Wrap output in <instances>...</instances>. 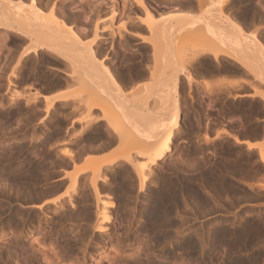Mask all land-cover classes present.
I'll return each mask as SVG.
<instances>
[{
	"label": "bare ground",
	"instance_id": "bare-ground-1",
	"mask_svg": "<svg viewBox=\"0 0 264 264\" xmlns=\"http://www.w3.org/2000/svg\"><path fill=\"white\" fill-rule=\"evenodd\" d=\"M25 1V2H24ZM70 1V0H69ZM84 1V0H83ZM90 1V0H89ZM92 1V0H91ZM91 1H90V4H91ZM96 1V0H95ZM95 1H92V2H95ZM109 1V0H108ZM114 2H115V0H113ZM124 1V0H123ZM126 1V0H125ZM129 1V0H128ZM146 2H147V0H145ZM145 1L144 0H136L135 1V3H136V9L137 8H140V10H142L141 12H144L145 13V15L144 14H141L140 13V11L138 12V14L140 13L141 14V17H139V19L137 18V20H138V22L141 24V25H143L146 29H148L149 30V36H148V34H146V36H144V35H141V34H137V32H138V30L136 31V36H140V38L142 39V41L143 42H147V44L149 43L150 45H152V48H153V68H151L152 69V71H151V76L149 75V74H147V75H149L152 79H150V77H148L150 80H152L153 81V85L151 84V86L149 87L148 85H146V86H148L147 87V89H146V86L145 87H138V85H136L138 88H137V90H136V88L135 87H133V91L132 92H134L135 93V91H138V89H140L142 92H144L145 90H143L144 88L146 89V91L147 90H149V91H147V96H149V95H151V100H152V103H153V105L152 106H149L150 104H147V103H151V101H149V102H147L148 100H146V99H142V100H139L136 96H135V94H137V93H139V91L138 92H136L135 94H129L130 96H131V99L130 98H128L129 97V95H128V97H126L125 96V94L127 93V91H126V93L124 94L123 93V90H121V88L119 87L120 85H117L116 83H118V82H116L115 83V79H113L112 78V76L113 75H111L110 74V72H112V71H110L107 67V65L106 64H104V65H106V66H104L103 65V62H101V58L98 60L97 59V57L95 56V46H94V44H95V42H96V39H98V33H99V35L102 33L103 34V32L101 31V33L100 32H98L97 33V28H96V30H95V27H97V26H94L95 25V22L93 21V19H96L95 17H92V20L91 21H93V23H94V25H92V26H94L93 28H94V30L95 31H92L91 30V28H89L88 30V32H94L92 35H94V37H93V39L91 40V41H89L88 39V37H87V39H85L84 41H87L88 40V43H86L85 44V42H81L82 40L81 39H79V36H77V34L74 32V31H76L73 27H70L71 26V24H70V26H68L69 24L67 23V21H65L67 24H65V22H64V18H62V17H60V16H62V14L58 17L56 14V12H61V11H59V10H55V12H54V8L55 7H57L58 5H56V2H55V5H53V0H52V5L53 6H55V7H53L52 5H51V7H50V9L48 10V12L47 13H45V8H46V6L45 5H47V4H49L50 5V3H49V0L47 1V3H46V1H42L41 3H42V5H44V3H46L44 6H42V5H38V2H40V0L38 1V0H30V2H28V3H26V0H0V28H2V29H5V30H7V31H9V39H10V36H12V38H13V35L11 34L10 35V32H14V33H17V34H19V39L18 40H14L15 38H18V35H17V37H15L13 40L16 42H18L19 43V45H22V43H24V46H23V48L21 49V48H19V47H21V46H19L18 48L19 49H21V51H19V49H18V52H15V53H13V54H11V55H13V57H18L17 59H15L18 63L20 62V60L28 53V52H35L36 53V51L39 49H41V48H47V49H49V50H51V51H53L54 53L53 54H57L58 56H60L61 58H63V60H61L62 62L64 61V59H65V61H68L69 62V64H67L68 66H66V67H69V68H67V70H65L66 69V67L64 66L63 68H65L64 69V71L66 72V71H68V72H64L66 75H68L69 77H71V78H73L72 79V83H69L70 85H68V87H71V85L74 83V81H77V79H78V83L77 82H75L74 84L76 85H78V86H75V85H72L73 86V88L72 89H64V90H66V92H63L64 90L62 89L61 91H60V93L58 92H56V94H54V95H51L50 94V92H49V96L48 95H46V93H42L41 92V90H40V93L38 92L39 91V89H38V91L36 92V91H34V92H31L33 95L31 96V94H27V93H25L24 91H21V92H19L20 90H22V89H20L19 91H15V90H13V88H12V90L13 91H15V92H13L12 91V93L11 94H9L10 95V99L12 100V101H15V100H18V98H21V97H24V94H27L26 95V97L27 98H25L24 97V99H26V101H27V103H30L31 104V102H32V104H33V106H35L36 104H34V103H36V102H34L37 98L36 97H38L39 96V94H45V95H43V99L45 100L44 102H42L41 101V98H38V99H40V101H39V103H37V104H42L41 105V107H43V106H45V110H44V115L45 114H47L48 113V111L53 107V104H54V101L56 100V99H69V100H72V101H76V100H80L81 102H82V106H84V108L86 109V111H85V109H83V107L81 108L82 110H79L78 108H75L76 107V105L79 103V104H81V102L79 101H77L76 103V105H74L73 104V106L74 107H72V109L73 110H76V111H78V113H80V115L79 114H76V116H75V114H74V116H72V118H71V113H70V118H69V120H71V123H72V121L73 120H77V121H86L87 123H89V122H92V121H97V120H101V121H104L105 123H106V126H107V128H109V129H111V132L115 135V136H113V137H115V140L113 139V137H110L112 140H114V141H116L118 144H120V145H122V144H125V145H127V147L126 148H124L123 146V149L121 148L120 149V145L119 146H116V145H118L116 142V145H114V146H116V147H118L119 149H117L115 152H112V150H110L111 152L108 154V152H107V154L108 155H106V156H104V157H101V156H103L104 155V153H103V155H100L99 156V154H98V156H97V154L95 155V153H94V157L96 158H94V157H92V155L91 154H89L90 156H91V158L92 159H94V161H90L89 159H90V156L88 155V154H86L89 158L87 159V156L85 155V157H84V159L83 160H86L87 159V162L89 163V161H90V163H89V165L88 166H84L83 164L85 163V162H83V161H81V162H77L78 164H80V167H77V163H76V159H78V157L76 158L75 156H79V161H80V158H82L80 155H78L79 153H78V149H79V151L80 150H83V149H80L79 147H78V149H77V147H75L76 148V150H77V155L75 154V152H76V150H75V152H74V150H70L69 148L71 147H69V148H67V147H63V149L61 150V153H58V152H55V153H57V154H59L57 157L58 158H60L59 156H61V154L63 155V156H65V157H67L69 160L67 161V160H61L60 159V161L59 160H57L56 161V163L54 164L53 163V161H52V165L54 166V170H56V169H58L57 167L58 166H60L58 163H62L61 161H63V163L61 164V166L63 167V168H61L60 167V169H62L64 172L62 173V171L60 170L59 172L60 173H62V176H61V174L60 173H58L59 175L58 176H61V178H64V177H66V178H69V181L70 182H68V180H66L68 183H70L69 185H68V183L67 182H64V180H65V178H64V180H60L57 184H56V186L53 184V192L57 189V191H59L60 189H59V187L61 186H63L64 184V188L62 187V191L60 192V193H58L57 192V194H56V191H55V194L54 193H52V194H54L55 196H50V197H48V194L50 193L51 194V192L52 191H49V193H47V191H46V189L45 188H48V187H44L43 186V191L45 190V194L47 193V197H48V199H44V201H42L43 200V198H42V200H41V202H39L40 204L38 205V202H37V205L36 204H34V206L33 207H38V208H40V207H46L47 208V206L49 205V204H52L53 205V211H52V214L54 213H60V212H62V215H63V211H65V210H62V211H60L61 209H62V206H63V199L64 198H70V205L71 206H74V204L77 202L76 201V199H75V203L72 201V197H74L73 195V192H75V190H76V188H77V186H78V183H79V179H80V175L83 173V172H85V171H87L88 169L89 170H91L89 173V175H91L90 177L88 176V174H87V178L89 179V186H90V190L89 191H92V195H93V197H92V195L90 194V193H88V194H90L91 195V197L92 198H95V201L91 198V200H93V202H94V204H95V202H96V204H97V206L99 205V209L97 210V206H96V204H95V206L94 207H96V212H97V215H95L94 214V212H92V214H94L95 216L94 217H96L95 219H96V224L94 225V229H93V226H91V227H89V228H91V229H93L94 231L92 232V233H98V235H100V234H102V233H105V232H107L108 230H109V228H108V225L106 224L108 221H109V219H110V213H112V212H110V213H108V210H107V208H106V206H104V204H109V205H112L113 204V200L115 199L114 198V196H113V200L110 198V200H107L106 198V196L107 195H109L112 191L110 190V192H109V194H108V192H107V194L106 193H103L104 192V190H102L101 191V188L103 187V186H101L100 187V185H99V183H98V181H102L104 184L106 183V185H107V183H108V181H107V177H106V175H105V171H103V172H100V169H101V167L102 166H104V165H108V166H112V165H114V164H118V162L119 161H124L131 169H132V171L134 172V174H135V181H136V183H137V187L136 188H138V190L141 192V193H143L144 194V196H142V203L144 204V206L145 205H150L151 204V211H149L148 209V212H150V214H149V216H148V218L150 219V220H152L153 222H151V223H153L154 224V222H156V226H157V223L158 224H161V225H163V224H165V223H168L167 225L168 226H170L171 224H170V219H174V218H170V214H169V212H171V214H173V212H174V214L175 213H177L178 212V210L180 211V208H181V206L183 205H181L180 203H184V202H182V199L184 200V198H183V191L181 190L180 191V189H179V187L181 186V184H180V186L179 187H177L174 183H170V181L169 182H167V181H161V182H159L158 180H155V182L154 181H152L151 180V178H150V168H151V165H155V164H157V162H158V160H161V159H163L166 155H167V153L168 152H170V151H172V149H173V145H171V143L172 142H174V140H173V138H174V136H176V134H177V132H178V129L180 128L179 127V122H180V118H181V114H180V108H179V102L182 100V98H181V96H180V98H181V100L179 99V96H178V94H182V92H177V90L179 89L178 88V86L180 85H178V78H179V75H184L185 77H187L188 78V80H191L192 81V79H190V74L192 75V73H190L189 71V69L187 68V69H185V62H186V65H187V60L188 61H190L189 63H191L193 60L192 59H197L200 55H204V54H208L211 58H213V60H214V62L215 63H220L221 65H223L222 63H227V62H230L231 64H233L234 65V67H239L240 69L242 68V74L244 73V72H246V75H241V73H239L240 74V76H239V78H238V76L236 77L235 75V77L233 76H231V74H233V72L232 73H230L231 71H234V69L236 70V69H238V68H232L233 70H231V71H229L228 70V68L230 67H232V65L231 66H228V68H225V66H227L228 64H226L225 66H223L224 68H225V70H223L224 72H226V69H227V72H228V75H229V77H228V75L227 74H225V75H227L226 77H221L222 75H220V73L219 72H217L216 71V73L218 74V75H220V79H218L219 78V76L216 74H213V76H214V78L215 77H218V78H215L216 79V81H218V82H216L217 84H215V82H214V86L212 85V84H208V82L207 81H203L202 83H200L203 87H205V89H209V87L211 88V86L212 87H215V86H217L218 87V89H216V87H215V89H213V90H208V92L207 93H209V94H211L212 93V95H216V94H213L214 92H212V91H214V90H216L215 91V93L216 92H218V91H220L221 93H222V91H226V92H228V94L229 95H231L232 97H233V100H234V98L235 97H244V96H248V97H257L260 101H262L263 103H264V88H261L262 87V85L260 84V83H262L263 85H264V0H212L211 1V3L209 2H206V3H204L206 0H185L184 1V3L183 4H181V2H179V0H178V2L180 3V5H182V6H180V7H183L182 9L179 7V9H181V10H178L177 8H176V12H173L174 11V8L176 7V5H175V7L174 8H171V6H173V4L171 5V2H173V1H171L169 4L171 5H169V7L171 8V11H172V9H173V11L171 12V11H169L170 10V8H168V6H166L167 8V14H164V13H159V14H164V15H160V17H156L154 14H157V13H153V6H151V5H149V7L146 5V3H145ZM161 1H163V0H161ZM177 1V0H176ZM182 1V0H181ZM59 2V1H58ZM63 2V1H62ZM73 2H75V1H73ZM104 2V0L103 1H100V0H97V2H96V4H94V3H92V6L91 7H93V5H95L96 6V10H97V7H98V9H100V8H102L103 7V9L104 10H106L104 7V4H105V2ZM109 2H111V1H109ZM127 2V1H126ZM133 2V1H132ZM183 2V1H182ZM224 2H226V3H231L229 6H230V8H226L228 11H230V12H228V11H222V9H224L225 8V6H224V8H222V4L224 3ZM61 3V2H60ZM70 3V2H69ZM69 3H66V4H68L69 5ZM77 3V2H76ZM80 3V2H79ZM88 4H89V2H87ZM112 3V2H111ZM107 3L106 2V4L107 5H111V8H112V10H110V14L106 17L105 16V18H111L112 19V17L114 16V14L116 13V11H115V8L113 9V4L114 3ZM116 3H117V0H116ZM115 3V4H116ZM128 3V2H127ZM131 3V2H130ZM134 3V2H133ZM148 3H150L149 1H148ZM158 3V2H157ZM167 3V2H166ZM179 3H177V4H179ZM208 3V4H207ZM40 4V3H39ZM59 4V3H58ZM63 4V3H62ZM89 4V5H90ZM125 4V3H124ZM132 4V3H131ZM131 4H130V6H131ZM207 4V6L206 7H204L205 5ZM61 5V4H60ZM64 6H63V9L65 8V4H63ZM68 5H66L68 8H69V6ZM70 5H72L71 3H70ZM73 5H75V4H73ZM72 5V6H73ZM80 5V4H79ZM78 5V6H79ZM82 5V4H81ZM81 5H80V7H81ZM85 5V4H84ZM123 5V4H122ZM160 5V3L157 5V7ZM168 5V4H167ZM202 5H204L203 7H202ZM228 5H226V6H228ZM86 6H87V4H86ZM94 6V7H95ZM101 6V7H100ZM117 6V5H116ZM120 6H121V4H120ZM126 5H124V7H125ZM138 6V7H137ZM177 6H179V5H177ZM228 6V7H229ZM41 7H42V9H41ZM44 7V8H43ZM49 7H47V8H49ZM79 8V11H78V9L77 10H75L76 8ZM80 7H77V6H74V7H70V9H72L71 10V13H72V11H73V9L75 10V12L76 11H78L79 12V14H80V12L81 13H83V11H84V14H86V15H90L89 14V12H87V13H85V10L86 9H88V8H90V6L88 7V8H86V9H84V7H83V10H81L80 9ZM107 7V6H106ZM110 7V6H109ZM108 7V8H109ZM128 6H126L125 8H127ZM150 7H153L152 9L150 8ZM157 7H156V10H157ZM161 7L162 6H160V10H161ZM199 8V10L197 9V11H200V8H201V11L200 12H197L196 10H195V8ZM82 8V7H81ZM130 8V7H129ZM131 8H132V6H131ZM134 8V7H133ZM164 8V7H163ZM60 9H61V7H60ZM103 9H102V11H103ZM119 9V8H118ZM117 9V10H118ZM121 9V8H120ZM119 9V10H120ZM122 9H124V8H122ZM121 9V10H122ZM128 9V8H127ZM230 9V10H229ZM44 10V11H43ZM81 10V11H80ZM95 10V11H96ZM126 9H124V11H125ZM129 10H131V9H129ZM139 10V9H138ZM152 10V11H151ZM164 10V9H163ZM62 11H64V10H62ZM66 11H70V10H67V8H66ZM86 11H88V10H86ZM89 11H90V9H89ZM94 11V9H92V12ZM99 11V10H98ZM97 11V12H98ZM134 11V10H133ZM136 11V10H135ZM158 11V10H157ZM156 11V12H157ZM164 11H166V10H164ZM196 12V14H194L193 12ZM74 11H73V15H71L70 17H74L75 15V17H78V12H76L75 13ZM122 12V11H121ZM131 12V11H130ZM163 12V11H162ZM169 12H171V13H169ZM223 12H226V13H229V14H225V13H223ZM62 13V12H61ZM64 13H67V12H63V17H66L65 15H64ZM68 13H70V12H68ZM67 13V15H70V14H68ZM90 13H91V11H90ZM99 13V12H98ZM100 13H101V11H100ZM104 13V12H103ZM125 13H126V11H125ZM127 13H128V11H127ZM133 13V12H132ZM131 13V14H132ZM135 13V12H134ZM198 13V14H197ZM93 15H94V12L92 13ZM92 14L90 15V16H92ZM130 13H128V15H129ZM137 14V13H136ZM158 14V15H159ZM59 15V14H58ZM96 16H97V14H95ZM94 15V16H95ZM102 15V14H101ZM101 15H99L98 14V16H101ZM104 15H106V14H104ZM104 15H102V16H104ZM116 16H117V14H115ZM157 15V16H158ZM82 16H84L83 14H82ZM89 16V17H90ZM98 16H97V19H98ZM120 16V15H119ZM131 16H133V14L131 15ZM140 16V15H139ZM81 17V16H80ZM85 17V16H84ZM136 17H137V15H136ZM67 18H69V16L67 17ZM86 18H88L87 16H86ZM85 18V19H86ZM100 18V17H99ZM104 18V19H105ZM82 19V18H81ZM81 19H78L77 18V20H79V22H80V20ZM85 19H84V21H85ZM89 19V18H88ZM87 19V20H88ZM91 19V18H90ZM101 19H102V17H101ZM100 19V20H101ZM63 20V21H62ZM65 20H68V19H66L65 18ZM71 20V19H70ZM75 20V19H74ZM83 20V19H82ZM103 20V19H102ZM107 20V19H106ZM132 20V19H131ZM70 22V21H69ZM88 23H90V20H88L87 21ZM97 22H98V20H97ZM137 22V23H138ZM86 23V22H85ZM107 23V22H106ZM136 23V24H137ZM138 23V24H139ZM80 25H81V23H80ZM79 25V26H80ZM100 25V24H99ZM120 27L125 31H127V24L125 23V21H122V22H120ZM78 26V27H79ZM91 26V27H92ZM109 24L107 25H103V27H102V25H101V27L99 26V28H102V30H105V29H107L108 31H111L112 33H114L113 32V30L111 29L112 27L111 26H109ZM130 26V25H129ZM263 26V27H262ZM88 27H90V25L88 24ZM132 27V26H131ZM72 28H73V30H72ZM80 28V27H79ZM78 28V29H79ZM81 28H82V26H81ZM92 28V29H93ZM109 28L111 29V30H109ZM142 28V27H141ZM83 29H84V27H83ZM83 29H81V30H83ZM86 29V31H87V28H85ZM84 29V30H85ZM134 29H136V28H134ZM4 30V31H5ZM80 30V31H81ZM101 30V29H100ZM144 30V29H143ZM107 31V32H108ZM116 31V30H115ZM128 31H129V29H128ZM131 31V30H130ZM147 31V30H146ZM76 32H78V31H76ZM82 32V31H81ZM81 32H79V33H81ZM88 32L86 33V34H88ZM111 32H108L109 33V35H110V33ZM132 32H134V31H132ZM2 33H3V31H2ZM6 33H8V32H6ZM13 33V34H14ZM84 33V32H83ZM84 33V34H85ZM138 33H140V30H139V32ZM141 33H142V31H141ZM1 34V33H0ZM83 34V35H84ZM85 34V35H86ZM131 34V33H130ZM144 34V33H143ZM3 35H5V36H7L8 34H1V36L3 37ZM90 35H91V33H90ZM114 35V34H113ZM119 35H121L120 33H119ZM4 36V37H5ZM89 36V35H88ZM101 36V35H100ZM89 37H91V36H89ZM123 37V36H122ZM11 38V39H12ZM86 38V37H85ZM4 39V38H3ZM5 39H6V37H5ZM4 39V40H5ZM99 39H100V37H99ZM98 39V40H99ZM136 39V38H135ZM2 40V38H0V41ZM13 40H11L12 41V43L14 44V42H13ZM125 40V39H124ZM134 40V39H133ZM6 41V40H5ZM11 41H9V43H11ZM135 41V40H134ZM8 42V41H7ZM16 42V43H17ZM98 42V41H97ZM126 42V41H125ZM139 42V41H138ZM14 44V46H12V47H16V45L18 44ZM103 43V42H102ZM1 44L3 45V44H6L4 41L3 42H1ZM1 44H0V46H1ZM8 44V43H7ZM6 44V45H7ZM97 44V43H96ZM143 44V43H142ZM12 45V44H11ZM11 45H7V47H10ZM4 46V45H3ZM6 47V48H7ZM11 47V51L10 52H12L13 50V48ZM97 47V46H96ZM111 47V46H110ZM6 48H4V49H6ZM143 48V47H142ZM4 49H3V51H4ZM15 49V51H16V49L17 48H14ZM144 49V48H143ZM8 50H10V49H8ZM7 50V51H8ZM6 51V52H7ZM43 51V50H42ZM100 51V50H99ZM98 51V52H99ZM138 51V50H137ZM145 52V51H144ZM4 53V52H3ZM2 53V54H3ZM16 53H20L19 55L17 54V56H15V54ZM38 53V52H37ZM1 54V53H0ZM29 54V53H28ZM38 54H40V53H38ZM38 54H36V55H38ZM48 54H50V53H48ZM9 55H10V53H9ZM31 55V54H30ZM34 55V53L31 55V56H33ZM101 55V54H100ZM31 56L29 57V55L27 56L28 58H30V61H31ZM40 55H38V57H39ZM105 57H106V54L104 55ZM143 56V55H142ZM10 57H12V56H10ZM9 57V58H10ZM26 57V58H27ZM103 57V56H102ZM210 57L208 58V59H210ZM26 58H24V59H26ZM35 58H36V56H35ZM41 58V57H40ZM3 59V58H2ZM11 59V58H10ZM13 59V58H12ZM23 59V60H24ZM45 59H49L48 57L47 58H45ZM52 58H50V60H51ZM58 59H60V58H58ZM205 59V58H204ZM6 60H7V58H6ZM14 60V59H13ZM12 60V62H15V60L13 61ZM27 60H29V59H27ZM26 60V61H27ZM39 60V59H38ZM37 60V61H38ZM42 60H44V58H42L41 59V61H39V63L40 62H42ZM49 60V61H50ZM56 60V59H55ZM199 60V59H198ZM201 60V62H202V59H200ZM199 60V61H200ZM0 61H1V59H0ZM8 61H9V59H8ZM8 61H6L7 63H8ZM25 61V60H24ZM23 61V62H24ZM29 61V62H30ZM46 62H47V60H45ZM48 61V62H49ZM53 60H51V62H52ZM57 61V60H56ZM59 61V60H58ZM57 61V62H58ZM11 62V61H10ZM9 62V63H10ZM16 62V63H17ZM23 62H22V64H23ZM29 62L27 63H25V64H27L26 66H28L29 68H28V70L30 69V64H29ZM34 62V61H33ZM54 62V61H53ZM57 62H55L56 64H57ZM67 62V63H68ZM198 61L196 60V63H197ZM205 62V61H204ZM204 62H202V63H204ZM214 62H213V64H214ZM4 63V62H3ZM6 63V64H7ZM15 63V64H16ZM45 63V62H44ZM43 63V64H44ZM59 63V62H58ZM61 63V62H60ZM64 63V62H63ZM188 63V64H189ZM195 63V61L194 62H192V64L194 65V64H196ZM201 63V64H202ZM206 63V62H205ZM204 63V64H205ZM5 64V65H6ZM12 64V63H11ZM14 64V63H13ZM20 64V63H19ZM24 64V65H25ZM62 64V63H61ZM64 64H66V63H64ZM198 64H200V62H198ZM203 64V65H204ZM208 64V63H207ZM219 64V65H220ZM8 65V64H7ZM10 65V64H9ZM46 65H48V64H46ZM46 65H43L44 66V69L47 67ZM202 65V66H203ZM209 65V64H208ZM212 65V64H211ZM217 67L219 66V65H217V64H215ZM230 65V64H229ZM3 66V65H2ZM1 66V67H2ZM14 66V65H13ZM18 66V65H17ZM31 66H32V62H31ZM34 66V65H33ZM38 66V65H37ZM46 66V67H45ZM58 66H60L59 64L57 65V68H60V67H58ZM111 66V65H110ZM200 67V65H197V67ZM213 66V65H212ZM15 67V66H14ZM39 67H42V64L39 66ZM151 66H149V68H150ZM187 67V66H186ZM196 66H194V68L196 69L197 68ZM207 67V66H206ZM214 67V66H213ZM221 68H222V66H220ZM6 69H8V67H5ZM19 68V67H18ZM17 68V70L19 71L20 70V68L18 69ZM33 68H35V66L33 67ZM33 68H32V70H33ZM48 68V67H47ZM62 68V67H61ZM101 68H103V70H101ZM190 68V67H189ZM220 68V69H221ZM229 68V69H230ZM2 69H4V67L2 68ZM1 69V70H2ZM14 69V68H13ZM23 69V68H22ZM22 69H21V71H19V72H21V74H19L20 76L24 73V72H22ZM27 69V68H26ZM25 69V66H24V71L26 70ZM39 69H41V68H39ZM69 69V70H68ZM150 69V70H151ZM215 69V68H214ZM223 69V68H222ZM16 70V69H15ZM12 71V75L13 76H16V71ZM27 70V71H28ZM31 70V71H32ZM50 70V69H49ZM149 70V69H148ZM149 70V71H150ZM188 70V73H190L189 75L188 74H186L185 73V71H187ZM216 70V69H215ZM7 71V70H6ZM39 71V70H38ZM42 71V70H41ZM51 71H53V70H51ZM62 71V70H61ZM211 71V70H210ZM209 71V72H210ZM212 71H214V70H212ZM238 71V70H237ZM5 72V71H4ZM8 72V71H7ZM30 72V70L28 71V73ZM32 72H34V71H32ZM31 72V73H32ZM37 72V71H36ZM44 72V71H43ZM43 72H40V74L41 73H43ZM239 72V71H238ZM1 73H2V71H1ZM18 73V72H17ZM48 73V72H47ZM53 73H55V72H53ZM146 73V72H145ZM211 73V72H210ZM209 73V74H210ZM213 73V72H212ZM221 73H222V71H221ZM235 73V72H234ZM237 73V72H236ZM235 73V74H236ZM4 74V73H3ZM7 73H5V75H6ZM25 74H27V72L25 73ZM51 74H52V72H51ZM223 74V73H222ZM238 74V73H237ZM1 75V74H0ZM10 75V74H9ZM19 75H18V77H19ZM39 75V74H38ZM37 75V76H38ZM43 74H41V76H42ZM44 75H45V73H44ZM43 75V76H44ZM47 75V74H46ZM45 75V76H46ZM49 75V74H48ZM47 75V76H48ZM61 75H64V74H61ZM61 75L60 76H58V74H57V76H58V79H59V77L61 78ZM66 75H64L65 76V78L67 79V77L68 76H66ZM146 75V76H147ZM247 75H249V77H250V75L251 76H253L254 78H250L251 80L253 79H257L258 81H260V85H258V84H256V83H251V81H250V79H248L246 76ZM2 76V75H1ZM7 76V75H6ZM24 76V75H23ZM27 76V75H26ZM32 76H33V73H32ZM42 76V77H43ZM50 76V75H49ZM53 76H55V75H53ZM184 76H182L183 77V79L185 78ZM202 76V75H201ZM204 76H206V75H204ZM210 77H213L212 76V74L211 75H209ZM223 76H224V74H223ZM230 76L233 78V79H230ZM3 77H5V76H3ZM10 77V79L8 80L7 79V77H5L7 80H8V84H9V86L11 85V84H13L14 83V79H11V77L12 76H9ZM8 77V78H9ZM29 77H31L30 76V74H29ZM40 77V76H39ZM51 77H52V75H51ZM56 77V76H55ZM55 77H53V78H55ZM114 77V76H113ZM192 77H193V75H192ZM203 77V76H202ZM246 77V78H245ZM22 78V77H21ZM32 78V77H31ZM45 78V77H44ZM47 78V77H46ZM64 78V79H65ZM74 78H75V80H74ZM115 78V77H114ZM181 78V77H180ZM225 78V79H224ZM226 78H229L228 80H226ZM236 78V79H235ZM242 78V79H241ZM3 79V78H2ZM1 79V80H2ZM18 79V78H17ZM27 79V78H26ZM34 79V78H33ZM42 79V78H41ZM48 79V78H47ZM52 79V78H51ZM51 79H48V80H51ZM61 79H63V78H61ZM156 79H160V81L159 82H155L156 81ZM243 79H245V80H247L248 82L250 81V83H248V82H246L245 80H243ZM6 80V81H7ZM14 80V81H13ZM20 80V79H19ZM25 80V79H24ZM44 81H42L41 83H42V86H40L41 88L43 87V84H45L46 83V85H47V82H45L46 80L45 79H43ZM70 80L71 79H68V80H64L65 82H67L68 83V81L70 82ZM185 80V79H184ZM239 80H241L240 82H239ZM4 81H5V79H4ZM21 81H23V79H21ZM21 81H15V82H20L21 83ZM34 81V83H35V80H33ZM36 81H37V78H36ZM39 81V80H38ZM54 81H56L57 82V79H54ZM54 81H52V82H54ZM59 81H60V79H59ZM152 81H150L149 82V84L150 83H152ZM224 81H226L225 83V88H226V90L224 89V87L222 88L221 86H223V83H224ZM243 81V82H242ZM29 83L31 82V81H28ZM40 82V81H39ZM50 82V81H49ZM63 82V81H62ZM120 82V81H119ZM244 82H246V83H248V84H243ZM255 82H257V81H255ZM24 83V82H23ZM58 83V82H57ZM57 83H54L55 85H56V87H57ZM67 83H64V84H66V87H67ZM145 83V82H144ZM212 83V82H211ZM242 83V84H241ZM3 84V83H2ZM5 84V83H4ZM24 84H27V83H24ZM31 84V83H30ZM61 83H59V85H60ZM119 84V83H118ZM143 84V83H142ZM141 84V85H142ZM147 84H148V82H147ZM181 84H182V81H181ZM184 84V83H183ZM1 85V84H0ZM17 86V89H19L18 88V84H16ZM41 85V84H40ZM123 85V84H122ZM145 85V84H144ZM186 86H187V83L185 84ZM189 85H190V81H189ZM188 85V86H189ZM6 86V85H5ZM8 86V85H7ZM7 86L4 88V86H2L3 87V89H6L7 88ZM15 86V85H14ZM32 86V85H31ZM34 86V85H33ZM50 86H53L52 87V89L53 88H55L54 87V85H52V84H50ZM75 86V87H74ZM140 86V85H139ZM162 86V88H161V90L160 89H155L154 90V88H157V87H161ZM182 86V85H181ZM185 86V87H186ZM187 86V87H188ZM219 86H220V88L221 89H224V90H221L220 88H219ZM230 87V89L228 88V87ZM241 86V87H240ZM246 86L248 87V86H250V88H251V93H250V88L248 89V88H246ZM13 87V86H12ZM24 87H27L26 85H24ZM28 87H30L29 86V84H28ZM27 87V88H28ZM49 86H47L46 88L48 89V90H50L51 91V88L49 89L48 88ZM60 87H62L61 85H60ZM66 87H64V88H66ZM123 87V86H122ZM183 87H184V85H183ZM237 87L239 88H241V90H239V91H243L242 89L245 87L246 88V90L247 91H249V94H246V93H240V92H237V93H235L236 92V89H237ZM21 88V87H20ZM26 88V89H27ZM33 88V87H32ZM39 88V87H38ZM58 88V87H57ZM135 88V89H134ZM190 88V87H189ZM228 88V89H227ZM236 88V89H235ZM9 89V88H8ZM26 89H24V90H26ZM56 89V88H55ZM54 89V90H55ZM123 89H126L125 87L123 88ZM129 89H130V87H129ZM231 89H235V92L234 91H232V92H234V93H232L230 90ZM29 90V89H28ZM27 90V91H28ZM36 90V89H35ZM43 90H44V88H43ZM59 90H60V88H59ZM131 90V89H130ZM130 90H129V92H130ZM135 90V91H134ZM246 90H245V92H246ZM253 90V91H252ZM1 91H3L4 92V90H2L1 89ZM47 91V90H46ZM68 91V92H67ZM140 91V92H141ZM187 91V90H186ZM185 91V92H186ZM23 92H24V94H23ZM29 91H28V93H30ZM132 92H130V93H132ZM141 92V94H143ZM2 93V92H1ZM9 93V92H8ZM48 93V92H47ZM188 93V92H187ZM219 93V92H218ZM217 93V94H218ZM224 93V92H223ZM86 95L85 97L83 96V95ZM144 94H145V92H144ZM143 94V98L144 97H146V95H144ZM183 94H184V92H183ZM183 94H182V96H183ZM220 94V93H219ZM2 95V94H1ZM8 95V94H7ZM140 95V94H139ZM185 95V94H184ZM207 95V94H206ZM42 96V95H41ZM82 96H83V98H82ZM133 96V97H132ZM209 96V95H208ZM211 96V95H210ZM222 96V95H221ZM225 96V98H227L226 96H228L227 94H225L224 95ZM139 97V96H138ZM85 98V99H84ZM212 98V97H211ZM229 98V97H228ZM231 98V97H230ZM23 99V98H22ZM37 99V100H38ZM147 99H149V98H147ZM213 100L212 101H214V100H216V99H214V98H212ZM250 99V98H249ZM21 100V99H20ZM180 100V101H179ZM219 100V99H218ZM239 100V99H238ZM237 100V101H238ZM242 99H240V101H241ZM244 100V99H243ZM242 100V102H240V103H242V106H240L241 108H242V110H243V113H241V115L242 114H246V113H244V112H249L250 110L252 111V110H254L255 112H256V109H261V106L259 105V107L257 106V105H255V107H254V104H253V107L251 106V104H249V105H247L244 101ZM256 100V99H255ZM254 100V101H255ZM26 101H25V103H26ZM211 101V100H210ZM231 101V100H230ZM245 101H248V99L246 100L245 99ZM249 101H251V100H249ZM258 101V100H257ZM15 102H17V101H15ZM18 102H19V100H18ZM21 102V101H20ZM40 102H42V103H40ZM147 102V103H146ZM239 102V101H238ZM243 102L245 103L244 105H243ZM252 102H253V100H252ZM256 102V101H255ZM26 103V104H27ZM46 103V104H45ZM60 103V102H59ZM129 103H132V105L130 106L129 105ZM227 103H229V101L227 102ZM231 103H233V101L231 102ZM230 103V104H231ZM237 103V102H236ZM250 103V102H249ZM4 103H1L0 102V108H2L4 105H3ZM25 104V105H26ZM29 104V106H31ZM45 104V105H44ZM181 104V103H180ZM215 104V103H214ZM235 104V103H234ZM255 104H259V103H255ZM15 105V104H14ZM39 105V106H40ZM72 105V104H71ZM144 105H148V107H147V109H149V110H147V111H143V107H144ZM217 105V104H216ZM232 105V104H231ZM237 105H240V104H237ZM23 106V104L21 105V107ZM28 106V105H27ZM33 106H32V108H33ZM38 106V105H37ZM36 106V107H37ZM38 106V107H39ZM64 106V105H63ZM63 106H61V107H63ZM78 106V105H77ZM212 106V105H211ZM223 106H225V105H223ZM226 106H228V105H226ZM258 108H257V107ZM35 107V108H36ZM38 107H37V109H38ZM40 107V108H41ZM71 107V106H70ZM182 107V106H181ZM220 107H221V105H220ZM229 107H233V106H229ZM262 107H264V106H262ZM17 108V107H16ZM27 108H29V107H27ZM92 108H97V109H99L101 112H100V114L101 115H91V113H90V111H92ZM215 108V107H214ZM224 108V107H223ZM222 108V109H223ZM228 108V107H227ZM235 108H236V106H235ZM247 108V109H246ZM21 109H24V108H21ZM42 110H43V108H41ZM64 109H65V106H64ZM63 109V110H64ZM221 109V110H222ZM225 109L226 108H224V111H225ZM228 109H230V108H228ZM227 109V110H228ZM237 109H240V108H238L237 107ZM246 111H245V110ZM42 110H41V112H42ZM62 110V109H61ZM65 110H69V112L71 111H73V110H70L69 109V107H68V109H67V107H66V109ZM84 110V111H83ZM200 110V109H199ZM232 110V109H231ZM229 111V113L230 112H232V111ZM247 110H249V111H247ZM262 110H263V108H262ZM262 110H260L261 111V113L263 112ZM24 111V110H23ZM36 111V110H35ZM52 111H53V109H52ZM76 111H73V112H75V113H77ZM83 111V113H81ZM220 111V110H219ZM218 111V112H219ZM223 111V110H222ZM223 111V112H224ZM240 111V110H239ZM238 110H237V112H239ZM16 112V111H15ZM14 112V113H15ZM26 112V111H25ZM24 112V113H25ZM37 112L38 111H36L35 113L37 114ZM46 112V113H45ZM50 112H51V110H50ZM49 112V113H50ZM57 112V111H56ZM55 112V113H56ZM66 112V111H65ZM68 112V111H67ZM96 112V111H95ZM223 112H222V114H223ZM225 112H227V111H225ZM234 112V111H233ZM241 112V111H240ZM253 112V111H252ZM17 114H18V112H16ZM39 114H37L38 116H41L40 114V111L38 112ZM43 113V112H42ZM48 113V114H49ZM53 113V112H52ZM52 113H50V114H52ZM58 113V112H57ZM182 113V112H181ZM220 113H221V111H220ZM227 114V115H229L230 116V114ZM257 113V112H256ZM259 113V112H258ZM257 113V114H258ZM260 113V114H261ZM36 114H35V116H36ZM69 114V113H68ZM93 114V113H92ZM234 114H236L235 112H234ZM239 114V113H238ZM263 114H264V112H263ZM3 115H4V113H3ZM2 115V116H3ZM12 115H14V114H12ZM16 115V114H15ZM34 115V114H33ZM43 115V114H42ZM43 115V116H44ZM62 115V114H61ZM63 115H66V114H64V111H63ZM190 115V114H189ZM193 115H195V113H193ZM193 115H191V116H193ZM216 115L218 116L219 114L218 113H216ZM226 114H224V116H225ZM247 115V114H246ZM250 115H252V114H250ZM255 115V114H254ZM19 116V115H18ZM17 116V117H18ZM29 117L30 116H32V115H28ZM28 116H26L27 118H28ZM53 116V115H52ZM56 116V115H55ZM208 116V115H207ZM216 116V117H217ZM220 116V115H219ZM237 116H239V115H237ZM249 116V115H248ZM248 116H245L244 117V115H243V117H241V120L240 121H242L243 119L242 118H245L246 119V121L247 122H244V123H248V120L250 119V118H255L256 116H254V117H250V118H248ZM261 116H262V114H261ZM5 117V116H4ZM3 117V118H4ZM24 117V116H23ZM54 117V116H53ZM59 118H57L56 117V119H60L61 118V116H58ZM63 117V116H62ZM65 117V116H64ZM74 117H75V119H74ZM194 117V116H193ZM228 117V116H227ZM233 117H235V115L233 116H230L229 117V119L231 118V120H232V118ZM240 117V116H239ZM239 117L238 118H236V121L239 119ZM36 118V117H35ZM39 118V117H38ZM42 118V117H41ZM40 118V119H41ZM197 119H198V116L196 117ZM203 118V117H202ZM222 118V117H221ZM257 118V117H256ZM0 119L3 121V119L0 117ZM15 119H17L16 117H15ZM29 119V118H28ZM32 119V118H31ZM34 119V118H33ZM50 119V118H49ZM66 119H67V117H66ZM196 119V120H197ZM206 119H207V117H206ZM210 119H211V117H210ZM213 119H214V117H213ZM216 119V118H215ZM220 119V118H219ZM233 119H235V118H233ZM245 119H244V121H245ZM248 119V120H247ZM22 120V119H21ZM20 120V121H21ZM61 120V119H60ZM59 120V121H60ZM65 120V119H64ZM90 120H92V121H90ZM199 120V119H198ZM202 120V119H201ZM257 120H258V118H257ZM261 120H263L262 118H261ZM50 121H55L54 119L53 120H50ZM223 121V120H222ZM233 121V120H232ZM240 121H238V122H240ZM24 122V121H23ZM27 122V121H26ZM31 122V121H30ZM38 122V121H37ZM45 122V121H44ZM57 122V124L59 123L58 122V120L57 121H55V123ZM65 122H66V120L64 121V126L66 125L65 124ZM67 122H68V120H67ZM66 122V123H67ZM98 122V121H97ZM103 122V124H105ZM218 122V121H217ZM216 122V123H217ZM251 122H253V120L251 121ZM250 121H249V123H251ZM46 123H47V120H46ZM49 123H51V124H53L52 122H49ZM86 123V124H87ZM93 123V122H92ZM232 123V122H231ZM17 124V123H16ZM19 124V123H18ZM36 124V123H35ZM60 124V123H59ZM83 124V123H82ZM234 124V123H233ZM240 124V126H242L241 124L242 123H239ZM254 124V123H253ZM0 125H2L1 124V122H0ZM11 125V124H10ZM13 125H15V124H13ZM33 125V124H32ZM40 125H42V124H40ZM49 125V124H48ZM60 125H62V123L60 124ZM59 125V126H60ZM77 125H78V123H77ZM81 125V124H80ZM79 125V126H80ZM90 124H88V126H89ZM214 126H216V124H213ZM219 125V124H218ZM224 125H226L225 124V121H224ZM230 125V124H229ZM264 125V124H263ZM263 125H261V124H257V122H255V124H254V127H252V126H249V124L247 125L248 127V131L246 130V126H244V128H245V131L246 132H250V135L249 136H247L246 134H243V135H246L247 136V138L245 137V138H242V137H244V136H242L241 137V133H244V132H240V134L238 133L239 131H238V129H237V134H239V135H237V134H235V132L233 133V129H232V131L231 130H227L228 128H225V129H222L221 127H222V125H221V131L220 130H218L219 132H215V137L217 138V137H221L220 135H222V134H219L218 135V133H225V135H227V136H229L230 138H232V140L234 141V143H237V144H243V146L245 147L246 146V148L249 150V149H254V148H256L257 149V153H255L254 154V156L255 155H257V157L259 158V161L257 160V159H255V160H252L253 159V155H252V159L249 161L251 164H253V163H256L257 161V163H259V162H262V164L264 163V126ZM17 126V125H16ZM21 126V125H20ZM26 126V125H25ZM43 126V125H42ZM50 126V125H49ZM58 126V127H59ZM64 126L62 125V128H60V129H62V131H63V129H64ZM68 125H66L65 127H67ZM84 126H86V125H84ZM92 126V125H91ZM90 126V128H93V126L91 127ZM210 126V125H209ZM212 126V125H211ZM213 126V127H214ZM238 126V125H237ZM237 126H236V128H237ZM2 127L3 126H1V128H0V132L1 133H3V131L4 130H6L5 129V127H3V131H2ZM15 127V126H14ZM46 127V126H45ZM52 127H53V125H52ZM56 128H57V125L55 126ZM81 127V126H80ZM103 127H105V126H103ZM217 127V126H216ZM216 127H214V128H216ZM223 127H226V126H223ZM6 128H8V127H6ZM13 128V127H12ZM23 128V127H22ZM35 128V127H34ZM75 128V127H74ZM78 128V127H77ZM82 128H83V126H82ZM81 128V129H82ZM84 128H86V127H84ZM83 128V129H84ZM95 128V127H94ZM242 128V127H241ZM240 128V129H241ZM15 129V128H14ZM38 129V128H37ZM59 128H57V129H55V131H60V130H58ZM73 129V128H72ZM102 129H104V128H102ZM206 129H207V126H206ZM235 129V128H234ZM239 129V130H240ZM40 130H42V129H40ZM52 130H54V128L52 129ZM65 131L67 130V128H65L64 129ZM78 130V129H77ZM236 130V129H235ZM9 131V130H8ZM8 131H4V132H6L5 133V135L6 134H8L7 132ZM33 131V133L35 132V131H37L36 129L35 130H33V128H32V130H31V132ZM43 131H44V129H43ZM68 131H69V129H68ZM73 131V130H72ZM72 131H70V133H69V137H70V134H71V136L73 137L74 135H72V134H74ZM83 131V130H82ZM82 131H79V132H82ZM96 130H94L93 131V134L96 136V134L94 133ZM106 131V130H105ZM109 131V130H108ZM108 131H106L105 133H107ZM204 131H206V130H204ZM207 131H209V133H210V129H207ZM206 131V132H207ZM212 131V130H211ZM213 131H215V130H213ZM231 131V132H230ZM242 131H243V129H242ZM17 132V131H16ZM49 132V131H48ZM79 132H78V134H79ZM86 132V131H85ZM179 132H181V131H179ZM21 133V132H20ZM32 133V134H33ZM56 133V132H55ZM58 133V132H57ZM62 133V132H61ZM76 133V132H75ZM83 133V132H82ZM81 133V134H82ZM98 133V132H97ZM103 133V132H102ZM101 133V134H102ZM188 133V132H187ZM192 133V132H191ZM12 134V133H11ZM31 134V133H30ZM29 134V135H30ZM31 134V135H32ZM64 134H66V132H64ZM77 134V133H76ZM77 134V135H78ZM88 134V133H87ZM208 134V133H207ZM214 134V133H213ZM4 135V134H3ZM4 135V136H5ZM13 135V134H12ZM28 135V136H29ZM47 135V134H46ZM51 135V134H50ZM58 135H59V133H58ZM104 135V134H103ZM205 135V137H206V134H204ZM25 136V135H24ZM33 136V135H32ZM40 136V135H39ZM61 136V135H60ZM59 136V137H60ZM62 136H63V133H62ZM85 136V135H84ZM183 136V135H182ZM224 136V135H223ZM1 137V136H0ZM31 137V136H30ZM46 138H41V141H42V139H43V142H41L42 144L44 143V141H45V143H47L48 141H47V136H45ZM48 137H50V136H48ZM65 137H67V138H69L68 137V135H66ZM72 137H71V139H72ZM74 137H76V136H74ZM78 137H80V135L78 136ZM78 137H76L77 139H78ZM82 137V136H81ZM97 137V136H96ZM96 137H94V138H96ZM101 137H103L104 138V136H102L101 135ZM107 137V136H106ZM204 137V138H205ZM208 137V136H207ZM210 137V136H209ZM4 138H6V137H4ZM33 138V137H32ZM31 138V139H32ZM62 139H61V141H63V138H64V136L63 137H61ZM66 138V139H67ZM94 138H92V139H94ZM109 138V139H110ZM214 138V137H213ZM1 139V138H0ZM3 139V138H2ZM49 139V138H48ZM96 139H98V138H96ZM102 139V138H101ZM181 139H183V138H181ZM200 139V138H199ZM226 139H227V137H226ZM257 139H259V140H257ZM49 140H51V139H49ZM56 140V139H55ZM58 140V139H57ZM75 140V139H74ZM84 140V139H83ZM99 140V139H98ZM97 140V141H98ZM178 140V139H177ZM177 140H175V141H177ZM180 140V139H179ZM231 140V139H230ZM260 140H262L261 142H259ZM33 141V140H32ZM61 141H60V138H59V140L58 141H55L56 143L57 142H59V143H61ZM71 140L69 139V141L68 142H70ZM73 141V140H72ZM70 142V143H73V142ZM89 141V140H88ZM95 141V140H94ZM114 141H111L112 143L114 142ZM232 141V142H233ZM16 142H18V141H16ZM29 142V141H28ZM40 142H37V143H40ZM64 142V141H63ZM76 142L80 145L81 143H79V141H77L76 140ZM75 142V143H76ZM107 142V141H106ZM226 142V141H225ZM26 143V142H25ZM56 143H54L53 142V139H52V143L49 141V144H48V146L49 147H47V145L46 146H44V148L45 147H47L48 149L49 148H51L52 147V145H57ZM70 143H68V144H70ZM74 143V144H75ZM87 143H89V142H87ZM91 143V142H90ZM94 143V142H93ZM15 144V143H14ZM21 144V143H20ZM77 144V145H78ZM104 144H106V145H109L108 143H105V141L103 142V144L101 143L100 145H102V149L104 148L103 146H104ZM229 144H230V142H229ZM17 145V144H16ZM35 145V144H34ZM50 145H51V147H50ZM65 145V144H64ZM63 145V146H64ZM76 145V144H75ZM74 145V146H75ZM76 145V146H77ZM78 145V146H79ZM94 145V144H93ZM96 145V144H95ZM100 145L98 146V147H100ZM175 145V144H174ZM218 145V144H217ZM5 146V145H4ZM8 146V145H7ZM18 146V145H17ZM17 146H15L14 148L16 149L17 148ZM20 146V145H19ZM24 145H22V147H23ZM36 146V145H35ZM66 146V145H65ZM82 146H83V144H82ZM114 146H113V148H114ZM224 146V145H223ZM229 146V145H228ZM234 146V145H233ZM242 146V147H243ZM2 147V146H1ZM0 147V148H1ZM21 147V146H20ZM25 147V149L27 148L26 146H24ZM23 147V148H24ZM30 147V146H29ZM28 147V148H29ZM36 147H38L39 148V146H36ZM55 148L54 149H56L57 148V146H54ZM59 147V146H58ZM109 147V146H108ZM226 146H224V148H225ZM231 147V146H230ZM242 147H240V148H242ZM19 148V147H18ZM32 148V147H31ZM53 148V147H52ZM82 148V147H81ZM83 148H84V146H83ZM86 148L87 149H89V147H85L84 148V151L86 150ZM105 148H107V146H105ZM111 148H112V146H111ZM194 148V147H193ZM196 148V147H195ZM233 148V147H232ZM236 148H238L237 146H236ZM9 149V148H8ZM12 149V148H11ZM48 149H46L45 148V150H48ZM72 149V148H71ZM99 149V148H98ZM102 149H100V150H102ZM175 149V148H174ZM235 148H233V150H234ZM19 150V151H18ZM18 150H16V151H18L17 153H19L20 152V149H18ZM22 150V149H21ZM42 150V149H41ZM44 150V149H43ZM44 150V152H45V154H46V151ZM50 150V149H49ZM53 150V149H52ZM90 151H92L91 149H89ZM89 150H87V151H89ZM109 149H107V151H108ZM215 150V149H214ZM228 150V149H227ZM232 150V151H233ZM236 150V149H235ZM235 150H234V152H235ZM237 150H239V149H237ZM244 150V149H243ZM14 152H15V150H13ZM27 151V150H26ZM33 151V150H32ZM39 151V153H40V149L38 150ZM38 151H36V152H38ZM57 151V150H56ZM83 151V152H84ZM179 151V150H178ZM218 151V150H217ZM217 151H216V153H217ZM219 151H220V149H219ZM229 152H231L230 151V148H229V150H228ZM246 151V150H245ZM1 152V151H0ZM5 152H8L7 150L5 151ZM12 152V151H11ZM11 152H8L9 153V155L8 156H11L10 155V153ZM14 152H12V155H13V153ZM30 152L31 151H29V154H30ZM35 152V150H34V153H36ZM50 152H51V150H50ZM49 152V153H50ZM53 152H54V150H53ZM82 151H80V154L82 155L83 154V152L81 153ZM99 152V151H98ZM131 152H135V153H131ZM183 152V151H182ZM186 152V151H185ZM194 152V151H193ZM221 152V151H220ZM223 153H224V151H222ZM225 152H226V150H225ZM241 152V151H240ZM16 153V152H15ZM27 153H28V151H27ZM26 153V154H27ZM38 153V154H39ZM47 153H48V151H47ZM48 153V154H49ZM88 153V152H87ZM172 153V152H171ZM190 153V152H189ZM198 153V152H197ZM204 153V152H203ZM206 153V152H205ZM227 153V152H226ZM226 153H224L225 155H226ZM231 153H233V152H231ZM254 153V151L252 152V151H247V153L245 152V154L247 155H245V157H247L246 158V160H248L249 158H248V156L250 155V154H253ZM1 154H4V151H3V153H0V155ZM20 154V153H19ZM21 154H22V152H21ZM24 154V153H23ZM25 154V155H26ZM74 154H75V156H74ZM85 154V153H84ZM101 154H102V152H101ZM133 154V155H132ZM176 154V153H175ZM188 154V153H187ZM186 154V155H187ZM218 154V153H217ZM224 154H223V156H224ZM228 154H230V153H228ZM238 154V153H237ZM7 155H4V156H7ZM14 155H16V154H14ZM30 155H32V154H30ZM47 155V154H46ZM141 156L142 158L141 159H139L138 157H136V156ZM178 155V154H177ZM232 155V154H231ZM234 155H235V153H234ZM234 155H232L231 156V158L233 157V158H236V157H234ZM242 156H243V154H241ZM4 156L2 157V158H4ZM17 157H18V155H16ZM29 156V155H28ZM28 156H27V158H28ZM38 156V155H37ZM40 157L41 156H44V154L43 155H39ZM49 156V155H48ZM53 156V155H52ZM134 156V158H132ZM173 156V155H172ZM222 156V157H223ZM229 156V155H228ZM227 155H226V157L227 158H229ZM242 156H241V159L240 158H238L239 159V161H243V159H245L244 158V156H243V158H242ZM251 156V155H250ZM1 157H0V159H1ZM11 157H13V156H11ZM10 157V158H11ZM25 156H22V158H24ZM62 157V156H61ZM74 157L76 158V159H74ZM135 157L136 158H138V159H135ZM175 157V156H174ZM182 157V156H181ZM180 157V158H181ZM194 157V156H193ZM211 157V156H210ZM213 157V156H212ZM221 157V158H222ZM240 157V156H239ZM8 158V157H7ZM26 158V157H25ZM31 158H32V156H31ZM30 158V159H31ZM33 158H36V157H33ZM33 158L29 161V160H26V161H28V162H31V163H28V164H26V161H25V165H23V166H26L27 165V167H28V165H32V166H34L33 164L35 163H32L33 162ZM37 158H39V157H37ZM42 158V157H41ZM55 158V157H54ZM173 158V157H172ZM175 158H177V157H175ZM179 158V157H178ZM224 158V157H223ZM19 160V158H16V161H18ZM46 159H47V156H46ZM45 159V160H46ZM52 159V158H51ZM63 159H66V158H63ZM91 159V160H92ZM168 159V158H167ZM182 159V158H181ZM184 159V158H183ZM206 159H208V158H206ZM219 159H220V155H219ZM219 159H217V161L219 160ZM224 159H226V158H224ZM223 159V160H224ZM237 159V158H236ZM236 159H233V160H235V163L233 164L230 160H228V161H225V163H227V162H229L228 164H229V166H231L232 164L235 166V164H236ZM237 159V160H238ZM3 159H1L0 161H2ZM4 160H5V158H4ZM3 160V161H4ZM49 160V159H48ZM47 160V161H48ZM54 160H56V158L54 159ZM175 160V159H174ZM222 160V159H221ZM7 162H8V160H6ZM51 161V160H50ZM49 161V162H50ZM59 161V162H58ZM71 162V165H72V168H71V166L69 165V163ZM78 161V160H77ZM176 161V160H175ZM184 161V160H183ZM194 161V160H193ZM209 161V160H208ZM208 161H201V162H204V164H205V162H207L206 164H208ZM220 161V160H219ZM241 161V163H243ZM245 161V160H244ZM7 162H5V164L7 163ZM15 161H13V162H10V163H14ZM19 162V161H18ZM37 162V161H36ZM58 162V163H57ZM83 162V163H82ZM86 162V164H88ZM161 162V161H160ZM178 162H179V160H178ZM177 162V163H178ZM200 162V161H199ZM213 162V161H212ZM215 162V163H214ZM213 163L214 164H216L217 162L216 161H214ZM222 162H224V161H222ZM247 162V161H246ZM253 162V163H252ZM1 163V162H0ZM40 163H42V164H44V162H42L41 160H40V162L38 163V167H40L41 165H40ZM82 163V164H81ZM173 163V162H172ZM177 163H175L176 164V166L178 165ZM186 163V162H185ZM193 163H195V162H193ZM212 163V164H213ZM221 162H219L217 165H219ZM232 163V164H231ZM238 163V162H237ZM256 163V164H257ZM1 164H4V162L3 163H1ZM8 164V163H7ZM6 164V165H7ZM24 164V163H23ZM47 164H49V163H47ZM46 164V161H45V164H44V166H45V168H47V169H49L48 167H50L49 165H47ZM58 166H57V165ZM159 164V163H158ZM181 164V163H180ZM188 164V163H187ZM191 164V166H192V163H190L189 162V164L188 165H190ZM199 165L201 164V163H198ZM203 164V163H202ZM213 164V165H214ZM228 164H223V165H228ZM239 164H240V162H239ZM239 164H238V166H239ZM247 164V163H246ZM246 164H244V166L246 165ZM261 164V165H262ZM22 165V164H21ZM20 165V166H21ZM36 165V164H35ZM57 167H56V166ZM70 167H69V166ZM163 165V164H162ZM182 165H185V164H183L182 163ZM187 165V166H188ZM199 165H197V166H199ZM210 165V164H209ZM216 165V166H217ZM241 165V164H240ZM248 165H250V164H248ZM247 165V166H248ZM254 165V164H253ZM7 166H9V165H7ZM11 166V165H10ZM16 166V165H15ZM23 166H22V169H23ZM52 166V167H53ZM76 166V167H75ZM82 166V167H81ZM119 167H120V165H118ZM127 166V167H128ZM170 166H172L171 164H170ZM169 166V167H170ZM186 166V167H187ZM191 166H189V167H191ZM194 166V165H193ZM196 166V164H195V166L193 167V168H195V167H197ZM201 166V165H200ZM198 167L199 168V170L198 171H202V170H200V168L202 167ZM204 166V168L205 169H203V170H207V175H206V180H205V177L204 176H202V175H204V174H206L205 173V171H203L204 172V174H202V173H199V177H200V174H202L201 175V177H203L204 178V181H201L199 184H200V186H198L197 184H196V186L197 187H194V188H196L195 190L193 189V191H194V197L192 196V198L193 199H196V198H199V197H203V195L205 194V192L206 191H204V193H202L203 195H201L200 196V193H201V190L203 191V190H206V186H207V181L208 182H211V180H212V182H213V180L214 179H212V177L213 176H215V175H212V173H213V171H209L210 170V168L209 167H211V166H209L208 168H209V170H208V168L206 169V167L205 166H207V165H203ZM215 166V165H214ZM233 166V167H234ZM238 166H235V167H237L238 168ZM250 166H252V165H250ZM257 166H258V164H257ZM3 167H5L4 165H3ZM2 167V168H3ZM13 167V166H12ZM16 167H18V169H20V167L19 166H16ZM16 167H14L13 169H17ZM26 167V168H27ZM31 167V166H30ZM36 168L35 169H37L38 167L37 166H35ZM42 167H43V165H42ZM66 167H67V169H66ZM70 169H69V168ZM73 167H75L74 169H73ZM168 167V168H169ZM185 167V166H184ZM188 167V168H189ZM213 167V166H212ZM227 167V169H230V168H228V166H226ZM234 167V168H235ZM242 167H243V165H242ZM253 167V166H252ZM252 167H249L251 170L253 169ZM261 167V166H260ZM259 166H258V168H260ZM2 168H1V170H2ZM7 168V167H6ZM6 168H4V169H6ZM25 168V172L23 171V170H21L23 173H26L25 174V177L26 178H28L27 180H29V179H32V180H30V181H33L34 179H33V176L32 175H36L37 173H35V174H33L34 172H28L27 170L29 169V167H28V169H26ZM32 169V171H34L33 169V167H31ZM41 168V167H40ZM149 169V172H146V169ZM178 168H180L181 169V167H178ZM188 168H186V170L188 169ZM215 168V167H214ZM231 168H232V166H231ZM233 168V169H234ZM245 168H248V167H246L245 166ZM254 168H255V166H254ZM258 168L256 167L255 168V170L257 169L258 170ZM42 170L41 171H43V168H41ZM46 169V170H47ZM69 169V170H68ZM72 169V170H71ZM122 169V168H121ZM166 169V168H165ZM171 169V168H170ZM185 169V168H184ZM192 169V168H191ZM197 169V168H196ZM195 169V171L197 172V170ZM218 169V168H217ZM226 169V168H225ZM240 169V166H239V168L237 169V171H236V169H235V171L234 170H231V172L232 173H235V172H237L238 173V170ZM242 169V168H241ZM244 169V168H243ZM9 170V169H8ZM12 170V169H11ZM8 171V172H10V173H7V175L6 176H2V174L3 173H0V175H1V177L2 178H5V177H10V175H12V172H13V170L12 171ZM31 170H29V171H31ZM88 170V171H89ZM119 170V169H118ZM189 171H190V168L188 169ZM250 170V171H251ZM257 170L255 171L256 173H258L257 172ZM262 170H264V169H262ZM261 169L259 170V171H262ZM3 171V170H2ZM16 170H14V172H15ZM18 171V170H17ZM16 171V173H19L20 172V170L17 172ZM28 173H27V172ZM39 171V170H38ZM41 171H40V174H41ZM93 171V172H92ZM102 171V170H101ZM125 171V170H124ZM154 171V170H153ZM165 171V170H164ZM171 171V170H170ZM182 171V170H181ZM217 170H215V172H216ZM254 171V170H253ZM13 172V174L15 175L16 173H14ZM22 172H20V174L22 173ZM49 172V171H48ZM47 172V173H48ZM53 172V171H52ZM54 172H56V171H54ZM123 172V171H122ZM166 172V171H165ZM185 172V171H184ZM187 172V171H186ZM214 172V173H215ZM228 172V171H227ZM229 172H230V170H229ZM228 172V173H229ZM240 172V171H239ZM245 173V175H248L246 178H248V177H250V175L253 173L252 171H251V174L247 171V169H246V172L245 171H243V170H241V174H242V178L241 179H243V174ZM264 172V171H263ZM22 173V175H24ZM31 175H30V174ZM88 173V172H87ZM101 173H102V175H101ZM126 173V172H125ZM125 173H123V174H125ZM148 173H149V175H148ZM178 173V172H177ZM180 173V172H179ZM190 173H191V171H190ZM193 173H194V171H193ZM198 173H195V174H197L198 175ZM255 173V174H256ZM8 174H10V175H8ZM20 174H16V175H20ZM27 174H29L30 175V178L29 177H27L28 175ZM40 174L38 173L37 174V176H34V178L35 177H39L38 178V181H37V183L39 182V181H41V180H39V179H42L41 177H44V174H45V172H43V175L42 176H40ZM51 174H53V173H51ZM51 174H47L46 176H47V178H50V176L48 177V175H51ZM104 174V175H103ZM122 174V176H124ZM151 174H153V173H151ZM170 174H171V172H170ZM216 174V173H215ZM222 174V173H221ZM241 174L240 175H238V176H236V177H241ZM250 174V175H249ZM255 174H254V176H255ZM259 174H260V172H259ZM262 174V178H263V174L264 173H261ZM260 174V175H261ZM4 175H5V173H4ZM14 175L11 177L12 178V180L14 179ZM27 175V176H26ZM39 175V176H38ZM117 175V174H116ZM169 175V174H168ZM181 175H183V174H181ZM191 175V174H190ZM222 175H224L225 176V174H222ZM229 175H231V173L230 174H228V177H229ZM244 175V176H245ZM256 175H258V174H256ZM32 176V177H31ZM55 176V178H56V176H57V174L56 175H54ZM113 176V175H112ZM184 176V175H183ZM192 176V175H191ZM217 176V175H216ZM20 177H21V175H20ZM24 176L22 177V178H25ZM51 177H53L52 175H51ZM82 177V176H81ZM120 177V176H119ZM157 177V176H156ZM161 177V176H160ZM182 177V176H181ZM197 177V181H198V176H196ZM218 177V176H217ZM217 177H215V179H217ZM232 177H234V175L232 176ZM239 177V178H240ZM256 178H258L257 176H255ZM255 177H254V179H255ZM59 178V177H58ZM85 178H86V175H85ZM111 178V177H110ZM115 180H112V178L111 179H109L108 178V180H111V182L110 183H112V181H116V176L115 177H113ZM132 178V177H131ZM130 178V180L128 181V180H123L124 181V184L126 185V187H124L125 189L127 188V186H129V188L131 189V187H133L135 184H134V182H133V178L131 179ZM153 178V177H152ZM154 178H155V176H154ZM159 178V177H158ZM163 178V177H162ZM162 178H160V179H162ZM169 178V177H168ZM189 178H191V177H189ZM223 178V177H222ZM245 178V177H244ZM251 178V177H250ZM260 178V177H259ZM258 178V180H254V181H258L257 183H259V181H260V179ZM261 178V180L263 181L264 180V178L262 179ZM8 179V178H7ZM36 180H37V178H35ZM44 179V178H43ZM81 179H83V178H81ZM121 179V178H120ZM211 179V180H210ZM225 178H223V180H224ZM238 179V178H237ZM252 179H253V174H252V178L250 179L251 181H247L248 179H246L245 181L246 182H251L252 184L251 185H253V183H254V181L252 182ZM1 180V179H0ZM9 180V179H8ZM26 180V179H25ZM36 180L33 182V183H35L36 182ZM44 180H46V178L44 179ZM165 180H166V178H165ZM167 180H171V178H169V179H167ZM173 180L174 179H172V182H173ZM187 180L188 181H190L188 178H187ZM199 180H203V179H199ZM210 180V181H209ZM218 180V179H217ZM233 180H236L235 179V177H234V179ZM244 180V179H243ZM10 181V180H9ZM9 181H7V183L10 185V183H9ZM15 181H17L16 183L18 184V179H16ZM23 181V180H22ZM55 181V180H54ZM82 181V180H81ZM80 181V182H81ZM118 181V180H117ZM127 181V182H126ZM157 181H158V183H157ZM191 181H192V179H191ZM190 181V182H191ZM194 181V180H193ZM196 181V182H197ZM206 181V182H205ZM215 182H216V180H214ZM226 181H227V178H226ZM237 181V180H236ZM240 182H243L242 180H239ZM2 182H4L3 180H2ZM26 182V181H25ZM24 182V183H25ZM42 182H43V180H42ZM57 182V181H56ZM83 182V181H82ZM85 182V181H84ZM101 182V183H102ZM114 182H113V185H114ZM120 182H121V180H120ZM175 182V181H174ZM218 182V181H217ZM240 182H234V183H236V185H237V183L239 184ZM256 182L254 183V184H256ZM36 183V184H37ZM50 183V182H49ZM123 183V182H122ZM155 184L154 186L156 187H158V190L154 187V189H156L157 191H153L152 193H151V190H150V188H151V186L153 187V185L152 184ZM227 183V182H226ZM2 184V183H1ZM1 184H0V186H1ZM7 184V185H8ZM17 184H15V185H17ZM22 184H23V182H22ZM21 184V185H22ZM29 184H31V183H29ZM40 184H41V182H40ZM86 184V183H85ZM116 184V183H115ZM190 184V183H189ZM192 184V183H191ZM213 184H214V182H213ZM216 184V183H215ZM218 184V183H217ZM228 184V183H227ZM246 184V183H245ZM261 185L260 186H263L262 184H264L263 182L262 183H260ZM4 185V184H3ZM2 185V186H3ZM12 185V184H11ZM14 185V186H15ZM20 185V186H21ZM25 185H27V183H25ZM43 185V184H42ZM41 185V186H42ZM84 185V184H83ZM113 185H112V189H113ZM121 185V184H120ZM120 185H118V186H120ZM210 186H212V184L210 183L209 184ZM240 185V184H239ZM238 185V186H239ZM249 185V184H248ZM5 186H6V184H5ZM5 186H4V188L2 187L1 189H5ZM13 186V187H14ZM17 186H19V185H17ZM16 186V187H17ZM31 186V185H30ZM33 186H34V184H33ZM32 186V187H33ZM41 186H40V188L39 189H42L41 188ZM88 186V185H87ZM117 186V185H116ZM121 186H123V185H121ZM193 186V185H192ZM195 186V185H194ZM209 186V187H210ZM255 186V185H254ZM260 186H258V188L260 187ZM15 187V188H16ZM23 187V186H22ZM22 187H20L21 189H22ZM24 187H26V186H24ZM29 187V186H28ZM29 187V188H27V189H29V190H32L31 192H33L34 190V188L35 187ZM55 187V188H54ZM86 187V186H85ZM104 187H106V189H107V186H104ZM115 187V186H114ZM166 187V188H165ZM208 187V188H209ZM241 187H242V185H241ZM246 187H247V185H246ZM245 187V188H246ZM9 188V187H8ZM11 188H12V186H11ZM11 188H9V189H11ZM18 188L19 187H17L16 189L18 190ZM19 188V189H20ZM32 188V189H31ZM49 188H50V186H49ZM51 188H52V185H51ZM118 188H121V187H118ZM124 188H122V190L124 189ZM211 188V187H210ZM209 188V189H210ZM214 188V186H212V188L210 189V191H212V189ZM215 188H217V187H215ZM244 188V189H245ZM262 188V187H261ZM27 189H25L24 188V190H25V192L27 191L28 193L27 194H29V198H31L32 197V195H30V191H28ZM59 189V190H58ZM84 189V188H83ZM82 189V190H83ZM103 189V188H102ZM106 189H105V191H106ZM237 189H238V187H237ZM239 189L241 190V188L239 187ZM251 189V188H250ZM254 189V188H253ZM2 190V193L4 192V194L2 195V196H4L6 193V191H3ZM24 190H22V192H21V190H19V191H14V188H13V190H11V191H9L8 189H7V197H8V195L10 194V196L9 197H11L12 198V202H14L13 201V197L12 196H16L17 197V195L21 192V193H23V191ZM35 190H37V188H35ZM50 190V189H49ZM80 190V189H79ZM78 190V191H79ZM115 190V189H114ZM122 190H120V191H122ZM133 190V192H135L136 190H135V188L134 189H132ZM132 190H129V191H132ZM135 190V191H134ZM148 190H150V192L149 193H151L152 195L150 196V194H149V198H146V194L148 193ZM246 190V189H245ZM15 192L14 193V195H11V194H13V192ZM38 191V190H37ZM37 191H34V194L37 196ZM40 191V190H39ZM38 191V192H39ZM42 191V193L44 194V192ZM77 191V192H78ZM85 191V190H84ZM124 191H126V190H124ZM124 191H122L123 192V194H125V192ZM127 191H128V189H127ZM127 191H126V193H127ZM128 191V192H129ZM186 191V190H185ZM207 191H209V190H207ZM215 191H217V189L215 190ZM214 191V192H215ZM254 191H255V189H254ZM0 192H1V190H0ZM9 192H11V193H9ZM16 192H18V194L16 195ZM36 192V193H35ZM41 192V191H40ZM39 192V193H40ZM115 192V191H114ZM113 192V193H114ZM122 192H118V199L120 200L121 198H120V196H119V194L120 193H122ZM137 192V191H136ZM192 192V191H191ZM190 192V193H191ZM213 192V193H214ZM247 192H249V189H247ZM258 192V191H257ZM260 192V191H259ZM1 193V194H2ZM21 193H20V195H21ZM42 193H40V196H37L38 198L40 197H43V196H41V195H43ZM80 193V192H79ZM79 193H77V194H79ZM83 193V192H82ZM82 193H81V195H82ZM86 193V192H85ZM117 193V192H116ZM131 193V192H130ZM186 193V192H185ZM212 193V194H213ZM215 193H218V192H215ZM221 192H219V194H220ZM225 193V192H224ZM243 195H245L244 193L245 192H241ZM25 194V195H24ZM24 194H22V195H24L25 196V198L22 196V198H24V200L25 199H27L26 198V193H24ZM76 194V195H77ZM123 194L121 195L123 198L125 197V195L123 196ZM142 194V195H143ZM207 194V193H206ZM208 194H209V192H208ZM211 194V193H210ZM239 194V193H238ZM238 194H236V195H238ZM242 194H240V201H242V199L241 198H244V197H246V196H244V197H242ZM247 194V193H246ZM257 194V193H256ZM256 194H255V196H256ZM20 195L18 196V198L20 197ZM39 195V194H38ZM104 195H105V197H104ZM111 195H114V194H110L108 197H110ZM127 195V194H126ZM131 195V194H130ZM137 195V194H136ZM134 196V193H133V199L135 198V197H137V196ZM148 195V194H147ZM217 195V197H216V200H217V198L219 197L220 199H221V195H219L218 196V194H216ZM233 195H235V194H233ZM248 195H252V196H254L253 194H249L248 193ZM2 196H1V198H2ZM78 196V195H77ZM77 196H75L76 198H77ZM80 196V195H79ZM103 196V197H102ZM116 196V195H115ZM128 196V195H127ZM139 196H141V195H139ZM138 196V197H139ZM186 196V195H185ZM211 196L213 197L214 195H210V198H211ZM254 196V197H255ZM260 196V195H259ZM258 196V197H259ZM7 197H4V200H5V198H7ZM16 197H15V199H16ZM27 197H28V195H27ZM46 196H44V198H45ZM129 197V196H128ZM181 197H182V199H181ZM201 197V198H202ZM207 197V195L205 196V198ZM224 197L225 198H227L225 195H224ZM235 197V196H234ZM21 198V197H20ZM20 198L18 199V200H20ZM21 198V199H22ZM35 197H34V195H33V197L30 199L31 201H33V199H34ZM72 198V199H71ZM81 198H82V196H81ZM89 198H90V196H89ZM126 199H127V197H125ZM141 198V197H140ZM200 198V199H201ZM205 198L203 197V199H204V201H205ZM229 198V197H228ZM236 199H238L239 198V195H238V197L236 196L235 197ZM247 198H248V196H247ZM251 198H253V197H251ZM260 198V197H259ZM80 199V198H79ZM88 199V198H87ZM117 199V200H118ZM128 199H131V198H128ZM137 199V198H136ZM136 199H134V200H136ZM185 199H186V197H185ZM208 199H209V196H208ZM207 199V200H208ZM213 199H214V197H213ZM213 199H211V200H213ZM231 199V198H230ZM233 199V198H232ZM235 199V200H236ZM246 198H244L243 200H244V202L246 201L245 200ZM249 199H250V196H249ZM255 200L257 199V196H256V198H254ZM9 200H11L10 198H9ZM28 201H29V199H27ZM81 200V199H80ZM83 200H85V201H88V200H86V197H85V199H83ZM91 200H89V201H91ZM125 200V199H124ZM187 200H189V199H187ZM197 200H199V199H196L195 201H197ZM211 200H209V203H210V201ZM215 200V199H214ZM214 200L212 201L213 202V204H214ZM239 200V199H238ZM237 200V201H238ZM248 200V199H247ZM258 200V199H257ZM8 201V200H7ZM26 201V200H25ZM24 201V202H25ZM28 201H26V202H28ZM35 201V200H34ZM38 201V200H37ZM39 201H40V199H39ZM79 201V200H78ZM129 201V200H128ZM128 201H123V203L125 204L126 202H128ZM137 201V203L139 204V202L140 201H138V199L136 200ZM190 202H191V198H190V200H189ZM194 201V200H193ZM193 201H192V203H193ZM218 201V200H217ZM226 201H227V199H226ZM23 201H21L20 203H22ZM81 202V201H80ZM115 202V201H114ZM133 202V201H132ZM131 201H130V206H131V203H132ZM170 202H171V204H172V208L170 207ZM190 202H188L187 204H185L186 206H189L188 204H190L191 205V203ZM199 202V201H198ZM201 202V201H200ZM203 202V201H202ZM202 202H201V204H202ZM205 202H207L208 203V201H205ZM204 202V203H205ZM228 202V201H227ZM229 202H230V200H229ZM228 202V203H229ZM254 202V201H253ZM3 203H4V205H5V208H7L6 207V203L3 201ZM3 203L1 204V205H3ZM15 203H17V202H15ZM34 203V202H33ZM32 203V204H33ZM66 203L68 204V201H67V199H66ZM92 203V202H91ZM121 203V202H120ZM119 203V204H120ZM134 203V202H133ZM132 203V204H133ZM185 203H186V201H185ZM197 203V202H196ZM207 203H205L206 204V207H207ZM209 203H208V206H209V208L208 209H211L212 210V207H210V206H212L211 204L209 205ZM215 203H217V204H219V202H215ZM233 203V202H232ZM236 202L234 201V203L233 204H235ZM238 203V202H237ZM240 203V202H239ZM256 203V202H255ZM22 204H24V203H22ZM22 204H20V205H22ZM31 204V203H30ZM123 204V205H124ZM129 204H127V207H128V205ZM142 204V205H143ZM199 204V203H198ZM201 204H199L198 206H200ZM205 204H204V206H205ZM221 204V203H220ZM219 204V205H220ZM227 204V203H226ZM231 204V203H230ZM232 204V205H233ZM257 204V203H256ZM255 204V205H256ZM9 205V204H8ZM17 205H19V204H17ZM28 205V204H27ZM83 205H84V201H83ZM87 205V204H86ZM86 205H84V207L86 206ZM108 205V206H109ZM122 205V204H121ZM120 205V206H121ZM135 205V204H134ZM180 205V206H179ZM193 205H194V203H193ZM197 205V204H196ZM215 205V204H214ZM218 205V207H220ZM222 205H223V202H222ZM228 205V204H227ZM237 205V204H236ZM235 205V206H236ZM239 205V204H238ZM30 206H32V205H30ZM70 206V207H71ZM89 206V205H88ZM92 206V205H91ZM91 206H89V207H91ZM126 205H124L123 207H125ZM133 206V205H132ZM131 206V207H132ZM139 206V205H138ZM141 206V205H140ZM143 206V207H144ZM184 206V205H183ZM3 207V206H2ZM9 207V206H8ZM28 207H29V205H28ZM50 207V206H49ZM64 207V206H63ZM84 207H82V209L84 208ZM87 207V206H86ZM86 207H85V209H86ZM115 207H117V206H115ZM122 207V208H123ZM126 207V208H127ZM134 207H136V205L134 206ZM131 208L132 209V211H133V209H135V208ZM146 207V206H145ZM170 207V208H169ZM194 207V210H196V209H199V208H196L197 206H193ZM214 207V206H213ZM216 207V206H215ZM218 207L217 208H214V210L215 209H218ZM222 207V206H221ZM223 207H225V206H223ZM222 207V208H223ZM228 207V206H227ZM233 207V206H232ZM240 207V206H239ZM15 208V207H14ZM68 208V207H67ZM73 208H75V206L73 207ZM72 208V210H74L75 211V209H73ZM81 208V207H80ZM88 208V207H87ZM109 208V207H108ZM125 208V209H126ZM147 208V207H146ZM146 208H145V210H146ZM196 208V209H195ZM201 208H204V207H201ZM237 208V207H236ZM9 209V208H8ZM19 209V208H18ZM35 209V208H34ZM41 209V208H40ZM64 209V208H63ZM78 211H85V209L84 210H79L78 209V207L76 208ZM95 209V208H94ZM128 209V208H127ZM144 209V208H143ZM171 211H170V210ZM172 209L173 210H175V211H173L172 212ZM182 209V208H181ZM224 209V208H223ZM227 209V208H226ZM230 209V208H229ZM235 209V208H234ZM245 209V208H244ZM7 210V209H6ZM43 210V209H42ZM41 210V211H42ZM47 210V209H46ZM49 210V211H50ZM76 210V211H77ZM87 210V209H86ZM91 210H93L92 208H91ZM115 210V209H114ZM118 210V209H117ZM124 210V209H123ZM130 209H128V211L127 212H131V214H132V216H133V214H135V213H132V211H129ZM136 210H138V209H136ZM135 210V211H136ZM186 210V209H185ZM210 210V211H211ZM254 210V209H253ZM0 211H2V210H0ZM18 211H21L20 209L19 210H17V212ZM24 211H25V209H24ZM40 211V210H39ZM60 211V212H59ZM67 211V210H66ZM201 211H204V210H202L201 209ZM200 211V213H202ZM232 211H233V209H232ZM5 213H6V211H4ZM16 212V211H15ZM15 212H14V214H15ZM16 212V213H17ZM68 212V211H67ZM70 212H72V211H70ZM90 212V211H89ZM89 212H86V214L88 213L89 214ZM127 212L125 213V214H127ZM181 212L184 214V212L183 211H180V213H178V214H181ZM199 212V211H198ZM197 212V213H198ZM207 212V211H206ZM215 212V211H214ZM222 212H223V210H222ZM21 214V216H22V212H20ZM25 213V212H24ZM29 213H32L31 211L29 212ZM35 213V212H34ZM65 214H66V212H64ZM85 213V212H84ZM84 213L82 214V215H80L81 213L80 212H78L77 213V215H76V212H73V216H72V214H71V216L72 217H74V219H75V217L77 216H84ZM138 213V212H137ZM168 213V214H167ZM186 213V212H185ZM195 213H196V211H195ZM204 213H205V211H204ZM208 213V212H207ZM218 213V212H217ZM224 213V212H223ZM227 213V212H226ZM225 213V214H226ZM231 213V212H230ZM245 213V212H244ZM1 214H2V212H1ZM33 214V213H32ZM41 214H43V217L45 216V217H50L52 214L50 213V212H47V211H42V213ZM51 214V215H50ZM65 214L63 215V216H65ZM129 214V216L131 215L130 213H128ZM127 214V215H128ZM215 214V213H214ZM221 214V213H220ZM261 214V213H260ZM9 215H12V214H9ZM9 215H6V216H9ZM18 215V214H17ZM40 215V214H39ZM59 215V214H58ZM57 215V216H58ZM61 215V216H62ZM67 216H69L70 214L69 213H67L66 214ZM76 215V216H75ZM90 215H91V213H90ZM120 215V214H119ZM136 215H138V214H136ZM144 215V214H143ZM168 215H169V217H168ZM191 215V214H190ZM208 215V214H207ZM222 215V214H221ZM227 215V214H226ZM241 215H243L242 213H241ZM249 215V214H248ZM2 216V215H1ZM14 216V215H13ZM25 216H26V214H25ZM34 216V215H33ZM60 216V217H61ZM71 216H69L70 218H71ZM93 216V215H92ZM111 216H112V214H111ZM121 216V215H120ZM142 216V215H141ZM173 216V215H172ZM176 216V215H175ZM178 216V215H177ZM181 216V215H180ZM188 216V215H187ZM250 216V215H249ZM4 217V216H3ZM36 217V216H35ZM39 217V216H38ZM37 217V218H38ZM44 217V218H45ZM85 217L87 218V215H85ZM114 217V216H113ZM145 219H146V214H145ZM174 217V216H173ZM183 217V216H182ZM195 217V216H194ZM257 217V216H256ZM255 217V218H256ZM262 217V216H261ZM52 219L54 218V217H51ZM55 218H56V216H55ZM58 218V217H57ZM89 218V217H88ZM87 218V219H88ZM92 219H93V217H91ZM124 218H126L127 219V217H124ZM136 218V220H137V216L135 217ZM170 218V219H169ZM181 218V217H180ZM179 218V219H180ZM185 218V217H184ZM196 218L198 219V217L196 216ZM204 218V217H203ZM238 218H240V217H238ZM243 218V217H242ZM252 219V216H250V217H245V219ZM259 218V217H258ZM14 219V218H13ZM31 219V218H30ZM49 219V218H48ZM73 219V222L72 223H76V221ZM84 219V218H83ZM87 219H86V221H87ZM113 219V218H112ZM115 219V218H114ZM113 219V220H114ZM144 219V218H143ZM142 219V220H143ZM144 219V220H145ZM148 219V220H149ZM176 219V218H175ZM178 219V220H179ZM220 219V218H219ZM244 219V220H245ZM249 219L245 222L246 224H247V226H248V224L249 223H247V222H249ZM250 219V220H251ZM7 220H8V218H7ZM12 220V219H11ZM10 220V222H12ZM42 220V219H41ZM55 220V219H54ZM57 220V219H56ZM55 220V221H56ZM62 220H63V218L61 217V221L59 222V224H58V227H59V225H60V223L62 222ZM67 219H65V221H66ZM68 220H70V219H68ZM112 220V221H113ZM121 220V219H120ZM129 220V219H128ZM132 220V219H131ZM136 220H134V221H136ZM139 220V219H138ZM142 220H141V222H142ZM191 220V219H190ZM204 220V219H203ZM224 220H226V218L224 219ZM223 220V221H224ZM236 220H237V218H236ZM239 220V219H238ZM253 220H254V218H253ZM256 220H257V218H256ZM258 220H261L260 218L258 219ZM257 220V221H258ZM263 220V219H262ZM16 221V220H15ZM14 221V222H15ZM20 221V220H19ZM19 221H17V224L19 225ZM30 221V220H29ZM32 221V220H31ZM38 221V220H37ZM36 221V222H37ZM46 221H47V219H46ZM54 221V222H55ZM57 221H59V220H57ZM70 221H72V219L70 220ZM83 221H85V220H83ZM90 222H91V219L89 220ZM140 221V220H139ZM175 221V220H174ZM182 221H183V219H182ZM185 221H187V220H185ZM185 221H183V222H185ZM220 221V220H219ZM235 221V220H234ZM242 221V220H241ZM252 221V220H251ZM250 221V222H251ZM5 222H9V221H5ZM20 222H22V219H21V221ZM39 222V221H38ZM37 222V223H38ZM42 222V221H41ZM78 222V221H77ZM79 222H81V219L79 220ZM78 222V223H79ZM126 222V221H125ZM129 222H130V220H129ZM147 222V221H146ZM177 222H179V221H177ZM177 222H175V223H173V221H172V223L173 224H176ZM228 222V221H227ZM231 223H235V222H232V221H230ZM238 222V221H237ZM244 222H243V224H241L242 226L244 225ZM254 222V221H253ZM253 222H251V224H253ZM262 222V221H261ZM56 223V222H55ZM122 223V222H121ZM134 223V222H133ZM138 223V222H137ZM148 223V222H147ZM179 223H181V226H183L182 224H184V223H182L181 221L179 222ZM190 223V222H189ZM205 223V222H204ZM221 223V222H220ZM239 223H240V221H239ZM257 223H260V222H257ZM8 224V223H7ZM16 224V223H15ZM26 224V223H25ZM30 224V223H29ZM41 224V223H40ZM62 224V223H61ZM63 224H64V222H63ZM80 225H81V223H79ZM91 224V223H90ZM89 224V225H90ZM93 224V223H92ZM91 224V225H92ZM108 224H110V222L108 223ZM149 225H150V223H148ZM148 224H146V225H148ZM170 224V225H169ZM172 224V225H173ZM178 224V223H177ZM216 224V223H215ZM214 224V225H215ZM223 224V223H222ZM228 224V223H227ZM230 224V223H229ZM245 224V225H246ZM2 225V224H1ZM24 225V224H23ZM50 225V224H49ZM83 225V224H82ZM86 225V224H85ZM89 225H87V226H89ZM114 225V224H113ZM118 225V224H117ZM145 225V224H144ZM161 225H160V227H161ZM201 225H202V223H201ZM210 225H213V224H210ZM224 225V224H223ZM239 225V224H238ZM238 225H236V226H238ZM244 225V226H245ZM14 227H15V229H16V225H13ZM20 226H22V225H20ZM20 226H19V229H20ZM27 226V225H26ZM53 226V225H52ZM54 226H55V224H54ZM61 226V225H60ZM116 226V225H115ZM165 226V225H164ZM163 226V227H164ZM167 226V227H168ZM173 226H175V225H173ZM172 226V227H173ZM177 226V225H176ZM226 226H228V225H226L225 224V226L224 227H226ZM250 226H252V225H250ZM0 227H2V226H0ZM11 227H12V225H11ZM25 227V226H24ZM48 227V226H47ZM50 227V226H49ZM56 227H57V224H56ZM57 227V228H58ZM62 227V226H61ZM84 227V226H83ZM139 227V226H138ZM150 227V226H149ZM148 227V228H149ZM167 227H165V229L167 228ZM177 227H179L178 229H177ZM176 227V229L177 230H179L180 229V224H178V226ZM215 227V226H214ZM213 227V228H214ZM229 227H231V226H229ZM240 227V226H239ZM255 227V226H254ZM10 228V227H9ZM18 228V227H17ZM51 228V227H50ZM56 228V229H57ZM82 228V227H81ZM85 228V227H84ZM89 228L88 229H86V230H89ZM122 228V227H121ZM140 228V227H139ZM142 228V227H141ZM143 228H146V227H143ZM142 228V229H143ZM155 228V227H154ZM154 228H152V229H150V230H152V232H153V229ZM157 228V227H156ZM159 228V227H158ZM169 228H171V226L169 227ZM169 228H168V230H169ZM183 228V227H182ZM196 228V227H195ZM199 228V227H198ZM211 228V227H210ZM210 228L208 227V231H210ZM216 228V227H215ZM221 228H222V226H221ZM220 228V224H219V227H217V229H215L214 231H216V230H218V229H221ZM232 228V227H231ZM230 228V229H231ZM243 228H245V227H243ZM248 229H249V227H247ZM11 229V228H10ZM13 229V228H12ZM15 229H14V231H15ZM49 229V228H48ZM51 229H53V228H51ZM135 229V228H134ZM176 229H174L173 230V228H172V230L175 232L176 231ZM212 229V228H211ZM223 229V228H222ZM222 229H221V231H222ZM238 229V228H237ZM240 230L242 229V228H239ZM238 229V230H239ZM246 229V228H245ZM18 230V229H17ZM21 230H22V228H21ZM24 230V229H23ZM50 230V229H49ZM83 230V229H82ZM86 230H84L85 232H86ZM114 230V229H113ZM129 230V229H128ZM138 230V229H137ZM145 230V229H144ZM158 230V229H157ZM182 230V229H181ZM198 230V229H197ZM201 230H203V229H201ZM206 230V231H207ZM224 230V229H223ZM226 230H228L229 231V229L227 228ZM233 230V229H232ZM232 230H230V231H232ZM236 230V229H235ZM244 230V229H243ZM250 230V229H249ZM248 230V231H249ZM11 231H13V230H11ZM13 231V232H14ZM39 231V230H38ZM37 231V232H38ZM78 231V230H77ZM110 231V230H109ZM139 231H141L140 229H139ZM146 231V230H145ZM145 231H144V233H145ZM147 231H148V229H147ZM155 231H156V229H155ZM171 231V230H170ZM194 231H196V230H194ZM199 231V230H198ZM207 231V232H208ZM214 231H212L213 232V234H214ZM245 231V230H244ZM243 231V232H244ZM6 232V231H5ZM26 232V231H25ZM64 232H66V231H64ZM117 232V231H116ZM168 232V231H167ZM167 232H166V234H167ZM180 232V231H179ZM182 232V231H181ZM192 232H193V230H192ZM218 232V231H217ZM220 232V231H219ZM218 232V233H219ZM227 232V231H226ZM237 232V231H236ZM243 232H241L240 233V235H244V234H242ZM7 233H10V232H7ZM17 233H20V231L18 232L17 231ZM30 233V232H29ZM40 233V232H39ZM43 233V232H42ZM42 233H41V235H42ZM88 233H89V231H88ZM114 233V232H113ZM112 233V234H113ZM138 233V232H137ZM144 233H141L143 236H146V235H144ZM147 233H149V232H147ZM151 233V232H150ZM149 233V234H150ZM155 233V232H154ZM153 233V234H154ZM160 233V232H159ZM163 233V232H162ZM169 233V232H168ZM194 233V232H193ZM197 233V232H196ZM204 233H206V232H204ZM222 233V232H221ZM228 233V232H227ZM230 233V232H229ZM1 234V233H0ZM16 234V233H15ZM28 234V233H27ZM50 234V233H49ZM52 234V233H51ZM65 234V233H64ZM85 233H83V234H81L82 236L84 235ZM120 234V233H119ZM125 234V233H124ZM127 234H129V233H127ZM136 234V233H135ZM146 234V233H145ZM148 234V235H149ZM164 235H166L165 233H163ZM162 234V235H163ZM169 234H171V232L169 233ZM168 234V235H169ZM174 233L172 232V234L171 235H173ZM175 234H177V233H175ZM174 234V235H175ZM248 234V233H247ZM250 234V233H249ZM7 235V234H6ZM9 235H11V234H9ZM17 235V234H16ZM19 235V234H18ZM22 235V234H21ZM36 234H34V236H35ZM39 235V234H38ZM43 235H45L44 233H43ZM62 235H63V233H62ZM79 235H80V232H79ZM80 235V236H81ZM93 235V234H92ZM95 235V234H94ZM130 235V234H129ZM152 234H150V236H151ZM163 235V236H164ZM168 235H166V237L164 236H162L163 238H166L167 239V236ZM189 235V234H188ZM190 235L192 236V234L190 233ZM189 235V236H190ZM196 235V234H195ZM197 235H198V233H197ZM196 235V236H197ZM201 235H203V233H201ZM201 235H199V236H197V237H201ZM206 235V234H205ZM210 235H212V233L210 234ZM228 236H229V234H227ZM239 235V236H240ZM20 236V235H19ZM47 236V235H46ZM116 236V235H115ZM117 236H119V235H117ZM116 236V237H117ZM156 236H157V234L155 235V238H156ZM159 236V235H158ZM160 236H161V234H160ZM159 236V237H160ZM177 236V235H176ZM188 236V237H189ZM206 236H208V235H206ZM205 236V237H206ZM214 236V235H213ZM226 236V235H225ZM230 236H232V235H230ZM229 236V237H230ZM235 236V235H234ZM239 236L237 235V237L239 238ZM250 236V235H249ZM253 236V235H252ZM8 237V236H7ZM17 237V236H16ZM22 237V236H21ZM33 237V236H32ZM44 237V236H43ZM58 237V236H57ZM60 237H61V235H60ZM75 237V236H74ZM88 238H89V235L87 236ZM102 236H99L98 238H101ZM147 237H149V236H146L145 238H147ZM158 237V238H159ZM162 237H160V238H162ZM169 237V236H168ZM181 237H182V235L180 236V239H181ZM187 237V239H188V241L189 240H191V238L189 239ZM195 237V236H194ZM203 237V236H202ZM210 237V236H209ZM228 237V238H229ZM241 237V236H240ZM251 237V236H250ZM249 237V238H250ZM1 238V237H0ZM11 238H14V237H11ZM87 238V239H88ZM107 238V237H106ZM118 238V237H117ZM122 238V237H121ZM127 238V237H126ZM137 238V237H136ZM135 238V239H136ZM151 238H153V236L151 237ZM162 238V239H163ZM171 238H174L173 236L171 237ZM183 238V240L185 239L184 238V236L182 237ZM193 238V237H192ZM196 238V237H195ZM222 238V237H221ZM220 238V239H221ZM3 239V238H2ZM15 239V238H14ZM20 239V238H19ZM19 239H16L17 240V242H18V240ZM36 239H38V237L36 238ZM66 239H68V238H65L64 240H66ZM84 239V238H83ZM86 239V240H87ZM133 240H135L134 238H132ZM162 239H159V240H157V239H155V240H157V243H158V241H160V240H162ZM166 239H164V242H166ZM169 239V238H168ZM176 239V238H175ZM177 239H179V238H177ZM194 239V238H193ZM192 239V240H193ZM198 239V238H197ZM196 239V240H197ZM208 239V238H207ZM206 239V240H207ZM217 239V238H216ZM220 239H218V240H220ZM224 239V238H223ZM232 239V238H231ZM230 239V240H231ZM235 239V238H234ZM234 239H232L233 240V242H237L236 244H238V241L235 239V241H234ZM243 239V238H242ZM244 239H245V236H244ZM243 239V240H244ZM253 239H255V238H253ZM252 239V240H253ZM23 240V239H22ZM33 240V239H32ZM43 240V239H42ZM48 240V239H47ZM63 240V241H64ZM78 240V239H77ZM85 240V239H84ZM119 240V239H118ZM137 240V239H136ZM140 240H141V238H140ZM153 240H154V238H153ZM192 240L190 241V242H192ZM195 240V239H194ZM199 240V239H198ZM200 240H202V242L204 241V243H205V239L203 240V239H200ZM199 240V241H200ZM209 240V239H208ZM213 240H215L214 238H213ZM212 239H211V243L213 244L215 241H217V240H215V241H213ZM229 240V239H228ZM227 240V241H228ZM249 240V239H248ZM247 240V241H248ZM6 241V240H5ZM4 241V242H5ZM20 242H21V240H19ZM29 241V240H28ZM62 241V242H63ZM89 241V240H88ZM95 241V240H94ZM152 240H150V242H151ZM168 241V240H167ZM176 241V240H175ZM174 241V242H175ZM187 241V240H186ZM225 241V240H224ZM3 242V241H2ZM1 242V240H0V243H2ZM24 242V241H23ZM37 240L35 241V244L33 245L34 247L36 246L37 247V249H39V246H37L38 244H37ZM40 242V241H39ZM65 242V241H64ZM68 242V241H67ZM67 242H65V243H67ZM74 242V241H73ZM72 241H71V243H73ZM77 242V241H76ZM80 242H83V241H80ZM113 242L114 241H112V244H113ZM120 242V241H119ZM137 242H139V244H140V241H139V239H138V241H136V242H134V243H136L137 244V248L139 247V245H138V243ZM145 242H146V239H145ZM145 242H141V244H144L145 245ZM149 242V241H148ZM147 242V243H148ZM149 242V243H150ZM155 242V241H154ZM161 243L160 244H162L163 243V240L162 241H160ZM170 242V241H169ZM184 242H185V240H184ZM202 242H201V244H200V242H199V245H202ZM209 242H210V240H209ZM218 242V241H217ZM240 242V241H239ZM6 244H4V243H2L3 245H5V247H9L10 245H7V242H5ZM8 243H9V241H8ZM11 243H12V241H11ZM11 243H9V244H11ZM15 243V242H14ZM13 243V244H14ZM22 243V242H21ZM27 243V242H26ZM29 243H30V241H29ZM41 243H43V242H41ZM46 243V242H45ZM44 243V244H45ZM48 243V242H47ZM58 243H60L59 241H58ZM64 243V244H65ZM69 243H70V241L67 243V245L66 246H68L69 245ZM78 243V242H77ZM76 243V244H77ZM121 243V242H120ZM146 243V244H147ZM186 243H188V242H186ZM186 243H185V245H184V248H186V247H188L189 248V246H190V248L192 247V246H194L193 244L194 243H192L191 245H189V243L187 244V246H186ZM206 243H208V242H206ZM210 243V244H211ZM220 243V242H219ZM230 243H232V241L230 242ZM245 243H247L246 241H245ZM245 243H243L244 245H245ZM12 244V245H13ZM20 244V243H19ZM23 244V243H22ZM28 244V243H27ZM33 244V242L31 243V245ZM50 244H52L51 242H50ZM81 245H83V243H80ZM85 244V243H84ZM111 244V246L113 247V245ZM116 244V243H115ZM135 244V245H136ZM140 244V245H141ZM170 244V243H169ZM168 244V245H169ZM175 244H177V243H175ZM179 244V243H178ZM209 244V245H210ZM218 244V243H217ZM234 244V243H233ZM232 244V245H233ZM248 244H250V243H248ZM1 245V244H0ZM7 245V246H6ZM11 245V246H12ZM15 245V244H14ZM17 245V244H16ZM30 245V244H29ZM29 245H27V246H29ZM60 245H61V243H60ZM89 245V244H88ZM117 245V244H116ZM134 245V248L136 247ZM151 245V244H150ZM154 245V244H153ZM159 244H157V246H158ZM163 245V244H162ZM180 245H181V243H180ZM189 245V246H188ZM204 245V244H203ZM214 245V244H213ZM219 245V244H218ZM41 246V245H40ZM52 246H53V244H52ZM51 246V247H52ZM65 246V245H64ZM73 246V245H72ZM111 246H108V247H111ZM154 246H156V245H154ZM153 246V247H154ZM171 246V245H170ZM174 246V245H173ZM172 246V247H173ZM186 246V247H185ZM198 246V245H197ZM220 246V245H219ZM218 246V247H219ZM223 245L221 244V246L220 247H222ZM225 246V245H224ZM238 246H240V245H238ZM238 246H237V248H238ZM241 246H242V243H241ZM249 246V245H248ZM248 246H244V247H248ZM5 247H4V249H5ZM7 247V248H8ZM32 247V246H31ZM30 247V248H31ZM34 247H32L31 249H34ZM42 247V246H41ZM60 247V246H59ZM107 247V248H108ZM133 247V246H132ZM146 247V245L144 246V248ZM153 247L151 246V248L153 249ZM159 247H160V245H159ZM162 247V246H161ZM165 248H166V246H164ZM163 247V248H164ZM175 247H178V245L177 246H175ZM180 247V246H179ZM178 247V248H179ZM195 247H196V245H195ZM203 247V246H202ZM202 247H200L199 246V249L200 248H202ZM213 247V246H212ZM219 247V248H220ZM227 247V246H226ZM244 247H242L241 249H243ZM0 248H1V246H0ZM6 248V252L8 251V249ZM16 248H17V246H16ZM19 248V247H18ZM17 248V250H19L20 251V249H18ZM25 248V247H24ZM43 248V247H42ZM56 248V247H55ZM79 248V247H78ZM116 250L118 249V248H116V247H114ZM133 248V249H134ZM136 248V250H141L140 248H142V251H144L145 249H143V247H142V245H141V247H139V249H137ZM148 248H150V247H148L147 246V250H148ZM170 248L171 247H168L167 248V250L169 249L170 250ZM174 248V247H173ZM173 248H171V250L173 249ZM177 248V249H178ZM181 248V247H180ZM188 248H187V251H188ZM198 247H196V250H198L197 249ZM14 249V248H13ZM37 249H36V251H37ZM50 249V248H49ZM52 249V248H51ZM50 249V250H51ZM75 249V248H74ZM90 249V248H89ZM93 249V248H92ZM110 249V248H109ZM115 249H113L114 251V253H116V251H115ZM132 249V250H133ZM151 249V250H152ZM193 249L195 250V248L193 247ZM193 249H190V250H193ZM213 249H215V248H213ZM226 249V248H225ZM238 249H240V248H238ZM11 249H9V251H10ZM26 250V249H25ZM35 250V249H34ZM39 250H42L41 248L39 249ZM45 249H43V251H44ZM47 250V249H46ZM45 250V251H46ZM50 250H47L46 251V253L48 252V251H50ZM54 250H56V249H54ZM81 250V249H80ZM85 250V249H84ZM106 250V249H105ZM120 250V247H119V249L117 250V251H119ZM125 251H123L122 249H121V251L122 252H125V253H127L128 254V252H126V249H124ZM150 250V251H151ZM155 250V249H154ZM163 250V249H162ZM162 250H161V252H162ZM164 250H166V249H164ZM170 250V251H171ZM179 250H181V249H179ZM183 250H186V249H182V251ZM193 250V251H194ZM196 250H195V252H196ZM201 250V249H200ZM216 250V249H215ZM221 250H224V248H222V249H220L219 250V252L221 251ZM230 249H228L227 251H229ZM247 250H248V248H247ZM246 250V248H245V250H244V252L245 251H247ZM0 251H2V250H0ZM11 251H13V250H11ZM33 251V250H32ZM52 251V250H51ZM106 251H108V250H106ZM121 251H120V253H116L115 255H117V254H119V255H117V256H115L114 255V253H111V251H110V253L112 254V256H114L115 258H113L112 257V259H115L116 260V258H117V260H119V261H115L116 263L118 262H120L121 260H122V258L123 257H121L120 258V254H121ZM169 251V252H170ZM172 251H175V249L174 250H172ZM199 251V250H198ZM202 251V250H201ZM235 251V250H234ZM241 251V250H240ZM239 251V252H240ZM243 251V250H242ZM5 252V253H6ZM14 253L16 252V249H15V251H13ZM12 252V253H13ZM35 251H33V253H34ZM38 252V251H37ZM54 253H57V252H55V251H53ZM86 252V251H85ZM130 252V251H129ZM138 252V251H137ZM190 251H188V253H189ZM194 252V253H195ZM207 251H205V253H206ZM218 252V253H219ZM222 252H224V251H222ZM232 252V251H231ZM228 253V255H231L232 253ZM2 253H4V250L2 251ZM12 253H10V254H8V255H12ZM27 253V252H26ZM28 253H30V252H28ZM39 253H40V251H39ZM45 253V252H44ZM44 253L42 252V254H43V256L42 257H44ZM49 253V252H48ZM47 253V254H48ZM80 253H81V251H80ZM84 253V252H83ZM106 253V252H105ZM139 254H135V250H134V252L132 253V255L133 254H135L138 258H139V256H142V257H144L143 255H142V252L141 251H139L138 252ZM149 252L147 251V253H145V257H146V254H148ZM152 253H153V251H152ZM154 253H155V251H154ZM168 253V252H167ZM181 252L179 251V253L178 254H180ZM187 253V252H186ZM191 253V252H190ZM189 253V254H190ZM204 253V252H203ZM211 253V252H210ZM233 253H235V252H233ZM247 253V252H246ZM1 254V253H0ZM17 253H15V255H16ZM19 254H20V252H19ZM51 253H49V255H50ZM110 254V255H111ZM130 255H128L129 256V258H130V256H132L131 255V252L129 253ZM157 254V253H156ZM155 254V255H156ZM163 254H164V251H163ZM169 254V253H168ZM167 254V255H168ZM181 254H183V253H181ZM193 253H191V255H192ZM207 254V253H206ZM225 255H226V253H224ZM223 253H222V256L224 255ZM241 254H242V252H241ZM253 254V253H252ZM3 255V254H2ZM1 255V256H2ZM15 255H13L14 257H16ZM32 256V255H37L36 253H34V254H29L28 256ZM56 255L57 254H55V255H52V256H54V257H56ZM104 255V254H103ZM110 255L108 254V256L110 257ZM123 255V254H122ZM134 255V257L133 258H136V256ZM155 255H154V257H155ZM211 255V254H210ZM217 255V254H216ZM225 255H224V257H225ZM233 255V254H232ZM238 255V254H237ZM251 255V254H250ZM0 256V257H1ZM5 255H3L2 257H4ZM6 256H7V254H6ZM5 256V257H6ZM22 256V255H21ZM24 256H26V254L25 255H23V257L22 258H24ZM28 256H26L27 258H28ZM30 256V257H31ZM48 256V255H47ZM51 255L50 256H48L47 258H46V260L48 259V260H50V257H52ZM58 256V255H57ZM107 256V255H106ZM153 256V255H152ZM152 256H151V258H152ZM166 256V255H165ZM171 256H172V254H171ZM170 256V257H171ZM176 256H177V254H176ZM176 256H173V257H175V258H177ZM182 256V255H181ZM180 256V257H181ZM239 256V255H238ZM241 256V255H240ZM239 256V257H240ZM243 256V255H242ZM241 256V257H242ZM245 256V255H244ZM243 256V257H244ZM248 257H249V255H247ZM253 256V255H252ZM255 256V255H254ZM253 256V257H254ZM19 257V256H18ZM17 257V258H18ZM25 257V258H26ZM29 257V258H30ZM40 257V256H39ZM54 257H52L54 260L55 259H58V257L57 258H54ZM100 257H101V255H100ZM100 257H99V259H100ZM124 257H126L127 258V256H126V254L124 255ZM147 257H148V255H147ZM154 257H153V259H151V260H153V262H154V264L157 262H155V260L156 259H154ZM169 257V258H170ZM183 257V256H182ZM181 257V259H183ZM192 257V256H191ZM204 257H206V256H204ZM208 257H209V255H208ZM212 257V256H211ZM210 257V258H211ZM218 257V256H217ZM227 257V256H226ZM233 256H231V258H232ZM251 257V256H250ZM7 258V257H6ZM28 258V259H29ZM33 258H36V257H33ZM33 258L31 257L30 259H32L33 260ZM62 258V257H61ZM60 258V259H61ZM111 258V257H110ZM109 258V260L111 261L112 259H110ZM118 258H120V259H118ZM132 258V259H133ZM161 258H162V256H161ZM164 258H168L167 256L166 257H164ZM175 258H173V259H175ZM209 258V259H210ZM237 257L235 256V259H236ZM246 258V257H245ZM3 259V258H2ZM2 259H0L1 261H2ZM11 259V258H10ZM27 259V260H28ZM29 259V261L28 262H30L31 260ZM36 259H38V258H36ZM36 259H34V260H36ZM124 259V261H126V260H128V259H126L125 260V258H123ZM137 259V258H136ZM141 257H140V261H141ZM146 259H149V257L148 258H146ZM146 259H143V260H146ZM159 259V258H158ZM172 259V260H173ZM180 259V260H181ZM219 258H217V260H218ZM221 259V258H220ZM219 259V260H220ZM223 259V258H222ZM221 259V260H222ZM235 259H234V261H235ZM241 259V258H240ZM248 259V258H247ZM252 259H255V258H252ZM252 259H251V261H252ZM4 260V259H3ZM8 260H9V258H8ZM24 261L26 260V259H23ZM39 260V259H38ZM44 258H43V260H42V262H44ZM45 260V262H47V264H53V263H51L50 261V263H48V261H46ZM62 260V259H61ZM108 260V261H109ZM150 259L149 260H147L148 261V263L151 261ZM161 260H163V258L161 259ZM169 260V259H168ZM184 260V259H183ZM214 260H216V258L214 259ZM221 260L220 261H218L219 263H221V264H223L222 262H221ZM226 262V264H228L227 263V260H228V258H227V260L226 259H224ZM223 260V261H224ZM246 260V259H245ZM249 260V263H251L250 262V259H248ZM247 260V261H248ZM256 260V259H255ZM254 260V261H255ZM9 261H11V260H9ZM17 261V260H16ZM16 261H14V262H16ZM19 261H21V258L19 257ZM109 261V262H110ZM134 261V260H133ZM147 261H145L146 263H147ZM178 260H176V262H177ZM231 261V260H230ZM238 261V260H237ZM253 261V262H254ZM26 262V264H27V261H25ZM36 262H38V261H36ZM35 262V263H36ZM45 262L43 263V264H45ZM55 262H56V260H55ZM58 262V261H57ZM60 262V261H59ZM97 262V261H96ZM109 262H108V264H109ZM114 262V261H113ZM127 263H130V262H132V261H126ZM125 262V263H126ZM139 262V261H138ZM137 262V260L135 261V263H138ZM141 262H143V261H141ZM152 262V263H153ZM159 262V261H158ZM158 262H157V264H158ZM164 261H162V263H163ZM168 261H165V264L167 263ZM172 262V261H171ZM170 262V263H171ZM174 262V261H173ZM180 263H181V261H179ZM217 262V261H216ZM239 262H240V260H239ZM239 262H238V264H239ZM243 262V261H242ZM252 262V263H253ZM8 263V262H7ZM7 263H5L4 262V264H7ZM19 263V262H18ZM34 263V264H35ZM38 263H40V262H38ZM64 263V262H63ZM112 263V262H111ZM123 263V262H122ZM121 263V264H122ZM133 263V262H132ZM140 263V262H139ZM161 263V261L159 262V264H162ZM170 263H167V264H170ZM175 263V262H174ZM174 263H171V264H174ZM191 263V262H190ZM218 263V264H219ZM232 263V262H231ZM235 263H237V262H235ZM234 263V264H235ZM241 263V262H240ZM254 263H256L257 264V261H255ZM1 264V263H0ZM3 264V263H2ZM9 264H12V262L10 263L9 262ZM13 264H16V263H13ZM20 264H25V263H20ZM31 264H32V261H31ZM65 264V263H64ZM70 264V263H69ZM74 264V263H73ZM107 264V263H106ZM114 264V263H113ZM120 264V263H119ZM143 264H144V262H143ZM150 264H151V262H150ZM164 264V263H163ZM233 264V263H232ZM243 264H245V263H243ZM248 264V263H247Z\"/></svg>",
	"mask_w": 264,
	"mask_h": 264
},
{
	"label": "rangeland",
	"instance_id": "rangeland-1",
	"mask_svg": "<svg viewBox=\"0 0 264 264\" xmlns=\"http://www.w3.org/2000/svg\"><path fill=\"white\" fill-rule=\"evenodd\" d=\"M59 1V2H58ZM62 1L64 2V0H57V3H59L60 4V2L62 3ZM73 1H75V2H73ZM91 1V0H90ZM90 1L89 0H72L70 3L73 5V4H75V5H73V6H77V7H80V5H81V7L83 8L84 6H86V4H87V2H89V4H90ZM92 1H95V0H92ZM91 1V4L89 5L90 6V11H91V13H90V11H89V14L91 15L93 12H94V14H96L97 13V10H98V7H97V10H96V6L95 5H93V7H91L92 6V3H94V4H96V2H97V0L95 1V2H92ZM100 1H103V0H100ZM109 1H111L112 3H114L113 4V9L116 7L117 8V6H118V4H119V0H117V3H116V0H115V2L113 1V0H109ZM108 0H104V2H105V4L104 5H107L106 4V2L107 3H111V2H109ZM135 1L136 0H134V3H135ZM145 1V0H144ZM77 2V3H76ZM80 2V3H79ZM103 2V3H104ZM70 3H69V5H70ZM111 3V4H112ZM116 3V4H115ZM80 4V5H79ZM85 4V5H84ZM79 5V6H78ZM117 5V6H116ZM95 6V7H94ZM80 7V8H81ZM101 7V6H100ZM115 8V9H116ZM223 8V7H222ZM92 9H94V11L92 12ZM109 9L110 10H112V8H110L109 7ZM109 9H106V11H105V13H107V11H109ZM96 10V11H95ZM222 11H223V9H222ZM224 13V12H223ZM102 14V13H101ZM101 14H99V15H101ZM116 14V13H115ZM114 14V16L112 17V19L111 18H109V22H107V25L109 24V26H111L112 28V30L115 28L114 27V20H115V15ZM93 15V14H92ZM99 17H102V15L101 16H98V18ZM138 19H139V17H138ZM122 21H125L123 18H122V20H121V22ZM125 23L127 24V22L125 21ZM95 26H97V27H95V29L97 28L98 29V22L96 21V24H95ZM108 26V27H109ZM121 25L119 24L118 26H117V28L118 29H121V30H123L121 27H120ZM110 28H109V30H111ZM105 30H107V29H105ZM200 56H202V55H200ZM199 56V57H200ZM198 57V58H199ZM197 58V59H198ZM197 59H192L193 61L192 62H194V61H196ZM190 61H188L187 60V65H186V62H185V69H189L190 71V73H192V67H193V64H192V62L191 63H189ZM189 63V64H188ZM68 64H69V62H68ZM15 66V67H14ZM14 66H12V69L11 70H9V69H6L5 71L7 72V79L9 80L10 79V77L9 76H12L11 77V79H13L14 78V76L12 75V71H14L15 69V71H16V74H17V72H18V70H17V63L14 65ZM187 66V67H186ZM190 67V68H189ZM14 68V69H13ZM153 68V67H152ZM5 72V73H6ZM5 73L3 74V76H5ZM185 73L186 74H190V73H188V70L187 71H185ZM10 74V75H9ZM192 75H193V73H192ZM192 75L190 74V79H192V81L191 80H188V78L187 77H185L184 75H179V78H178V82H179V79H183V77L182 76H184L185 78V81L188 83V85H189V81H190V85L187 87H183V86H178V90H177V92L179 93V92H184V94H183V92H182V94H183V96H182V94L180 93V94H178V96H179V99L181 100V98H182V100L179 102V108L181 109L180 110V114H181V118H180V122H179V129H178V132H177V134H176V136H174V138H173V140H174V142H172L171 143V145H173L172 147H173V149H172V151H170V152H168L167 153V155L163 158V159H161V160H158V162H157V164H155V165H151V168H150V178H151V180L152 181H154L155 182V180H158L159 182H161V181H167V182H169L170 181V183H174L177 187H179L180 186V184H181V186L179 187V189H180V191L182 190L183 191V198H184V200L182 199V197H181V199H182V202H184V203H180L182 206H181V208H180V211H183L184 212V214L181 212V214H178V213H180V211L178 210V212L177 213H175L174 214V212L173 211H175V210H173L172 209V212H173V214H171V212H169V214L171 215L170 216V218H174V219H170L169 221H170V226H171V228H169L170 226H168L167 224L169 223H165V224H163V225H161V224H158L157 223V226H156V222H154V224L153 223H151V222H153L152 220H150L149 218H148V216H149V214H150V212H148V210L149 211H151L152 209V207H151V204L150 205H145L144 206V204L142 203V196H144V194L143 193H141L139 190H138V188H136L137 186V183H136V181H135V174H134V172L132 171V169L124 162V161H119L118 162V164L116 163V164H114V165H112V166H108V165H104V166H102L101 167V169H100V172H103V171H105L104 173H105V175H106V177H107V181H108V183H107V185H106V183L104 184L102 181H98V183H99V185H100V187L101 186H103L102 188H101V191L102 190H104V192L103 193H106L107 194V192H108V194H109V192H110V190L112 191L110 194H114V195H111L110 197H108L109 195H107L106 197V199L107 200H110V198L113 200L114 198V200L112 201L113 202V204L112 205H109V204H104V206H106V208H107V210H108V213H110V212H112V213H110V219H109V221L106 223L107 225H108V228H109V230L107 231V232H105V233H102V234H100V235H98V233H92L94 230V225L96 224V217H94L95 215H97V212L95 211L96 210V207H94L95 206V204H96V202H95V204H94V202H93V200L95 201V198H92L93 197V193H92V191H89L91 188H90V186H89V177L92 175H89L91 172V170H87V171H85V172H83L81 175H80V181H79V183H78V186H77V188H76V190H75V192H73V196L74 197H72L71 199H72V201L74 202L75 201V199H76V203L74 204V206H75V208H73L74 206H71L70 205V198H64L63 199V206H62V209L60 210V211H62V210H65V211H63V215L65 214L64 212H66V214L67 213H69L70 215L69 216H71V214H72V216H73V212H76V215H77V213L78 212H80L81 214L80 215H82L84 212V216H76L75 217V219L79 222V220L81 219V222H79V223H81V225L74 219V217H72L71 216V218L69 217V216H67L66 214H65V216H63L62 215V212H60V213H53L52 214V211H53V205L52 204H49L48 206H47V208L46 207H40V208H38V207H33L34 206V204H36L37 205V202H38V205L40 204L39 202H41V200H42V198H43V200L42 201H44V199H48V197H50L51 195L53 196L54 194H55V191H56V193L57 192H59L61 189H62V187H64V185L61 187H59V191H57V189L53 192L52 190H53V184L56 186V184L60 181V180H64V178H65V180H64V182H67L66 180H68V182H70L69 181V178H66V177H64V178H61V176H62V173H63V171H62V169H60V167L61 168H63L62 166H61V164L63 163V161H61L62 163H58L59 161H60V159L61 160H64V159H62L61 157L60 158H58L57 156V153H55V152H53L52 150H51V152H50V150L48 149V150H45V148L47 149V147H45L44 148V146H46V144L45 145H41L40 146V143H37L38 142V137H39V130L37 129L38 127H40V126H42V125H44V121L46 122V120L45 119H43V118H38L39 116H35V115H33L34 114V110L32 109V102H31V104L30 103H27V101H26V103L24 102H22L20 99L21 98H18V100H19V102H18V100H15V101H17V102H15V101H12L9 97H10V95L9 94H11L12 93V91L14 90V89H17V87H13L14 89L12 90V86L10 85L9 86V84H8V87L6 88V89H3V87L2 86H4V88H5V85H2V81H0V102L1 103H4L3 105V107L2 108H0V117L3 119V121L0 119V122H1V124L2 125H0V128H1V126H3V127H5V129L6 130H4V131H8L7 133L8 134H6L5 135V133L6 132H4L3 131V127H2V131H3V133H1L0 132V153H3V151H4V154H1L0 155V157L2 156H4V155H9V153L8 152H14L13 150H15V152L13 153V155H12V152L10 153V155L11 156H13V157H11V156H4V158H5V160H4V158H2L1 157V159H3L2 161H0L1 163H3L4 162V164H1L0 163V173H3L2 174V176L4 177V176H6L7 175V173H10V172H8V171H10L11 169L13 170V172H14V170H20V172H22L21 170H25V168L27 167V165L26 166H23V165H25V161L26 160H31L33 157H36V158H33V162L32 163H34L33 165L34 166H32V165H28V167H29V169H28V167L26 168V169H28L27 171L28 172H34L33 174H35V173H39L40 174V171L42 170L41 168H43V171H41V174H40V176H42L43 175V172H45V174H44V177H41L42 179H39V180H41V181H39L38 183H37V181H38V178L39 177H35V178H37V180L34 178V176H37V174L36 175H32L33 176V181H30V180H32V179H29V180H27L28 178H26L25 177V174L26 173H23L24 175H22V173L20 174V172L19 173H16V171L14 172V173H16V174H20L21 175V177H20V175L18 176V175H14L13 174V172H12V175H10V174H8V175H10V177L8 176V177H5V178H2L1 177V175H0V184H1V186H0V190H1V192H0V210H2V211H0V226H2V227H0V240H1V242L2 243H4V244H6L5 242H7V245H10L8 248L7 247H5V245H3L2 243H0L1 245V248H0V250H4V253H2V251H0V256L3 254V255H5L6 256V254H7V258L4 256V257H0V259H2V261L0 260V263L2 264H4V262L5 263H7V264H9V262L11 263L12 262V264L13 263H16V264H20V263H25L26 264V262L25 261H27V264H31V261H32V264H34L36 261H38V262H40V263H38V262H36L35 264H43L44 262H45V260H46V258L48 257V256H52V255H55V254H57L56 255V257H54V256H52V257H54V258H57L58 257V259H55L56 260V262H55V260L52 258V257H50V260H46V261H48V263H53V264H108V262L110 261L109 260V258L110 259H112V257L113 258H115L114 256H112V254L111 253H114L113 251V249H115L114 247H116V248H118L119 249V247H120V250L119 251H117L116 249H115V251H116V253H120V251H121V249L123 250V251H125L124 249H126V252H128V254L127 253H125V252H122L121 251V254H120V258L121 257H123V258H125V260L126 259H128V260H126V261H132V262H130V263H127L126 261H124V259L122 258V260L120 259V258H118V259H120L121 261L119 262L120 264L122 263V264H143V262H144V264H150V262H151V264H154V262H153V260H151V259H153V257H154V255H155V257H154V259H156L155 260V262L157 261H161V263H162V261H164L163 263L165 264V261H168L167 263H170L171 261V263H174V264H218L219 262L218 261H220L222 258V260H221V262L223 263V264H226L225 262V260L224 259H226L227 260V258H228V260H227V263L228 264H234L235 262H237V263H235V264H238V262H239V260H240V262H239V264H243V263H245V264H256V263H254L255 261H257V264H264V245L261 243L262 242V236L264 235V216H263V214H264V184H262L263 186H260L261 184L260 183H264V180L262 181L261 180V176H262V174L261 173H264L263 171L264 170H262V169H264V163L262 164V162H259V163H257L258 161H259V158L257 157V155H255L254 156V154L255 153H253V154H250L249 156H248V160H246V158L247 157H245V152L247 153V151H245V149L243 150L242 148H240L241 146H240V144H237V143H234V141L232 140V138H230L229 136H227V135H225V133L223 132V133H221L222 131V129H225V128H228L227 130H231L232 131V129L234 130L233 131V133L236 131L237 132V129H238V133L240 134V132H242V129H243V131L244 132H246L245 131V128H246V130L248 131V124H249V126H252V127H254V124H255V118L253 119V118H250L249 120H248V123H244V122H247L246 121V119L245 118H242L243 120L242 121H240L241 120V117H239V119L236 121V118H238V116L237 115H240L242 112H243V110H242V108L240 107V106H242V103H240V102H242V100H243V98L242 97H235L234 98V100H233V97L231 96V95H229L228 94V92H226L227 90H226V88H225V82L226 81H224V83H223V86H221L222 88L224 87V89L226 90V91H222V93L220 92V91H218V92H216L215 93V91L216 90H214V91H212V92H214L213 94H216V95H212V93L211 94H209V93H207L208 92V90H213V89H215V87H216V89H218V87L217 86H215V87H212L211 86V88L209 87V89H205V87H194V86H192V83L194 82V80L195 79H197L196 77H192ZM240 76V75H239ZM239 76H238V78H239ZM9 77V78H8ZM181 77V78H180ZM2 78H4V77H2ZM215 78H218V77H215ZM246 78V77H245ZM250 78H254L253 76H251L250 75ZM236 79V78H235ZM242 79V78H241ZM3 80V79H2ZM7 80V81H8ZM243 80H245V79H243ZM160 81V79H156V81L155 82H159ZM241 80H239V82H240ZM246 82H248L247 80H245ZM250 81H251V83H256V84H258V85H262V87L261 88H264V85L262 84V83H260V81H258L257 79H250ZM250 81L248 82V83H250ZM255 81H257V82H255ZM243 82V81H242ZM246 82H244L243 84H248V83H246ZM260 83V84H259ZM242 84V83H241ZM178 85H179V83H178ZM225 85V86H224ZM190 87V88H189ZM228 87V86H227ZM241 87V86H240ZM238 88L237 87V89H236V92H235V89H231L230 91L232 92V91H234L235 93H237V92H242V93H246V94H249V91H250V93H251V88H250V86H248L249 88H250V90L249 91H247L246 90V88H248L247 86H246V88L244 87L242 90L243 91H239V90H241V88ZM9 88V89H8ZM161 88H162V86L161 87H157V88H154V90L156 89H160L161 90ZM213 88V89H212ZM219 88H220V86H219ZM229 89H230V87H228ZM227 88V89H228ZM248 88V89H249ZM1 89L2 90H4V92L3 91H1ZM163 89V88H162ZM221 89V88H220ZM224 89H221V90H224ZM143 90H145L144 92H145V94H144V92H142L141 90V92L144 94V95H146L147 94V91H149V90H147L146 91V89H143ZM187 90V91H186ZM245 90H246V92H245ZM264 90V89H263ZM138 91H139V89H138ZM137 91V92H138ZM139 91V93H137V98L139 99V100H142V99H146V100H148L147 102H149L150 101V99H151V95H149V96H147L146 95V97H144L143 98V94H141V92ZM186 91V92H185ZM253 91V90H252ZM2 92V93H1ZM9 92V93H8ZM14 92V91H13ZM25 92V91H24ZM188 92V93H187ZM224 92V93H223ZM234 92H232V93H234ZM218 93V94H217ZM2 94V95H1ZM8 94V95H7ZM24 94V93H23ZM140 94V95H139ZM207 94V95H206ZM225 94H227L228 96H226L227 98H225ZM24 95H26V94H24ZM87 95V94H86ZM209 95V96H208ZM211 95V96H210ZM222 95V96H221ZM9 96V97H8ZM32 96V95H31ZM139 96V97H138ZM180 96H181V98H180ZM214 98V99H216V100H214L213 102L215 103L214 104V106L216 107V110H215V112H217L218 114L220 113V111H221V109L224 107H226V105H228V106H233V107H228V108H230V109H232L236 114H234V112L232 111V113L231 114H233V116L235 115V117H233V118H235V119H233L232 118V120H231V118L229 119V117H223V118H221V117H217L214 121H213V123H210V120L207 118V119H203V118H191V117H189L188 116V112L190 111V110H192V106L193 105H196L197 104V102H199V101H208V99H211V100H213L212 98ZM229 97V98H228ZM231 97V98H230ZM27 98V97H26ZM147 98H149V99H147ZM219 99V100H218ZM239 99V100H238ZM240 99H242L241 101H240ZM69 100V99H68ZM231 100V101H230ZM239 102H238V101ZM21 101V102H20ZM75 101V100H74ZM78 101H80V100H78ZM229 101V103H227ZM233 101V103H231ZM35 102V101H34ZM81 102V101H80ZM146 102V103H147ZM237 102V103H236ZM247 105H249V104H251V106L253 107V104H254V107H255V102L253 101H250V103H249V101H244ZM243 102V105L245 104ZM181 103V104H180ZM185 104L186 105V108L185 109H183L181 106H182V104ZM232 105H231V104ZM235 103V104H234ZM15 104V105H14ZM23 104V106L21 107V105ZM26 104V105H25ZM29 104L31 105V106H29ZM147 104H149V103H147ZM201 104L203 105L204 103L203 102H201ZM217 104V105H216ZM237 104H240V105H237ZM28 105V106H27ZM83 104H82V102H81V104H79V106H82ZM129 105L131 106L132 105V103H129ZM152 105H153V103H152ZM152 105H149V106H152ZM220 105H221V107H220ZM223 105H225V106H223ZM85 106V105H84ZM84 106H82V107H84ZM235 106H236V108H235ZM17 107V108H16ZM27 107H29V108H27ZM45 107V106H44ZM55 107V102H54V104H53V107L50 109V110H52L53 108ZM147 107H148V105H144V107H143V111L145 112V111H147V110H149V109H147ZM237 107L238 108H240V109H237ZM21 108H24V109H21ZM224 108H223V110H224ZM228 108H226L225 110H227ZM64 109V107L62 108V110ZM65 109H66V106H65ZM63 110V111H66V110ZM85 109V108H84ZM93 109V108H92ZM230 109H228V110H230ZM247 109V108H246ZM24 110V111H23ZM50 110L48 111V113L50 112ZM61 110V111H62ZM220 110V111H219ZM227 110V111H228ZM237 110L239 111V112H237ZM245 110V109H244ZM18 112V114L16 113V112ZM26 111V112H25ZM85 111H86V109H85ZM100 111V110H99ZM219 111V112H218ZM246 111V110H245ZM15 112V113H14ZM25 112V113H24ZM101 112V111H100ZM148 112V111H147ZM182 112V113H181ZM3 113H4V115H3ZM47 113V114H48ZM81 113H83V112H81ZM90 113H91V111H90ZM239 113V114H238ZM12 114H14V115H12ZM16 114V115H15ZM182 114H183V116H182ZM3 115V116H2ZM19 115V116H18ZM28 115H32V116H28ZM80 115V114H79ZM5 116V117H4ZM18 116V117H17ZM24 116V117H23ZM26 116H28V118L26 117ZM4 117V118H3ZM15 117L17 118V119H15ZM36 117V118H35ZM32 118V119H31ZM34 118V119H33ZM220 118V119H219ZM22 119V120H21ZM197 119V120H196ZM202 119V120H201ZM244 119H245V121H244ZM21 120V121H20ZM223 120V121H222ZM253 120V122H251ZM24 121V122H23ZM27 121V122H26ZM31 121V122H30ZM38 121V122H37ZM90 121H92V120H90ZM218 121V122H217ZM224 121H225V124L226 125H224ZM238 121H240V122H238ZM249 121L251 122V123H249ZM66 122H67V120H66ZM65 122V123H66ZM78 123V125H80L81 123H83L84 125H86V126H84L83 125V128L84 127H86V128H82V126L80 127V129L79 130H77V131H75L76 130V127H77V125L75 124L74 125V123ZM93 123L95 122V121H92ZM92 122H89V123H87L86 121H75V120H73L72 121V127H75V128H73L72 130L73 131H75L77 134H78V132L79 131H82V130H86L87 128H89L93 123ZM217 122V123H216ZM232 122V123H231ZM17 123V124H16ZM19 123V124H18ZM36 123V124H35ZM69 123V121L66 123V124H68ZM87 123V124H86ZM234 123V124H233ZM239 123H242L241 125L242 126H240V124ZM254 123V124H253ZM11 124V125H10ZM13 124H15V125H13ZM33 124V125H32ZM40 124H42V125H40ZM88 124H90L89 126H88ZM213 124H216V126H214ZM219 124V125H218ZM230 124V125H229ZM17 125V126H16ZM21 125V126H20ZM26 125V126H25ZM210 125V126H209ZM212 125V126H211ZM221 125H222V127H221ZM238 125V126H237ZM246 126L245 128H244V126ZM15 126V127H14ZM206 126H207V129H210V133H209V131H207V129H206ZM216 127V128H214V127ZM223 126H226V127H223ZM236 126H237V128H236ZM6 127H8V128H6ZM13 127V128H12ZM23 127V128H22ZM35 127V128H34ZM107 127V126H106ZM222 129H221V128ZM242 127V128H241ZM248 127V128H247ZM15 128V129H14ZM32 128H33V130H37V131H35L34 133H33V131L31 132V130H32ZM82 128V129H81ZM221 130H220V129ZM236 130H235V129ZM241 128V129H240ZM109 129V128H108ZM240 129V130H239ZM109 130H111V129H109ZM204 130H206V131H204ZM212 130V131H211ZM213 130H215V131H213ZM218 130H220L221 132L220 133H218V135L219 134H222V135H220L221 137H215V132L217 131V132H219ZM1 131V130H0ZM17 131V132H16ZM179 131H181V132H179ZM230 131V132H231ZM21 132V133H20ZM74 132V134H72V135H77L76 133ZM188 132V133H187ZM192 132V133H191ZM235 132V134H237ZM13 135H12V134ZM33 135H31V134ZM81 132H79V134H80ZM208 133V134H207ZM214 133V134H213ZM5 136H4V135ZM30 134V135H29ZM204 134H206V137H205V135ZM239 134H237V135H239ZM25 135V136H24ZM29 135V136H28ZM183 135V136H182ZM224 135V136H223ZM241 136H242V133L240 134ZM31 136V137H30ZM208 136V137H207ZM210 136V137H209ZM4 137H6V138H4ZM33 137V138H32ZM205 137V138H204ZM214 137V138H213ZM226 137H227V139H226ZM3 138V139H2ZM32 138V139H31ZM181 138H183V139H181ZM200 138V139H199ZM178 139V140H177ZM180 139V140H179ZM231 139V140H230ZM33 140V141H32ZM175 140H177V141H175ZM16 141H18V142H16ZM29 141V142H28ZM226 141V142H225ZM233 141V142H232ZM26 142V143H25ZM229 142H230V144H229ZM15 143V144H14ZM21 143V144H20ZM18 146H17V145ZM36 146H39V148L38 147H36ZM175 144V145H174ZM218 144V145H217ZM5 145V146H4ZM8 145V146H7ZM21 147H20V146ZM22 145H24V146H26L27 148L25 149V147L23 148L22 147ZM120 145V144H119ZM118 145V146H119ZM226 146L225 148H224V146ZM229 145V146H228ZM234 145V146H233ZM15 146H17V148L15 149L14 147ZM30 146V147H29ZM124 148H126L127 147V145H125V144H122V145H120V149L122 148L123 149V147ZM231 146V147H230ZM236 146L238 147V148H236ZM19 147V148H18ZM29 147V148H28ZM32 147V148H31ZM70 146H68L67 148H69ZM75 147H77V146H74L73 144H72V146L69 148L70 150H73V148H75ZM194 147V148H193ZM196 147V148H195ZM235 148L234 150H235V152H234V150H233V148ZM9 148V149H8ZM12 148V149H11ZM72 148V149H71ZM175 148V149H174ZM229 148H230V151L231 152H233V153H231V152H229L228 150H229ZM18 149H20V154L19 153H17L19 150ZM22 149V150H21ZM40 149V153H39V150ZM42 149V150H41ZM46 151V154H45V152H44V150ZM117 149H119L118 147L115 149V151L117 150ZM215 149V150H214ZM219 149H220V151H219ZM228 149V150H227ZM237 149H239V150H237ZM8 151V152H5V151ZM16 150H18V151H16ZM28 151V153H27V151ZM33 150V151H32ZM34 150H35V152L36 151H38V152H36V153H34ZM179 150V151H178ZM218 150V151H217ZM225 150H226V152H225ZM233 150V151H232ZM29 151H31L30 152V154H32V155H30L29 154ZM47 151H48V153H47ZM115 151H113V152H115ZM183 151V152H182ZM186 151V152H185ZM194 151V152H193ZM216 151H217V153H216ZM222 151H224V153H226V155L229 157V158H227L226 157V155L222 152ZM241 151V152H240ZM21 152H22V154H21ZM172 152V153H171ZM190 152V153H189ZM198 152V153H197ZM204 152V153H203ZM206 152V153H205ZM24 153V154H23ZM27 153V154H26ZM39 153V154H38ZM60 153H61V151H60ZM131 153H135V152H131ZM176 153V154H175ZM188 153V154H187ZM228 153H230V154H228ZM234 153H235V155H234ZM238 153V154H237ZM14 154H16V155H18V157L16 156V155H14ZM26 154V155H25ZM44 154V156H39V155H43ZM136 154V153H135ZM178 154V155H177ZM187 154V155H186ZM223 154H224V156H223ZM234 155V157H236L237 159L238 158H240L241 159V154H243V156H244V158L245 159H243V163H241V161H239V159L237 160L236 158H231V156L232 155ZM29 155V156H28ZM38 155V156H37ZM49 155V156H48ZM53 155V156H52ZM133 155V154H132ZM173 155V156H172ZM219 155H220V159H219ZM252 155L254 156L253 157V159H252ZM22 156H25L24 158H22ZM27 156H28V158H27ZM31 156H32V158H31ZM46 156H47V159H46ZM61 156L63 157V155L61 154ZM136 156V155H135ZM177 157V158H175V157ZM182 156V157H181ZM194 156V157H193ZM211 156V157H210ZM213 156V157H212ZM224 158H226V159H224ZM240 156V157H239ZM243 156H242V158H243ZM247 156V155H246ZM8 157V158H7ZM11 157V158H10ZM37 157H39V158H37ZM56 158V160H54L55 158ZM65 157V156H64ZM136 157H138V156H136ZM135 157V159H141L142 157L141 156H139L138 158H136ZM173 157V158H172ZM179 157V158H178ZM182 159H181V158ZM222 157V158H221ZM258 159H257V158ZM16 158H19V162L18 161H16ZM31 158V159H30ZM52 158V159H51ZM132 158H134V156L132 157ZM168 158V159H167ZM184 158V159H183ZM206 158H208V159H206ZM255 160V159H257L258 161L256 162L257 164H258V166L260 167V168H258V166H257V164L256 163H253V164H251L249 161L251 160ZM255 158V159H254ZM0 159V160H1ZM46 159V160H45ZM49 159V160H48ZM88 159V158H87ZM87 159L86 160H84L83 162H85L83 165L85 166H88L89 165V163H90V161H94V159H92V158H90L89 160V163L87 162ZM92 159V160H91ZM96 159V158H95ZM176 161H175V160ZM217 159H219L218 161H217ZM222 159V160H221ZM224 159V160H223ZM230 160L232 163L234 162L235 163V160H233V159H236V164H235V166H238V164H239V162H240V164H239V166H240V169L238 170V173L237 172H235V173H232L231 172V170H234L235 171V169H236V171H237V169L239 168V166H238V168L237 167H235L232 163V168H231V166H229V162H227V163H225V161H228V160ZM6 160H8V162L6 161ZM40 160L42 161V162H44V164H45V161H46V164L47 163H49V164H47V165H49L50 167H48L49 169H47V168H45V166H44V164H42V163H40V167H38V163L40 162ZM48 160V161H47ZM51 160V161H50ZM57 160H59L57 163L60 165V166H58L57 164V168L58 169H56V170H54L55 168H54V166L51 164L52 163V161H53V163L55 162L56 163V161ZM178 160H179V162H178ZM184 160V161H183ZM194 160V161H193ZM209 160V161H208ZM245 160V161H244ZM13 161H15L13 164L12 163H10V162H13ZM32 161V160H31ZM37 161V162H36ZM50 161V162H49ZM65 161V160H64ZM161 161V162H160ZM200 161V162H199ZM201 161H208V164H206L207 162H205V164H204V162H201ZM214 161H216L217 163L216 164H214L213 162ZM222 161H224V162H222ZM247 161V162H246ZM5 162H7L6 164L7 165H9V166H7L6 164H5ZM82 162V163H83ZM86 162L88 163V164H86ZM173 162V163H172ZM178 162V163H177ZM186 162V163H185ZM189 162L190 163H192V166H191V164L190 165H188L189 164ZM193 162H195V163H193ZM219 162H221L219 165H217ZM238 162V163H237ZM24 163V164H23ZM28 163H31V162H28V161H26V164H28ZM54 163V164H55ZM76 163H77V161H76ZM81 163V164H82ZM159 163V164H158ZM175 163H177L178 165L176 166V164ZM181 163V164H180ZM182 163L183 164H185V165H182ZM188 163V164H187ZM198 163H201L200 165L202 166H200ZM203 163V164H202ZM215 165H213V164ZM229 163V164H228ZM247 163V164H246ZM22 164V165H21ZM36 164V165H35ZM163 164V165H162ZM170 164L172 165V166H170ZM195 164H196V166L197 165H199L201 168H200V170H202L201 172L200 171H198L199 170V166H197V167H195V168H193L194 166H195ZM210 164V165H209ZM223 164H228V165H223ZM244 164H246L245 166L246 167H248V168H245V166H244ZM248 164H250V165H252V166H250V165H248ZM262 164V165H261ZM3 165L5 166V167H3ZM11 165V166H10ZM19 166L20 167V169H18V167H16V166ZM21 165V166H20ZM42 165H43V167H42ZM118 165H120V167L118 166ZM188 165V166H187ZM194 165V166H193ZM203 165H207V166H205L206 167V169L209 167V166H211V167H209L210 168V170H209V168H208V170L209 171H213V173H212V175H215V176H213L212 177V179H214V180H216V182L213 180V182H214V184H213V182H212V180H211V182H206L207 183V188H206V190H201V193H200V196L201 195H203L202 193H204V191H206L205 192V194L203 195V197L205 198V196L207 195V197L205 198V201H208V203H209V200H211V199H213V197H214V204H213V200H211L210 201V203H209V205L211 204L212 206H210V207H212V210L211 209H208L209 208V206H208V203L207 202H205L204 201V199H203V197L201 198V197H199V198H196V199H199V200H197V201H195L196 199H193L192 198V196L194 197V191H193V189L195 190L196 188H194V187H197L196 186V184L198 185L201 181H204V178L203 177H201V175L202 174H204V172L203 171H205V173L207 172V170H203V169H205L204 168V166ZM217 165V166H216ZM242 165H243V167H242ZM248 165V166H247ZM13 166V167H12ZM22 166H23V169H22ZM33 167L34 169V171H32L31 169V167ZM35 166H37L38 168L37 169H35L36 167ZM53 166V167H52ZM69 166V165H68ZM128 166V167H127ZM170 166V167H169ZM185 166V167H184ZM187 166V167H186ZM189 166H191V167H189ZM226 166H228V168H230V169H227V167ZM235 168H234V167ZM254 166H255V168L257 167L258 168V170H257V172L258 173H256L255 171V168H254ZM3 167V168H2ZM7 167V168H6ZM14 167H16L17 169H13ZM70 167V166H69ZM68 167V168H69ZM76 167V166H75ZM75 167H73V169L75 168ZM77 167H80V164H78L77 163ZM82 167V166H81ZM169 167V168H168ZM178 167H181V169L180 168H178ZM190 168V171H191V173H190V171L188 170L189 168ZM215 167V168H214ZM249 167H252L253 169L251 170ZM1 168H2V170H1ZM4 168H6V169H4ZM122 168V169H121ZM166 168V169H165ZM171 168V169H170ZM185 168V169H184ZM186 168H188L187 170H186ZM192 168V169H191ZM197 168V169H196ZM213 170H212V169ZM218 168V169H217ZM226 168V169H225ZM234 168V169H233ZM242 168V169H241ZM244 168V169H243ZM9 169V170H8ZM47 169V170H46ZM66 169H67V167H66ZM119 169V170H118ZM195 169L197 170V172L195 171ZM246 169H247V171L251 174V171L253 172L252 174H253V179H252V182L256 179V180H258V178L260 179V181H259V183H257L256 181H254V183L256 182V184H254L253 183V185H251L252 183L251 182H246L245 180L246 179H248L247 181H251L250 179L252 178V174L250 175V177H248V178H246L248 175H245V173L243 174V179H241L242 178V174H241V170H243V171H245L246 172ZM262 170V171H259V170ZM11 170V171H12ZM29 170H31V171H29ZM39 170V171H38ZM62 171V173H60L59 171ZM102 170V171H101ZM125 170V171H124ZM154 170V171H153ZM166 172H165V171ZM171 170V171H170ZM182 170V171H181ZM215 170H217L216 172H215ZM229 170H230V172H229ZM251 170V171H250ZM254 170V171H253ZM17 171V172H18ZM26 171V172H27ZM49 171V172H48ZM53 171V172H52ZM54 171H56V172H54ZM123 171V172H122ZM185 171V172H184ZM187 171V172H186ZM193 171H194V173H193ZM229 173H228V172ZM240 171V172H239ZM7 172V173H6ZM25 172V171H24ZM27 172V173H28ZM49 174H51V173H53V174H51L53 177H51V175H48V177L50 176V178H47V174L48 173ZM60 173L61 174V176H58L59 174L58 173ZM88 172V173H87ZM90 172V173H89ZM93 172V171H92ZM126 172V173H125ZM146 172H149V169L147 168L146 169ZM170 172H171V174H170ZM178 172V173H177ZM180 172V173H179ZM202 173V174H200V177H199V173ZM216 174H215V173ZM259 172H260V174H259ZM4 173H5V175H4ZM123 173H125V174H123ZM151 173H153V174H151ZM195 173H198V175L197 174H195ZM225 174V176L224 175H222V174ZM231 173V175H229V177H228V174H230ZM247 173V172H246ZM258 174V175H256V174ZM30 174V173H29ZM29 174H27L26 176L27 177H29L30 178V175ZM57 174V176H56V178H55V176L54 175H56ZM87 174H88V178H87ZM117 174V175H116ZM122 174L124 175V176H122ZM169 174V175H168ZM181 174H183V175H181ZM192 176H191V175ZM241 174V177L239 178V177H236V176H238V175H240ZM254 174H255V176H257L258 178H256L255 176H254ZM14 175V179L12 180V176ZM85 175H86V178H85ZM101 175H102V173H101ZM104 175V174H103ZM113 175V176H112ZM148 175H149V173H148ZM206 175H207V173L206 174H204V175H202V176H204L205 177V180H206ZM218 177H217V176ZM234 175V177H235V179L237 180H233L234 179V177H232ZM245 175V176H244ZM264 175V174H263ZM25 177V178H22V177ZM31 176V177H32ZM39 176V175H38ZM82 176V177H81ZM117 177L116 178V181L114 182V181H112V183H110L111 182V180H108V178L109 179H111L112 178V180H115L113 177ZM120 176V177H119ZM154 176H155V178H154ZM157 176V177H156ZM161 176V177H160ZM182 176V177H181ZM196 176H198V181L196 180L197 179V177ZM12 177V178H11ZM59 177V178H58ZM111 177V178H110ZM133 178L134 180H133V182H134V186L133 187H131V189L129 188V186H127V188L125 189L124 187H126V185L124 184V181L125 180H130V178ZM153 177V178H152ZM159 177V178H158ZM163 177V178H162ZM171 178V180H167V179H169V178ZM189 177H191V178H189ZM215 177H217V179H215ZM225 178L224 180H223V178ZM245 177V178H244ZM254 177H255V179H254ZM10 180H8V179ZM46 178V180H44V179ZM81 178H83V179H81ZM121 178V179H120ZM131 178V179H132ZM160 178H162V179H160ZM165 178H166V180H165ZM187 178L191 181V179H192V181L190 182V181H188L187 180ZM203 179V180H199V179ZM226 178H227V181H226ZM238 178V179H237ZM263 178H264V176H263ZM262 178V179H263ZM16 179H18V184L16 183L17 181H15ZM26 179V180H25ZM124 181H123V180ZM155 179V180H154ZM172 179H174L173 180V182H172ZM2 180L4 181V182H2ZM23 180V181H22ZM36 180V182L35 183H33L34 181ZM42 180H43V182H42ZM55 180V181H54ZM118 180V181H117ZM120 180H121V182H120ZM161 180V181H160ZM194 180V181H193ZM209 180V181H210ZM239 180H242L243 182H240ZM7 181H9V183H10V185L7 183ZM26 181V182H25ZM57 181V182H56ZM85 181V182H84ZM158 181H157V183H158ZM175 181V182H174ZM197 181V182H196ZM218 181V182H217ZM22 182H23V184H22ZM27 183V185H25V183ZM40 182H41V184H40ZM50 182V183H49ZM67 182V183H68ZM88 182V183H87ZM102 182V183H101ZM113 182H114V185H113ZM123 182V183H122ZM127 182V181H126ZM228 184H227V183ZM234 182H240L239 184L237 183V185H236V183H234ZM29 183H31V184H29ZM37 183V184H36ZM56 183V184H55ZM86 183V184H85ZM116 183V184H115ZM156 183V182H155ZM190 183V184H189ZM192 183V184H191ZM212 184V186H214V188L212 189V191H210V189L212 188V186H210L209 184ZM216 183V184H215ZM218 183V184H217ZM246 183V184H245ZM4 184V185H3ZM5 184H6V186H5ZM8 184V185H7ZM12 184V185H11ZM15 184H17V185H19V186H17V185H15ZM22 184V185H21ZM33 184H34V186H33ZM43 184V185H42ZM59 184V183H58ZM57 184V185H58ZM70 183H68V185H69ZM84 184V185H83ZM123 185V186H121V185ZM249 184V185H248ZM3 185V186H2ZM15 185V186H14ZM21 185V186H20ZM31 185V186H30ZM42 185V186H41ZM45 185V186H44ZM51 185H52V188H51ZM88 185V186H87ZM112 185H113V189L111 188L112 187ZM117 185V186H116ZM118 185H120V186H118ZM153 185V187L151 186V188H150V190H151V193L153 192V191H157L158 190V187L156 186H154L155 184L153 183L152 184ZM193 185V186H192ZM195 185V186H194ZM239 185V186H238ZM241 185H242V187H241ZM246 185H247V187H246ZM255 185V186H254ZM4 186H5V189L3 190V189H1L2 187L4 188ZM11 186H12V188H11ZM14 186V187H13ZM22 187V189L20 188H18V190L16 189L17 187ZM24 186H26L27 188H29V187H35V188H37V190L40 192V193H42V191H43V186L44 187H48V188H45L46 189V191H47V193H49V191H52L51 192V194L49 193L48 194V197H47V193L45 194V190L43 191L44 192V194L43 195H41V196H43V197H37V196H40V193L37 191V190H35V188L33 189L34 191H37V193L39 194H37V196L34 194V191L33 192H31L32 190H29V189H27L26 187H24ZM29 186V187H28ZM40 186H41V188L42 189H39L40 188ZM49 186H50V188H49ZM86 186V187H85ZM104 186H107V189H106V187H104ZM115 186V187H114ZM136 186V187H135ZM198 186H200V184L198 185ZM211 188H210V187ZM258 186H260L259 188H258ZM11 188V189H9V188ZM16 187V188H15ZM32 187V188H33ZM39 187V188H38ZM118 187H121V188H118ZM154 187L157 189H154ZM210 189H209V188ZM215 187H217V188H215ZM237 187H238V189H237ZM239 187L241 188V190L239 189ZM246 187V188H245ZM262 187V188H261ZM13 188H14V191L16 190V191H19V190H21V192H22V190H24V188L25 189H27L28 191H30L29 193H30V195H34V199H33V201H31L30 199L33 197V195H32V197L31 198H29V194H27L28 192L26 191L25 192V190L23 191V193H21V195H20V193L18 194V192H16V195H17V197L14 195V193L15 192H13V194H11V195H14V196H12L13 197V201L14 202H12V198L11 197H9L10 196V194L8 195V197L6 196L8 193H7V189L9 190V191H11V190H13ZM31 188V189H32ZM55 188V187H54ZM84 188V189H83ZM122 188H124L123 190H122ZM135 188V190L137 191H135V192H133V190L132 189H134ZM166 188V187H165ZM246 190H245V189ZM251 188V189H250ZM255 189V191H254V189ZM50 189V190H49ZM80 189V190H79ZM83 189V190H82ZM105 189H106V191H105ZM115 189V190H114ZM127 189H128V191L129 190H132V191H127ZM217 189V191H215ZM247 189H249V192H247ZM2 190L3 191H6L5 193V195L4 196H2L3 194H4V192L2 193ZM79 190V191H78ZM85 190V191H84ZM120 190H122V191H124V190H126L127 191V193H126V191H124L125 192V194H123V192L122 191H120ZM150 190H148V195L146 194L145 196H146V198H149V194H150V196L153 194H151V193H149L150 192ZM153 190V191H152ZM186 190V191H185ZM207 190H209V191H207ZM78 191V192H77ZM115 191V192H114ZM192 191V192H191ZM218 192V193H215V192ZM258 191V192H257ZM260 191V192H259ZM80 192V193H79ZM83 192V193H82ZM86 192V193H85ZM114 192V193H113ZM117 192V193H116ZM118 192H122V193H120L119 194V196H120V200L118 199ZM131 192V193H130ZM186 192V193H185ZM191 192V193H190ZM208 192H209V194H208ZM214 192V193H213ZM219 192H221L220 194H219ZM225 192V193H224ZM241 192H245L244 194L245 195H243ZM2 193V194H1ZM9 193H11V192H9ZM24 193H26V198L27 199H29V201L27 200V199H25L26 201H28V202H26L25 200H24V198H25V194ZM32 193V194H31ZM36 193V192H35ZM52 193H54V194H52ZM77 193H79V194H77ZM81 193H82V195H81ZM88 193H90L91 195H92V197H91V195L90 194H88ZM133 193H134V196L137 194H139V195H141V196H137V197H135L134 199H138V201H140L139 202V204L137 203V199L136 200H134L133 199ZM207 193V194H206ZM211 193V194H210ZM213 193V194H212ZM239 193V194H238ZM247 193V194H246ZM248 193L249 194H253L254 196H255V194H256V196H257V199L255 200L254 198H256V196L254 197V196H252V195H248ZM22 194H24V195H22ZM78 196H77V195ZM123 194V196L125 195V197H127V199L124 197H122L121 195ZM129 196H127V195ZM131 194V195H130ZM143 194V195H142ZM216 194H218V196L219 195H221L222 197H221V199L218 197L217 198V200H216V197H217V195ZM233 194H235V195H233ZM236 194H238L239 195V200L238 199H236L235 197L237 196L238 197V195H236ZM240 194H242V197H244V196H248V198H247V196L246 197H244V198H246L245 200V202H244V198H241L242 199V201H240ZM20 195V197L22 198V196L24 197V198H20V200H18L19 198H18V196ZM27 195H28V197H27ZM80 195V196H79ZM116 195V196H115ZM186 195V196H185ZM210 195H214L213 197L211 196V198H210ZM224 195L227 197V198H225L224 197ZM260 195V196H259ZM1 196H2V198H1ZM44 196H46L45 198H44ZM51 196V197H52ZM75 196H77V198L75 197ZM81 196H82V198H81ZM89 196H90V198H89ZM113 196H114V198H113ZM208 196H209V199H208ZM235 196V197H234ZM249 196H250V199H249ZM260 198H259V197ZM4 197H7V198H5V200H4ZM15 197H16V199H15ZM85 197H86V200H88V201H85V200H83V199H85ZM103 197V196H102ZM104 197H105V195H104ZM141 197V198H140ZM185 197H186V199H185ZM229 197V198H228ZM251 197H253V198H251ZM9 198L11 199V200H9ZM81 200H80V199ZM88 198V199H87ZM91 198L93 199V200H91ZM128 198H131V199H128ZM190 198H191V202L189 201L190 200ZM195 198V197H194ZM201 198V199H200ZM231 198V199H230ZM233 198V199H232ZM39 199H40V201H39ZM66 199H67V201H68V204L66 203ZM118 199V200H117ZM125 199V200H124ZM187 199H189V200H187ZM208 199V200H207ZM226 199H227V201L229 202V200H230V202L228 203L227 201H226ZM236 199V200H235ZM248 199V200H247ZM8 200V201H7ZM35 200V201H34ZM38 200V201H37ZM79 200V201H78ZM89 200H91V201H89ZM129 200V201H128ZM194 200V201H193ZM238 200V201H237ZM3 201L6 203V207L7 208H5V205H4V203H3ZM21 201H23L22 203H24V204H22V203H20ZM25 201V202H24ZM81 201V202H80ZM83 201H84V205H86L85 207H86V209H85V207H84V205H83ZM115 201V202H114ZM123 201H128V202H126L125 204L123 203ZM130 201L133 203H131V206H130ZM185 201H186V203H185ZM192 201H193V203H194V205L195 206H197L196 208H199V209H196V210H194V205H193V203H192ZM199 201V202H198ZM202 202V204H201V202ZM234 201L236 202L235 204H233L234 203ZM254 201V202H253ZM15 202H17V203H15ZM34 202V203H33ZM92 202V203H91ZM121 202V203H120ZM188 202H190L191 203V205L190 204H188L189 206H186L185 204H187ZM197 202V203H196ZM207 203V207H206V204L205 203ZM215 202H219V204H217V203H215ZM222 202H223V205H222ZM233 202V203H232ZM238 202V203H237ZM240 202V203H239ZM257 204H256V203ZM3 203V205H1ZM31 203V204H30ZM33 203V204H32ZM42 203V202H41ZM120 203V204H119ZM201 204L200 206H198L199 204ZM228 205H227V204ZM231 203V204H230ZM9 204V205H8ZM17 204H19V205H17ZM20 204H22V205H20ZM29 205V207H28V205ZM122 204V205H121ZM126 205L125 207H123L124 205ZM127 204H129L128 205V207H127ZM136 205V207H134L135 205ZM143 204V205H142ZM197 204V205H196ZM204 204H205V206H204ZM233 204V205H232ZM237 204V205H236ZM239 204V205H238ZM256 204V205H255ZM30 205H32V206H30ZM91 206V207H89V206ZM94 205V206H93ZM109 205V206H108ZM121 205V206H120ZM139 205V206H138ZM141 205V206H140ZM218 205L220 206V207H218ZM236 205V206H235ZM3 206V207H2ZM9 206V207H8ZM50 206V207H49ZM71 206V207H70ZM96 206H97V204H96ZM115 206H117V207H115ZM144 206V207H143ZM180 206V205H179ZM214 206V207H213ZM216 206V207H215ZM223 206H225V207H222ZM228 206V207H227ZM233 206V207H232ZM240 206V207H239ZM15 207V208H14ZM68 207V208H67ZM78 207V209L79 210H81L82 209V207H84L82 210H84L85 209V211H78L76 208ZM81 207V208H80ZM99 207V205L97 206V210L99 209L98 208ZM109 207V208H108ZM123 207V208H122ZM130 209L129 211H132V209L131 208H135V209H133V211H132V213H135V214H133V216H132V214H131V212H127L128 211V209ZM170 207L172 208V204H171V202H170ZM169 207V208H170ZM201 207H204V208H201ZM218 207V209H215L214 210V208H217ZM237 207V208H236ZM9 208V209H8ZM21 210V211H18L17 212V210H19V209ZM35 208V209H34ZM64 208V209H63ZM72 208L73 209H75V211L74 210H72ZM91 208L93 209V210H91ZM95 208V209H94ZM126 208V209H125ZM144 208V209H143ZM145 208H146V210H145ZM149 208V209H148ZM227 208V209H226ZM230 208V209H229ZM235 208V209H234ZM245 208V209H244ZM7 209V210H6ZM24 209H25V211H24ZM43 209V210H42ZM47 209V210H46ZM52 211H51V210ZM115 209V210H114ZM118 209V210H117ZM124 209V210H123ZM136 209H138V210H136ZM148 209V210H147ZM186 209V210H185ZM201 209L202 210H204L205 211V213H204V211H201ZM232 209H233V211H232ZM254 209V210H253ZM40 210V211H39ZM47 211V212H50L51 214V216L50 217H43V214H41L42 213V211ZM50 210V211H49ZM68 212H67V211ZM77 210V211H76ZM127 210V211H126ZM136 210V211H135ZM170 210V209H169ZM211 210V211H210ZM222 210H223V212H222ZM4 211H6V213L4 212ZM17 213H16V212ZM32 212V213H29V212ZM70 211H72V212H70ZM90 211V212H89ZM171 211V210H170ZM195 211H196V213H195ZM199 211V212H198ZM200 211L202 212V213H200ZM208 213H207V212ZM215 211V212H214ZM1 212H2V214H1ZM14 212H15V214H14ZM20 212H22V216L20 215L21 213ZM25 212V213H24ZM35 212V213H34ZM86 212H89V214L87 213L86 214ZM92 212H94V214H92ZM127 212V214L128 213H130L131 215L129 216V214L127 215V214H125ZM138 212V213H137ZM186 212V213H185ZM198 212V213H197ZM218 212V213H217ZM227 212V213H226ZM231 212V213H230ZM245 212V213H244ZM90 213H91V215H90ZM149 213V214H148ZM215 213V214H214ZM222 215H221V214ZM227 215H226V214ZM241 213L243 214V215H241ZM261 213V214H260ZM9 214H12V215H9ZM18 214V215H17ZM25 214H26V216H25ZM40 214V215H39ZM59 214V215H58ZM111 214H112V216H111ZM121 216H120V215ZM136 214H138V215H136ZM144 214V215H143ZM145 214H146V219H145ZM168 214V213H167ZM191 214V215H190ZM208 214V215H207ZM250 216H252V221L249 219V222H247V223H249L248 224V226H247V224L245 223L248 219L246 218L245 219V217H250ZM2 215V216H1ZM6 215H9V216H6ZM14 215V216H13ZM34 215V216H33ZM58 215V216H57ZM62 215V216H61ZM85 215H87V218L85 217ZM93 215V216H92ZM142 215V216H141ZM174 217H173V216ZM176 215V216H175ZM178 215V216H177ZM181 215V216H180ZM188 215V216H187ZM4 216V217H3ZM36 216V217H35ZM39 216V217H38ZM55 216H56V218H55ZM63 218V220H62V224L60 223V225L62 226H60L59 225V227H58V224H59V222L61 221V217ZM114 216V217H113ZM137 216V220H136V217ZM183 216V217H182ZM195 216V217H194ZM196 216L198 217V219L196 218ZM257 216V217H256ZM262 216V217H261ZM38 217V218H37ZM51 217H54L53 219L51 218ZM58 217V218H57ZM91 217H93V219L91 218ZM124 217H127V219L126 218H124ZM168 217H169V215H168ZM181 217V218H180ZM185 217V218H184ZM204 217V218H203ZM238 217H240V218H238ZM243 217V218H242ZM257 218V220L260 218L261 220H256V218ZM259 217V218H258ZM7 218H8V220H7ZM14 218V219H13ZM31 218V219H30ZM49 218V219H48ZM84 218V219H83ZM114 220H113V219ZM145 220H144V219ZM176 218V219H175ZM180 218V219H179ZM220 218V219H219ZM226 218V220H224ZM236 218H237V220H236ZM253 218H254V220H253ZM13 221H12V220ZM21 219H22V222H20L21 221ZM42 219V220H41ZM46 219H47V221H46ZM57 219V220H59V221H55V220ZM65 219H67L66 221H65ZM68 219H72V221H70V220H68ZM73 219L76 221V223L74 222V223H72L73 222ZM86 219H87V221H86ZM91 219V222L89 221ZM121 219V220H120ZM130 220V222H129V220ZM132 219V220H131ZM140 221H139V220ZM143 219V220H142ZM149 219V220H148ZM179 219V220H178ZM182 219H183V221H185V220H187V221H185V222H183L182 221ZM191 219V220H190ZM204 219V220H203ZM239 219V220H238ZM245 219V220H244ZM263 219V220H262ZM10 220L12 221V222H10ZM16 220V221H15ZM20 220V221H19ZM30 220V221H29ZM32 220V221H31ZM39 222H38V221ZM83 220H85V221H83ZM113 220V221H112ZM134 220H136V221H134ZM141 220H142V222H141ZM175 220V221H174ZM220 220V221H219ZM224 220V221H223ZM235 220V221H234ZM242 220V221H241ZM5 221H9V222H5ZM15 221V222H14ZM17 221H19L18 223H19V225L17 224ZM38 223H37V222ZM42 221V222H41ZM56 223H55V222ZM126 221V222H125ZM150 223V225L147 223ZM172 221H173V223H175V222H177V221H181L182 223H184V224H182L183 226H181V223H179V222H177L178 224H180V229L179 230H177L179 227H177L178 226V224L176 223V224H173L172 223ZM228 221V222H227ZM230 221H232V222H235V223H231ZM238 221V222H237ZM239 221H240V223H239ZM245 221V222H244ZM253 222V224H251V222ZM262 221V222H261ZM63 222H64V224H63ZM110 222V224H108ZM122 222V223H121ZM134 222V223H133ZM138 222V223H137ZM190 222V223H189ZM205 222V223H204ZM221 222V223H220ZM243 222H244V225L242 226L241 224H243ZM257 222H260V223H257ZM8 223V224H7ZM16 223V224H15ZM26 223V224H25ZM30 223V224H29ZM41 223V224H40ZM92 225H91V224ZM201 223H202V225H201ZM216 223V224H215ZM224 225H223V224ZM228 223V224H227ZM230 223V224H229ZM2 224V225H1ZM24 224V225H23ZM50 224V225H49ZM54 224H55V226H54ZM56 224H57V227H56ZM83 224V225H82ZM86 224V225H85ZM90 224V225H89ZM114 224V225H113ZM118 224V225H117ZM145 224V225H144ZM146 224H148V225H146ZM175 225V226H173V225ZM210 224H213V225H210ZM215 224V225H214ZM219 224H220V228H221V226H222V228L224 229H222V231H221V229H218V230H216V231H214L215 229H217V227H219ZM225 224L226 225H228V226H226V227H224L225 226ZM239 224V225H238ZM11 225H12V227H11ZM13 225H16V229H15V227L13 226ZM20 225H22V226H20ZM27 225V226H26ZM53 225V226H52ZM87 225H89V226H87ZM116 225V226H115ZM160 225H161V227H160ZM165 225V226H164ZM177 225V226H176ZM236 225H238V226H236ZM250 225H252V226H250ZM19 226H20V229H19ZM25 226V227H24ZM48 226V227H47ZM51 228H53V229H51ZM85 228H84V227ZM91 226H93V229H91L92 227ZM140 228H139V227ZM150 226V227H149ZM164 226V227H163ZM168 226V227H167ZM173 226V227H172ZM216 228H215V227ZM229 226H231V227H229ZM240 226V227H239ZM255 226V227H254ZM11 229H10V228ZM18 227V228H17ZM82 227V228H81ZM89 227H91V228H89ZM122 227V228H121ZM143 227H146V228H142ZM149 227V228H148ZM155 227V228H154ZM157 227V228H156ZM159 227V228H158ZM165 227H167L166 229H165ZM176 227H177V229H176ZM183 227V228H182ZM196 227V228H195ZM199 227V228H198ZM208 227L210 228V231H208L209 229H208ZM214 227V228H213ZM243 227H245V228H243ZM247 227H249V229L247 228ZM13 228V229H12ZM21 228H22V230H21ZM50 230H49V229ZM57 228V229H56ZM89 228V230H86V229H88ZM135 228V229H134ZM152 228H154L153 229V232H152V230H150V229H152ZM168 228H169V230H168ZM172 228H173V230L174 229H176V231L174 232L173 230H172ZM229 229V231L228 230H226V229ZM231 228V229H230ZM239 228H242L241 230L238 229ZM14 229H15V231H14ZM18 229V230H17ZM24 229V230H23ZM83 229V230H82ZM114 229V230H113ZM129 229V230H128ZM138 229V230H137ZM139 229L141 230V231H139ZM146 231H145V230ZM147 229H148V231H147ZM155 229H156V231H155ZM158 229V230H157ZM182 229V230H181ZM199 231H198V230ZM201 229H203V230H201ZM208 229V230H207ZM233 229V230H232ZM236 229V230H235ZM245 231H244V230ZM11 230H13V231H11ZM39 230V231H38ZM78 230V231H77ZM84 230H86V232L84 231ZM171 230V231H170ZM192 230H193V232H192ZM194 230H196V231H194ZM208 232H207V231ZM230 230H232V231H230ZM249 230V231H248ZM6 231V232H5ZM17 231L19 232L20 231V233H17ZM26 231V232H25ZM38 231V232H37ZM64 231H66V232H64ZM88 231H89V233H88ZM117 231V232H116ZM144 231H145V233H144ZM170 233L171 232V234H172V232L175 234V233H177V234H173V235H171V234H169L168 232ZM180 231V232H179ZM182 231V232H181ZM212 231H214V234H213V232ZM219 233H218V232ZM228 233H227V232ZM237 231V232H236ZM244 231V232H243ZM7 232H10V233H7ZM30 232V233H29ZM40 232V233H39ZM45 234V235H43V233ZM79 232H80V235L81 234H83V233H85L83 236L81 235H79ZM114 232V233H113ZM138 232V233H137ZM147 232H151L150 234H152L151 236H150V234L149 233H147ZM155 232V233H154ZM160 232V233H159ZM165 233L166 234V232H167V234L166 235H168L167 236V239L166 238H163L164 236L166 237V235H164L163 233ZM198 233V235H197V233ZM204 232H206V233H204ZM222 232V233H221ZM230 232V233H229ZM241 232H243L242 234H244V235H240V233ZM17 235H16V234ZM28 233V234H27ZM41 233H42V235H41ZM50 233V234H49ZM52 233V234H51ZM62 233H63V235H62ZM65 233V234H64ZM113 233V234H112ZM120 233V234H119ZM125 233V234H124ZM127 233H129V234H127ZM136 233V234H135ZM141 233H144V235H146V236H149V237H147V238H145L146 236H143ZM154 233V234H153ZM190 233L192 234V236L190 235ZM201 233H203V235H201ZM212 233V235H210ZM248 233V234H247ZM250 233V234H249ZM7 234V235H6ZM9 234H11V235H9ZM20 236H19V235ZM22 234V235H21ZM34 234H36L35 236H34ZM39 234V235H38ZM93 234V235H92ZM95 234V235H94ZM149 234V235H148ZM157 234V236H156V238H155V235ZM160 234H161V236H160ZM164 236H163V235ZM190 236H189V235ZM197 236H199V235H201V237H197ZM208 235V236H206V235ZM227 234H229V236L230 235H232V236H228ZM259 234V235H258ZM47 235V236H46ZM60 235H61V237H60ZM89 235V238L87 237ZM117 235H119V236H116ZM160 237H162V238H160ZM177 235V236H176ZM182 235V237L184 236V240H185V242H184V240H183V238L181 237V239H180V236ZM214 235V236H213ZM226 235V236H225ZM235 235V236H234ZM237 235L239 236V238L237 237ZM251 237H250V236ZM253 235V236H252ZM8 236V237H7ZM17 236V237H16ZM22 236V237H21ZM33 236V237H32ZM44 236V237H43ZM58 236V237H57ZM75 236V237H74ZM99 236H102L101 238H98ZM153 236V238H154V240H153V238H151ZM174 237V238H171V237ZM190 237L191 238V240H192V242H190L191 240H189L188 241V239H187V237ZM196 238H195V237ZM203 236V237H202ZM206 236V237H205ZM210 236V237H209ZM244 236H245V239H244ZM260 236V237H259ZM11 237H14V238H11ZM38 237V239H36ZM107 237V238H106ZM122 237V238H121ZM127 237V238H126ZM137 237V238H136ZM159 237V238H158ZM188 237V238H189ZM193 237V238H192ZM222 237V238H221ZM229 237V238H228ZM250 237V238H249ZM3 238V239H2ZM20 238V239H19ZM65 238H68V239H66V240H64ZM85 240H84V239ZM88 238V239H87ZM132 238H136L135 240H133ZM140 238H141V240H140ZM169 238V239H168ZM176 238V239H175ZM177 238H179V239H177ZM189 238V239H190ZM200 240V239H205V243H204V241L202 242V240H198V239ZM210 240V242H209V240ZM213 238L215 239V240H217V241H215V240H213ZM217 238V239H216ZM221 238V239H220ZM224 238V239H223ZM236 239L237 241H238V244H236L237 242H233V240L232 239ZM244 240H243V239ZM253 238H255V239H253ZM16 239H19V240H21V242L23 243H21L19 240H18V242H17V240ZM23 239V240H22ZM33 239V240H32ZM43 239V240H42ZM48 239V240H47ZM78 239V240H77ZM87 239V240H86ZM119 239V240H118ZM138 239H139V241H140V244H141V242H145V239H146V242H145V245H146V247L144 248V244H141L142 245V247H143V249H145L144 251H142V248H140L141 250H136V248H137V244L136 243H134V242H136V241H138ZM155 239H157V240H159V239H162L163 240V245L162 244H160L161 242L160 241H162V240H160V241H158V243H157V240H155ZM164 239H166V242H164ZM197 239V240H196ZM207 239V240H206ZM211 239L213 240V241H215L213 244L211 243L212 241H211ZM218 239H220V240H218ZM229 239V240H228ZM231 239V240H230ZM235 239H234V241H235ZM249 239V240H248ZM253 239V240H252ZM6 240V241H5ZM30 241V243H29V241ZM38 241L37 242V246H39V249L41 248L42 250H39V249H37V247L35 246H33L34 244H35V241ZM65 242H69L70 241V243H69V245L68 246H66L67 245V243H65ZM89 240V241H88ZM95 240V241H94ZM150 240H152L151 242H150ZM168 240V241H167ZM176 240V241H175ZM187 240V241H186ZM225 240V241H224ZM228 240V241H227ZM248 240V241H247ZM5 241V242H4ZM8 241H9V243H11V241H12V243L11 244H9L8 243ZM24 241V242H23ZM40 241V242H39ZM58 241L61 243V245H60V243H58ZM63 241V242H62ZM71 241L73 242V243H71ZM78 243H77V242ZM80 241H83V242H80ZM112 241H114L113 242V244H112ZM121 243H120V242ZM150 243H149V242ZM155 241V242H154ZM170 241V242H169ZM175 241V242H174ZM232 241V243H230ZM240 241V242H239ZM245 241L247 242V243H245ZM15 242V243H14ZM28 244H27V243ZM33 242V244L31 245V243ZM41 242H43V243H41ZM46 242V243H45ZM48 242V243H47ZM50 242L53 244V246H52V244H50ZM148 242V243H147ZM186 242H188L189 243V245H191L192 243H194L193 245L194 246H192L191 248H190V246H189V248L188 247H186L187 246V244L188 243H186ZM199 242H200V244H201V242H202V245H199ZM206 242H208V243H206ZM220 242V243H219ZM15 245H14V244ZM20 243V244H19ZM45 243V244H44ZM65 243V244H64ZM77 243V244H76ZM80 243H83V245H81ZM85 243V244H84ZM117 245H116V244ZM138 243V245H139V247H141V245L139 244V242H137ZM147 243V244H146ZM170 243V244H169ZM175 243H177V244H175ZM179 243V244H178ZM180 243H181V245H180ZM185 243H186V248H184V245H185ZM211 243V244H210ZM221 246V244L223 245L222 247H220L218 244ZM234 243V244H233ZM241 243H242V246H241ZM243 243H245V245L246 246H248V247H244L245 245L243 244ZM248 243H250V244H248ZM13 244V245H12ZM17 244V245H16ZM30 244V245H29ZM89 244V245H88ZM111 244L113 245V247L111 246ZM136 244V245H135ZM151 244V245H150ZM156 245V246H154V245ZM157 244H159L160 245V247H159V245L157 246ZM169 244V245H168ZM204 244V245H203ZM210 244V245H209ZM233 244V245H232ZM12 245V246H11ZM27 245H29V246H27ZM36 245V244H35ZM43 247H41V246ZM65 245V246H64ZM73 245V246H72ZM134 245L136 246L135 248H134ZM171 245V246H170ZM174 245V246H173ZM178 245V247H175V246H177ZM195 245H196V247H198L197 249L199 250H196V247H195ZM198 245V246H197ZM225 245V246H224ZM238 245H240V246H238ZM16 246H17V248L18 249H20V251L19 250H17V248H16ZM34 247V249H31L32 247ZM52 246V247H51ZM60 246V247H59ZM108 246H111V247H108ZM133 246V247H132ZM147 246L148 247H150V248H148V250H147ZM151 246L153 247V249L151 248ZM162 246V247H161ZM164 246H166V248L164 247ZM174 248H173V247ZM199 246L200 247H202V248H200L199 249ZM213 246V247H212ZM220 248H219V247ZM227 246V247H226ZM237 246H238V248H240V249H238L237 248ZM4 247H5V249H4ZM25 247V248H24ZM31 247V248H30ZM56 247V248H55ZM79 247V248H78ZM108 247V248H107ZM139 247L137 248V249H139ZM164 247V248H163ZM168 247H171V248H173L172 250H174L175 249V251H172L171 250V248H170V250L168 249L167 250V248ZM193 247L195 248V250H196V252H195V250L193 249ZM242 247H244L243 249H241ZM6 248L8 249V251L6 252L5 250H6ZM14 248V249H13ZM52 250H50V249ZM75 248V249H74ZM90 248V249H89ZM93 248V249H92ZM110 248V249H109ZM134 248V249H133ZM178 248V249H177ZM187 248H188V251H190L191 253H193L192 255H191V253L189 254L188 253V251H187ZM213 248H215V249H213ZM222 248H224V250H221L220 252H219V250L220 249H222ZM226 248V249H225ZM245 248H246V250H247V248H248V250L247 251H245L244 252V250H245ZM9 249H11V250H13V251H15V249H16V252L15 253H17L16 255H15V253L13 252V251H9ZM26 249V250H25ZM36 249H37V251H36ZM43 249H47V250H50V251H48L49 253H51L50 255H49V253L47 254L46 253V251L44 250L43 251ZM54 249H56V250H54ZM81 249V250H80ZM85 249V250H84ZM108 250V251H106V250ZM133 249V250H132ZM152 249V250H151ZM155 249V250H154ZM163 249V250H162ZM164 249H166V250H164ZM179 249H181V250H179ZM182 249H186V250H183L182 251ZM190 249H193V250H190ZM228 249H230L229 251H227ZM35 251L34 253H36L37 255H30L32 258L33 257H36V258H38V259H36V258H33V260L32 259H30L31 257L30 256H28L29 254H34L33 253V251ZM134 250H135V254L137 253V254H139L138 252L139 251H141L142 252V255L144 256V257H142V256H139V258L135 255V254H133L132 255V253L134 252ZM151 250V251H150ZM161 250H162V252H161ZM235 250V251H234ZM241 250V251H240ZM243 250V251H242ZM39 251H40V253H39ZM53 251H55V252H57V253H54ZM80 251H81V253H80ZM86 251V252H85ZM110 251H111V253H110ZM131 252V255L134 257V255L136 256V258H133L132 256H130V258H129V256L128 255H130L129 253ZM138 251V252H137ZM147 251L149 252L148 254H146V257H145V253H147ZM152 251H153V253H152ZM154 251H155V253H154ZM163 251H164V254H163ZM170 251V252H169ZM179 251L181 252V253H183V254H178L179 253ZM205 251H207L206 253H205ZM222 251H224V252H222ZM232 251V252H231ZM240 251V252H239ZM6 252V253H5ZM13 252V253H12ZM19 252H20V254H19ZM27 252V253H26ZM28 252H30V253H28ZM42 252L44 253V257H42L43 256V254H42ZM84 252V253H83ZM106 252V253H105ZM169 254H168V253ZM187 252V253H186ZM195 252V253H194ZM204 252V253H203ZM211 252V253H210ZM219 252V253H218ZM232 253L231 255H228V253ZM233 252H235V253H233ZM241 252H242V254H241ZM247 252V253H246ZM10 253H12V255H8V254H10ZM116 253H114V255L116 254ZM222 253L224 254V253H226V255H225V257H224V255L222 256ZM253 253V254H252ZM26 254V256H28V258L31 260L30 262H28L29 261V259L26 257V256H24V258H22L23 257V255H25ZM104 254V255H103ZM108 254L110 255V257L108 256ZM123 254V255H122ZM126 254V256H127V258L126 257H124V255ZM141 254V253H140ZM139 254V255H140ZM168 254V255H167ZM171 254H172V256H171ZM176 254H177V256H176ZM211 254V255H210ZM217 254V255H216ZM240 256H238V255ZM251 254V255H250ZM13 255H15L16 257H14ZM22 255V256H21ZM48 255V256H47ZM100 255H101V257H100ZM107 255V256H106ZM117 255H119V254H117ZM117 255H115V256H117ZM147 255H148V257H149V259L151 260L149 263H148V261L147 260H149V259H146V258H148L147 257ZM153 255V256H152ZM168 257L167 259L166 258H164V257H166V256ZM183 257H182V256ZM208 255H209V257H208ZM247 255H249V257L247 256ZM254 257H253V256ZM21 258V261H19V257ZM40 256V257H39ZM151 256H152V258H151ZM161 256H162V258H163V260H161L162 258H161ZM171 256V257H170ZM173 256H176L177 258H175V257H173ZM184 259H181V257ZM192 256V257H191ZM204 256H206V257H204ZM212 256V257H211ZM218 256V257H217ZM227 256V257H226ZM231 256H233L232 258H231ZM235 256L237 257L236 259H235ZM251 256V257H250ZM18 257V258H17ZM26 257V258H25ZM62 257V258H61ZM99 257H100V259H99ZM140 257L142 258L141 259V261H143V262H141L140 261ZM170 257V258H169ZM211 257V258H210ZM246 257V258H245ZM8 258H9V260H11V261H9L8 260ZM11 258V259H10ZM43 258L45 259L44 260V262H42V260H43ZM62 260H61V259ZM133 258V259H132ZM159 258V259H158ZM173 258H175V259H173ZM210 258V259H209ZM216 258V260H214ZM217 258H221L220 260L218 259L217 260ZM241 258V259H240ZM250 259V262L251 263H249V260L248 259ZM252 258H255V259H252ZM23 259H26L25 261L23 260ZM28 259V260H27ZM34 259H36V260H34ZM143 259H146V260H143ZM169 259V260H168ZM173 259V260H172ZM181 259V260H180ZM234 259H235V261H234ZM246 259V260H245ZM251 259H252V261H251ZM17 260V261H16ZM109 260V261H108ZM116 260H117V258H116ZM115 259H112L110 262H109V264H119L118 262L116 263L115 261H116ZM134 260V261H133ZM137 260V262L138 263H135V261ZM176 260H178L177 262H176ZM224 260V261H223ZM231 260V261H230ZM238 260V261H237ZM248 260V261H247ZM255 260V261H254ZM14 261H16V262H14ZM50 261V262H49ZM58 261V262H57ZM60 261V262H59ZM97 261V262H96ZM114 261V262H113ZM117 261H119V260H117ZM145 261H147V263L145 262ZM174 261V262H173ZM179 261H181V263L179 262ZM217 261V262H216ZM243 261V262H242ZM254 261V262H253ZM19 262V263H18ZM64 262V263H63ZM112 262V263H111ZM126 262V263H125ZM153 262V263H152ZM157 262L155 263V264H157ZM159 262H158V264H159ZM191 262V263H190ZM232 262V263H231ZM253 262V263H252ZM162 263V264H163ZM166 263V264H167ZM170 263V264H171ZM45 264H47V262H45ZM219 264H221V263H219Z\"/></svg>",
	"mask_w": 264,
	"mask_h": 264
},
{
	"label": "crops",
	"instance_id": "crops-1",
	"mask_svg": "<svg viewBox=\"0 0 264 264\" xmlns=\"http://www.w3.org/2000/svg\"><path fill=\"white\" fill-rule=\"evenodd\" d=\"M45 1V0H44ZM47 1L48 0H46V3H47ZM72 0H64V2H62L63 4H65V7H66V5H68V4H66V3H69V2H71ZM120 2H119V4H118V6H117V8L115 9V11H116V14H117V16H115V20H114V30H113V32L114 33H112L111 31H108V30H102V28H99V26L101 27V25H102V27H103V25H106L107 23L106 22H109V18H105V16L107 17L111 12H110V10L109 11H107V13H105V11L106 10H104L103 9V7L102 8H100V9H98L97 11L99 12H97L96 14H97V16H98V14H101L102 13V15H104V14H106V15H104V16H102V19H101V17L100 18H98L97 19V16L95 15H92V16H90V15H86V14H84V11H83V13H81V14H79V8H74L75 10H77L78 9V11H76V12H78L77 14H78V17H70L71 15H67V13H64V15L66 16V17H63V12H66L65 11V8L63 9V4L62 3H60V4H58L57 3V1H56V5H58L57 7H55L56 5H55V2L53 3V5H55V6H53L52 5V0H49V3H50V5L49 4H47V5H45L46 3H44V5L46 6V10H45V13H47L48 12V10L50 9V7H51V5L53 6V7H55L54 8V12H55V10L57 9V10H59V11H61V12H56L57 14V16L59 17L61 14H62V16H60V17H62V18H64L63 20H64V22L65 21H67V23L69 24L68 26H70V24H71V26L70 27H75L74 29L76 30V31H78V32H76V31H74L73 30V28H72V30L77 34V36H79V39H81L82 41L81 42H85V44L86 43H88V40L89 41H91L92 39H93V37H94V35H92L93 33L90 31V32H88L89 30V28H91V30L92 31H95L94 30V23H93V21L95 22V21H97L98 20V30H97V33L98 32H100L101 33V31L103 32V34L101 33L100 35H99V33H98V39H99V37H100V39L98 40V39H96V42H95V44H94V46H95V56L97 57V59L99 58H101L100 60H101V62H103V65L104 64H106V65H104V66H106L110 71H112V72H110V74L111 75H113L112 76V78L113 79H115L114 81H115V83L116 82H118V83H116L117 85H120L119 87L121 88V90H123V93L125 92L126 93V91H127V93L125 94V96L126 97H128V95L129 94H135L137 91H135V93L134 92H132L133 91V87H135L136 88V90H137V88L139 87H145L146 85H148L149 87L151 86V84L153 85V81L152 80H150V79H152L150 76H151V71H152V66H153V48H152V45H150L149 43L147 44V42H143L142 41V39L140 38V36H136V31L138 30V32H139V30H140V33H138L137 32V34H141V35H144V36H146V34H148V36L150 35L149 34V30L148 29H146L143 25H141L139 22H138V20H137V18L138 17H141V14H144L145 15V13L144 12H141L142 10H140V8H137L136 9V3H133L134 2V0H119ZM133 1V2H132ZM148 1L150 2V3H148ZM154 1H156V2H158L159 0H147V2L145 1V3H146V5L149 7V5H151V6H153V7H150L152 10H153V13L155 12V13H157V14H154L156 17H160V15L162 16V15H164V14H167V11L169 10H167L166 8H161V10H160V8L159 7H157V5L154 3ZM166 1H176V0H164L163 2V4H166ZM178 1V0H177ZM183 1V2H182ZM179 0V2H182L181 4H183L184 3V1L185 0ZM210 3H211V1L212 0H208ZM207 0L204 2V3H206V2H208ZM25 2V1H24ZM28 2H30V0H26V3H28ZM42 1H40V2H38V5H42V3H41ZM132 4H131V3ZM208 2V3H209ZM40 3V4H39ZM125 3V4H124ZM207 3V4H208ZM120 4H121V6H120ZM123 4V5H122ZM130 4H131V6H132V8H131V6H130ZM149 4V5H148ZM207 4L204 6V5H202V7L204 6V7H206L207 6ZM231 4L230 2L229 3H226V2H224L223 4H222V7L224 8V6H225V8L223 9L224 11L226 10V11H228L227 9L228 8H230V6L229 5ZM44 5H42V6H44ZM124 5H126V6H128L127 8H125L124 7ZM169 5V4H168ZM175 5H176V7H175ZM177 5H179V6H177ZM226 5H228V6H226ZM44 6V7H45ZM50 6V7H49ZM105 7V9H109L108 7L110 6V8H111V5H104ZM107 6V7H106ZM171 6V5H170ZM180 6H182V5H180V3L179 4H173V6H171V8H174V11H173V9H172V11L173 12H176V8L178 9V10H181L183 7H180ZM43 7V8H44ZM47 7H49V8H47ZM60 7H61V9H60ZM74 7V6H73ZM88 8L89 7V5H88V3H87V6H84V9H86V8ZM130 7V8H129ZM134 7V8H133ZM138 7V6H137ZM156 7H157V10H156ZM179 7L181 8V9H179ZM203 7V8H204ZM121 8H124V9H126L125 11H126V13H125V11H124V9H119ZM168 8H170L169 6H168ZM171 8H170V10L169 11H171ZM227 8V9H226ZM41 9H42V7H41ZM73 9V10H74ZM80 9H82L83 10V8H80ZM102 9H103V11H102ZM118 9V10H117ZM129 9H131V10H129ZM139 9V10H138ZM166 10V11H164V10ZM197 9L199 10V8L197 7V8H195V10L197 11ZM56 10V11H57ZM62 10H64V11H62ZM86 10H88V11H86ZM85 10V13H87V12H89V8L88 9H86ZM134 10V11H133ZM136 10V11H135ZM151 10V11H152ZM230 10V9H229ZM44 11V10H43ZM100 11H101V13H100ZM122 11V12H121ZM127 11H128V13H130L129 15H128V13H127ZM131 11V12H130ZM140 11V13L138 14V12ZM157 11V12H156ZM163 11V12H162ZM171 11V12H172ZM200 11H201V8H200ZM200 11H197V12H200ZM75 12V13H76ZM82 12V11H81ZM104 12V13H103ZM133 12V13H132ZM135 12V13H134ZM171 12H169V13H171ZM228 12H230V11H228ZM109 13V14H108ZM133 14V16H131L132 14ZM137 13V14H136ZM159 13H164V14H159ZM194 14H196V12L194 11L193 12ZM225 14H229V13H226V12H224ZM59 14V15H58ZM72 14H74V13H72ZM82 14L84 15V16H87L88 18H86V19H88V20H90V23H85L83 20L85 19V17H82ZM159 14V15H158ZM198 14V13H197ZM120 15V16H119ZM136 15H137V17H136ZM140 15V16H139ZM158 15V16H157ZM69 16V18H67ZM81 16V17H80ZM90 16V17H89ZM59 17V18H60ZM92 17H95L96 19H93V21H91L92 20ZM65 18L66 19H68V20H65ZM77 18L78 19H81V18H83V20L81 19L80 20V22H79V20H77ZM91 18V19H90ZM105 18V19H104ZM122 18L127 22V28L129 29V31H128V29H127V31L125 30H121V29H118L117 28V26L120 24V22H121V20H122ZM61 19V18H60ZM71 19V20H70ZM75 19V20H74ZM101 19V20H100ZM107 19V20H106ZM132 19V20H131ZM62 20V21H63ZM87 20V21H88ZM70 21V22H69ZM139 24H138V23ZM66 22H65V24H67ZM80 23H81V25H80ZM137 23V24H136ZM88 24L90 25V27H88ZM95 24H96V22H95ZM100 24V25H99ZM80 25V26H79ZM92 25H94V26H92ZM130 25V26H129ZM80 28H79V27ZM81 26H82V28H81ZM92 26V27H91ZM132 26V27H131ZM83 27H84V29L85 28H87V31H86V29L84 30L83 29ZM142 27V28H141ZM263 27V26H262ZM79 28V29H78ZM93 28V29H92ZM134 28H136V29H134ZM81 29H83V30H81ZM101 29V30H100ZM144 29V30H143ZM5 29H2V28H0V33L1 34H8L7 36H9V31H7V30H5ZM82 32H81V31ZM116 30V31H115ZM131 30V31H130ZM147 30V31H146ZM2 31H3V33H2ZM111 32L110 33V35H109V33L108 32ZM132 31H134V32H132ZM141 31H142V33H141ZM6 32H8V33H6ZM79 32H81V33H79ZM86 32H88V34H84V33ZM14 32H10V35L12 34L13 35V37L15 36V37H17V35H18V38H16L15 40H18L19 39V34H17V33H14ZM90 33H91V35H90ZM119 33L121 34V35H119ZM131 33V34H130ZM144 33V34H143ZM1 34H0V36H1ZM84 34V35H83ZM114 34V35H113ZM91 36V37H89V36ZM5 35H3V38H5L4 37ZM123 36V37H122ZM12 37V36H11ZM14 37V38H15ZM86 37V38H85ZM87 37L89 38L87 41H84L85 39H87ZM147 37V36H146ZM92 38V39H91ZM136 38V39H135ZM125 39V40H124ZM135 41H134V40ZM98 41V42H97ZM126 41V42H125ZM139 41V42H138ZM17 42V41H16ZM15 42V43H16ZM19 42V41H18ZM17 42V43H18ZM103 42V43H102ZM16 43V44H17ZM20 43V42H19ZM19 43L16 45V47H14V48H17L16 49V51H14V53L15 52H18V49L19 48H23V46H24V43H22V45H19ZM97 43V44H96ZM143 43V44H142ZM21 44V43H20ZM12 46H14V45H12ZM19 46H21V47H19ZM111 46V47H110ZM19 47V48H18ZM144 49H143V48ZM21 49H19V51H21ZM43 50V51H42ZM100 50V51H99ZM138 50V51H137ZM99 51V52H98ZM145 51V52H144ZM40 53V54H38V53ZM29 53V54H28ZM21 60H20V64L15 60V59H17L18 57H13V59L15 60V62H12V60H11V62H10V65H8V69L9 70H11L12 69V66L13 65H15V63L17 62V68L19 67L20 68V70L19 71H21V69L23 68L24 69V66H25V68H26V65L27 64H25L26 62L28 63L29 61H30V58H28L27 56L29 55V57L34 53V55L33 56H31V61L29 62V64H31V62H32V66H31V70H32V68L35 66V68H33V70L32 71H34V72H32L33 73V76L34 77H38V79H41L42 81H44L43 79H45L46 81L45 82H47V85H46V83L45 84H43V87L41 88L40 86H42V83H41V85H32V87H28V85H26L27 87H24V85L25 84H23V83H20V82H15V81H19V79L21 78V76L19 75V74H21V72H19L18 71V73L16 74V76H14V83L13 84H11V86H13V87H16L17 85L16 84H18L19 86H18V88L19 89H14L13 87V89L16 91H19L20 89H22V90H20L19 92H21V91H26L25 93H27V94H31V95H33L35 92L34 91H38V89H39V93H40V90H41V92L43 93H46V95H48L49 94V92H50V94L51 95H54V94H56V92L58 93H60V91L63 89H72L73 88V86L72 85H75L74 83L75 82H77L78 83V79H77V81H74V83L71 85V87H68V85H70L69 83H72L73 81H72V79L73 78H71V77H69L68 75H66L65 73L66 72H68V71H64V69L65 68H63L64 66L66 67V66H68L67 64V62L68 61H65V59H64V63H66V64H64L61 60H63V58H61L60 56H58L56 53L55 54H53L54 52L53 51H51V50H49V49H47V48H41L40 50L38 49L37 51H36V53L35 52H28ZM48 53H50V54H48ZM17 54L18 53H16L15 54V56H17ZM20 54V53H19ZM18 54V55H19ZM31 54V55H30ZM36 54H38V55H40L39 57H38V55H36ZM101 54V55H100ZM106 54V57L104 56ZM14 55V54H13ZM143 55V56H142ZM35 56H36V58H35ZM103 56V57H102ZM27 57V58H26ZM41 57V58H40ZM49 58V59H45V58ZM24 58H26V59H24ZM42 58H44V60H42V62H40L39 63V61H41V59ZM50 58H52L51 60H53L52 62H51V60H50ZM58 58H60V59H58ZM25 61H24V60ZM27 59H29V60H27ZM39 59V60H38ZM59 62H57L56 60ZM98 59V60H99ZM13 60V61H14ZM27 60V61H26ZM38 60V61H37ZM45 60H47V62L45 61ZM50 60V61H49ZM99 60V61H100ZM24 61V62H23ZM34 61V62H33ZM49 61V62H48ZM22 62H23V64H22ZM45 62V63H44ZM55 62H57V64L55 63ZM62 64H61V63ZM12 63V64H11ZM14 63V64H13ZM44 63V64H43ZM25 64V65H24ZM42 64V67H39L40 65ZM46 64H48V65H46ZM60 65V66H58V67H60V68H57V65ZM34 65V66H33ZM38 65V66H37ZM43 65H46L45 67V69H44V66ZM64 65V66H63ZM111 65V66H110ZM149 66H151L150 68H149ZM62 67V68H61ZM70 67V66H69ZM69 67H66V69L65 70H67V68H69ZM18 68V69H19ZM27 68H29V67H27ZM39 68H41V69H39ZM22 69V72L24 71ZM50 69V70H49ZM150 71H149V70ZM8 70V71H9ZM39 70V71H38ZM42 70V71H41ZM51 70H53V71H51ZM62 70V71H61ZM69 70V69H68ZM101 70H103V68H101ZM37 71V72H36ZM44 71V72H43ZM40 72H43V73H41V74H43L44 75V73H45V75L47 74H49L48 76L46 75H42L41 76V74H40ZM48 72V73H47ZM51 72H52V74H51ZM53 72H55V73H53ZM65 72V73H64ZM146 72V73H145ZM7 73V72H6ZM39 74V75H38ZM57 74H58V76H60L61 74H64V75H66V76H68L67 77V79L65 78V76L64 75H61V78H63V79H61L60 77H59V79H60V81H59V79H58V76H57ZM147 74H149V75H147ZM18 75H19V77H18ZM38 75V76H37ZM51 75H52V77H51ZM53 75H55V76H53ZM147 75V76H146ZM40 76V77H39ZM5 77H6V75H5ZM3 78V80H1L2 81V85H8V81H6L7 79L6 78ZM45 77V78H44ZM48 79H51V80H48ZM53 77H55V78H53ZM148 77H150V79L148 78ZM221 77H226V75H224V76H221ZM220 76H219V78L218 79H220L221 78ZM229 77V76H228ZM233 77V76H232ZM231 76H230V79H233ZM235 77V76H234ZM248 79H250V77H249V75H247L246 76ZM18 78V79H17ZM65 78V79H64ZM4 79H5V81H4ZM54 79H57V82L56 81H54ZM68 79H71L70 80V82L68 81V83L67 82H65L66 80H68ZM225 79V78H224ZM229 78H226V80H228ZM65 80V81H64ZM74 80H75V78H74ZM203 80H205V81H207L208 82V84L210 83V84H212L213 86L215 85V84H217L216 82H218V81H216V79L214 78V77H204L203 78ZM50 81V82H49ZM52 81H54V82H52ZM63 81V82H62ZM72 81V82H71ZM120 81V82H119ZM150 81H152V83H150L149 84V82ZM145 82V83H144ZM147 82H148V84H147ZM212 82V83H211ZM214 82H215V84H214ZM5 83V84H4ZM54 83H57V87H56V85L54 84ZM59 83H61L60 85L62 86V87H60V85H59ZM64 83H67V87H66V84H64ZM143 83V84H142ZM50 84H52V85H54V87L56 88H53L52 89V87L53 86H50ZM123 84V85H122ZM142 84V85H141ZM145 84V85H144ZM15 85V86H14ZM136 85H138V87L136 86ZM140 85V86H139ZM5 86V87H6ZM47 86H49L50 88H51V91L50 90H48L46 87ZM75 86H78L77 84L75 85ZM74 86V87H75ZM123 86V87H122ZM148 86H146V89H147V87ZM8 87V86H7ZM21 87V88H20ZM39 87V88H38ZM48 87V88H49ZM64 87H66V88H64ZM126 88V89H123V88ZM129 87H130V89H129ZM198 87H202V85L201 86H198ZM27 88V89H26ZM43 88H44V90H43ZM49 88V89H50ZM59 88H60V90H59ZM134 88V89H135ZM24 89H26V90H24ZM29 89V90H28ZM36 89V90H35ZM55 89V90H54ZM145 89V88H144ZM30 92H34L33 94L30 92V93H28V91ZM47 90V91H46ZM129 90H130V92H132V93H130L129 92ZM140 90V89H139ZM14 91V92H15ZM48 92V93H47ZM63 92H66V90H64ZM68 92V91H67ZM22 93V92H21ZM24 93V92H23ZM39 94V96L38 97H36L37 99L38 98H41V101L42 102H44L45 100L43 99L44 97H43V95H45V94ZM26 94V95H27ZM49 94V95H50ZM26 95H24V97L26 98ZM42 95V96H41ZM48 95V96H49ZM84 97L86 96L85 94L83 95ZM83 96H82V98H83ZM135 96L137 97V94H135ZM24 97H21V101L24 103L25 102V100L26 99H24ZM87 97V96H86ZM85 97V98H86ZM133 97V96H132ZM23 98V99H22ZM84 98V99H85ZM128 98H130L131 99V96L129 95V97ZM243 99H248V101L249 100H255L254 102L255 103H259V104H255V105H257L258 107H259V105L261 104L262 106H264V103L262 102V101H260L257 97H248V96H244V97H242ZM250 98V99H249ZM35 100V102L36 103H34V104H36L35 106H33V110H34V115L36 114L35 112L36 111H40V115L41 116H39V118H43V119H45V120H47V123L46 122H44V125L43 126H40V127H38V130H39V134H40V136L38 137L39 139H38V142H40L41 141V138H46L45 136H47V143H45V141H44V143L42 144L41 142H43V139H42V141L40 142V146L41 145H47V147H49L48 146V144H49V141L52 143V139H53V142L54 143H56L55 141H58L59 140V138H60V141H61V137H63L64 136V138H63V141H61V143H59V142H57L56 144L57 145H52V147H51V145H50V147L51 148H49L50 150H54V152H58V153H60V151L63 149V147H68V146H72V144L73 145H77L78 143L76 142V140L77 141H79V143H81L79 146L77 145V149H78V147L80 148V149H83V150H80V151H84V148L85 147H89V149H91L92 151H90L89 149H87L86 148V150L83 152V154L81 155L80 154V151H79V149H78V153H77V150H76V148H74L75 150H76V152H75V150H74V152H75V154L77 155H80L82 158H80V161H79V156H75V154H74V156L77 158L78 157V159H76L75 157H74V159H76V161L77 162H81V161H84L83 159H84V157H85V155L86 154H93L94 155V153H95V155L97 154V156H98V154H99V156L100 155H103V153H104V155L103 156H101V157H104V156H106V155H108L111 151L110 150H112V152L117 148L116 146H118L119 144L116 142V141H114L115 140V137H113V136H115L112 132H111V130H109L107 127H106V123L104 122V121H101V120H97L96 122H94L93 124H92V126H93V128H87L86 130H83L80 134H78V135H75L76 137H78L79 135H80V137H78V139L76 138V137H72L71 136V134H70V137H69V133H70V131H72V128H74V127H72V123H71V120H69V118H70V113H71V118H72V116H74V114H75V116H76V114H80V113H78V111L79 110H82L81 108V106H79V101L78 100H76V101H72V100H68V99H56L54 102H55V107L53 108V111L51 110V112L50 113H52V114H45L44 115V110H45V107L43 106V107H41V105L43 104L42 102H40V103H42L41 105L40 104H37V103H39V101H40V99H38V100ZM258 100V101H257ZM78 101V102H77ZM150 101H151V103L149 102V104L150 105H152V100L150 99ZM60 102V103H59ZM78 104H77V103ZM250 102V101H249ZM261 102V103H260ZM46 104V103H45ZM44 104V105H45ZM72 104V105H71ZM73 104L74 105H76V107L75 108H78L79 110L78 111H76V110H73L72 109V107H74L73 106ZM39 107H38V106ZM66 106L67 107V109H68V107H69V109L70 110H73V111H76L77 113H75V112H69V110H67L68 112H65L64 111V114H66V115H63V110L61 111V109L64 107V106ZM260 105V106H261ZM38 107V109H37V107ZM61 106H63V107H61ZM71 106V107H70ZM256 106V107H257ZM261 106V109H256V112L258 113H256L254 110H247V111H249L248 112V114H249V116L251 117H254V116H256L257 118H258V120H257V118L255 117V122H257V124H261V125H263L264 124V114H263V112H264V107H262ZM36 107V108H35ZM43 108V110L41 109V108ZM81 107V108H80ZM257 107V108H258ZM260 108V107H259ZM262 108H263V110H262ZM83 109H84V107H83ZM36 110V111H35ZM41 110H42V112H41ZM260 110H262L263 112L261 113V111ZM58 113H57V112ZM84 111V110H83ZM82 111V112H83ZM96 111V112H95ZM37 112V114H39ZM56 112V113H55ZM80 112V111H79ZM46 113V112H45ZM69 113V114H68ZM93 113V114H92ZM262 114V116H261V114ZM36 114V116H38ZM44 116H43V115ZM62 114V115H61ZM101 115L100 114V111H99V109H97V108H93L92 109V111H91V115L93 116V115ZM250 114H252V115H250ZM255 114V115H254ZM54 117H53V116ZM56 115V116H55ZM95 115V116H96ZM58 116H61V120L60 119H56V117L57 118H59ZM63 116V117H62ZM65 116V117H64ZM248 116V118H250ZM66 117H67V119H66ZM77 117V116H76ZM50 118V119H49ZM70 118V119H71ZM261 118L263 119V120H261ZM55 120V121H57L58 120V122L61 124L62 123V125L64 126V121L65 120H68L69 121V123L68 124H66V125H68L67 127H65L64 126V129L65 128H67V130L65 131L64 129H63V131H62V129H60V128H62V125H60L59 123L57 124V122L55 123V121H50V120ZM65 119V120H64ZM73 119V118H72ZM74 119H75V117H74ZM60 120V121H59ZM49 122H54L53 124H51V123H49ZM103 122L105 123V124H103ZM50 126H49V125ZM77 125V122L76 123H74V125ZM52 125H53V127H52ZM57 125V128H59L58 130H60V131H55V129H57L55 126ZM60 125V126H59ZM84 124H82L81 123V125L80 126H83ZM46 126V127H45ZM59 126V127H58ZM80 126L79 125H77V127H76V130L75 131H77V129L79 130L80 129ZM91 126V127H92ZM103 126H105V127H103ZM264 126V125H263ZM95 127V128H94ZM54 128V130H52ZM102 128H104V129H102ZM40 129H42V130H40ZM43 129H44V131H43ZM68 129H69V131H68ZM94 130H96L94 133L96 134V136L93 134V131ZM108 131L107 133H105L106 131ZM49 131V132H48ZM75 131H72L73 133L75 132ZM86 131V132H85ZM56 132V133H55ZM59 133V135H58V133ZM63 133V136H62V133ZM64 132H66V134H64ZM98 132V133H97ZM103 132V133H102ZM242 132H244V131H242ZM88 133V134H87ZM102 133V134H101ZM247 133V134H246ZM47 134V135H46ZM51 134V135H50ZM104 134V135H103ZM243 134H246L247 136H249L250 135V132H244V133H242V136H244V137H242V138H247V136L246 135H243ZM249 134V135H248ZM61 135V136H60ZM66 135H68V137L69 138H67V137H65ZM85 135V136H84ZM101 135L102 136H104V138L103 137H101ZM113 135V136H112ZM48 136H50V137H48ZM60 136V137H59ZM82 136V137H81ZM107 136V137H106ZM113 137V139L114 140H112L110 137ZM71 137H72V139H71ZM94 137H96V138H98V139H96V138H94ZM51 139V140H49V139ZM67 138V139H66ZM92 138H94V139H92ZM102 138V139H101ZM110 138V139H109ZM56 139V140H55ZM58 139V140H57ZM69 139L73 142V143H70V142H68L69 141ZM75 139V140H74ZM84 139V140H83ZM89 140V141H88ZM95 140V141H94ZM98 140V141H97ZM257 140H259V139H257ZM105 141V143H108L109 145H106V144H104V148L102 149V145H100L101 143L103 144V142ZM107 141V142H106ZM111 141H114L113 143L111 142ZM262 140H260L259 142H261ZM76 142V143H75ZM87 142H89V143H87ZM91 142V143H90ZM94 142V143H93ZM118 144V145H116V143ZM68 143H70V144H68ZM75 143V144H74ZM66 146H65V145ZM82 144H83V146H84V148H83V146H82ZM94 144V145H93ZM96 144V145H95ZM64 145V146H63ZM75 145V146H76ZM100 145V147H98ZM114 145H116V146H114ZM54 146H57V148L56 149H54L55 147ZM59 146V147H58ZM105 146H107V148H105ZM109 146V147H108ZM111 146H112V148H111ZM113 146H114V148H113ZM240 146L242 147L243 146V144L241 145L240 144ZM82 147V148H81ZM99 148V149H98ZM48 149V148H47ZM100 149H102V150H100ZM107 149H109L108 151H107ZM114 149V150H113ZM242 149H245L246 151H254V153H257L256 151H257V149L256 148H252V149H247L246 148V146L244 147H242ZM52 150V151H53ZM57 150V151H56ZM87 150H89V151H87ZM99 151V152H98ZM104 151V152H103ZM81 152V153H82ZM88 152V153H87ZM101 152H102V154H101ZM107 152H108V154H107ZM85 153V154H84ZM91 154V155H92ZM57 155H59V154H57ZM92 155V157H94ZM84 156V157H83ZM87 156V155H86ZM90 156V155H89ZM59 157H61V156H59ZM62 159L63 158H66V159H64V160H69L67 157H61ZM86 158V157H85ZM87 158H89L88 156H87ZM90 158H91V156H90ZM95 158V157H94ZM97 158V157H96ZM70 162V161H69ZM69 165L71 166V168H72V165H71V162L69 163ZM70 169V168H69ZM68 169V170H69ZM72 170V169H71ZM63 171V170H62ZM64 172V171H63ZM64 188V187H63ZM62 190H60L58 193H60ZM57 194V193H56ZM53 196H55V195H53ZM263 216H264V214H263ZM259 235V234H258ZM260 237V236H259ZM262 244L264 245V235L262 236Z\"/></svg>",
	"mask_w": 264,
	"mask_h": 264
},
{
	"label": "flooded vegetation",
	"instance_id": "flooded-vegetation-1",
	"mask_svg": "<svg viewBox=\"0 0 264 264\" xmlns=\"http://www.w3.org/2000/svg\"><path fill=\"white\" fill-rule=\"evenodd\" d=\"M38 1H39V0H38ZM40 1H43V0H40ZM45 1H46V0H45ZM54 1L56 2L57 0H53V2H54ZM163 1H164V0H163ZM163 1L159 0L158 3H157L156 1H154V3H155L156 5H158V4L160 3V5L158 6L159 8H160V6H162L161 8H163V7H164V8H167L166 6H169V5H170L169 3H170L171 1H166V2H167L166 4H163V3H164ZM177 3H179V2H178V1H173V2H171V5H172V4H177ZM181 3H182V2H181ZM167 4H169V5H167ZM68 6H69V8H68L67 6L65 7V11H66V8H67V10H70V11H66V12H67V13L70 12V13H68V14L73 15L72 13H73V11L75 12V10H73L72 13H71V10H72V9H70V7H73V6H72V5H68ZM81 10H82V9H81ZM81 10H80V11H81ZM80 14H81V12H80ZM82 17H84V16H82ZM85 18H86V16H85ZM82 19H83V18H82ZM83 21H84V20H83ZM84 22L87 23V19H85ZM0 38H2V40L0 41V44H1V42H3V41H4L6 44L8 43V44H7L8 46L11 45V44H12V45L15 44V41H14V40H15L16 38L14 39V37L12 38V37L10 36V39H9V37L6 36V39L4 38L6 41L3 39L2 36H0ZM11 38H12V39H11ZM13 39H14V40H13ZM11 40H13L14 44L12 43ZM7 41H8V42H7ZM9 41H11V43H9ZM6 44H3L4 46L1 44V46H0V53H1V54H0V59H1V61H0V74L2 75V76L0 75V81H1V79H2V77H3V73L6 72V71H5V70H6L5 67H8V65L10 64L9 62H10V61L12 60V58H13V55H11V54H13L14 51H15V49H14V47H12V45H11L10 47H7ZM6 47H7V48H6ZM11 47L13 48V49H12V50H13L12 52H10V51H11ZM4 48H6V49H4ZM3 49H4V51H3ZM8 49H10V50H8ZM7 50H8V51H7ZM6 51H7V52H6ZM3 52H4V53H3ZM2 53H3V54H2ZM9 53H10V55H9ZM10 56H12V57H10ZM9 57H10L11 59H10ZM209 57H210V56H209L208 54H204V55H202V56H200V57L198 58L199 60L202 59V62L205 61V62H206V63L204 62L205 64L202 63L201 60L199 61L198 59H197V61L200 62V64H198V62L196 63V61H195L196 64H194L193 67H192V73H193V76L196 77L197 79L194 80V82L192 83V86H194V87L201 86L200 83H202V82L204 81L203 78H204V77H210L209 75H211V74H212V76H213V74H215L216 71L219 72L220 75L223 76V74H224V75H225V74L228 75V72L231 71V70H233L234 68H238V69H236V70L234 69V71H231V72H230V73L233 72V74H231V76H234V75H235V76H236V75L238 76V75H240L239 73H241V75H246V72H244V73L242 74V72L244 71V70L242 71V68L240 69L239 67H234V65L231 64L230 62L222 63L223 65H221V64L219 63V64H220V65H219L218 63H215L216 61L214 62L213 58L210 57V59H208ZM2 58H3V59H2ZM6 58H7V60H6ZM204 58H205V59H204ZM8 59H9V61H8ZM6 61H8V63H7ZM3 62H4V63H3ZM213 62H214V64H213ZM6 63H7L8 65H7ZM201 63H202V64H201ZM207 63H208L209 65H208ZM5 64H6V65H5ZM203 64H204V65H203ZM211 64H212L214 67H213ZM215 64H217V65H219V66L217 67ZM226 64H228V65L225 66ZM229 64H230V65H229ZM2 65H3V66H2ZM197 65H200V67H199V66L197 67ZM202 65H203V66H202ZM231 65H232V67H231V68L229 67V68H230V69H229L228 66H231ZM1 66H2V67H1ZM194 66H196L197 68L195 69ZM206 66H207V67H206ZM220 66H222L223 69H222ZM223 66H225V68H228L229 71L227 72V69H226V72H224L223 70H225V68H224ZM3 67H4V69H2ZM27 67H28V66H26V68H27ZM233 67H234V68H233ZM26 68H25V69H26ZM214 68H215L216 70H215ZM220 68H221V69H220ZM232 68H233V69H232ZM1 69H2V70H1ZM27 70H28V68H27L25 71H23L24 73L21 75L22 78H20L19 81H21V79H23V81H21V83H23V82H24V83H27V84H25V85H28V84H29L30 87H32L31 85H40L41 82H42V80H41V79H38V77H34V76H32V73H31V72H32V71H31V64H30V69H29L30 72L28 73L29 70H28V71H27ZM210 70H211V71H210ZM212 70H214V71H212ZM237 70H238L239 72H238ZM1 71H2V73H1ZM4 71H5V72H4ZM209 71H210L211 73H210ZM221 71H222L223 74L221 73ZM26 72H27V74H25ZM212 72H213V73H212ZM234 72H235V73L237 72L238 74H237V73L235 74ZM209 73H210V74H209ZM29 74H30V76H31L32 78L29 77ZM216 74H217V73H216ZM216 74H215V75H216ZM23 75H24V76H23ZM26 75H27V76H26ZM201 75H202L203 77H202ZM204 75H206V76H204ZM217 75H218V74H217ZM220 75H218V76H220ZM227 75H226V76H227ZM229 75H230V74H229ZM229 75H228V76H229ZM237 76H236V77H237ZM213 77H214V76H213ZM26 78H27V79H26ZM33 78H34V79H33ZM36 78H37V81H36ZM24 79H25V80H24ZM33 80H35V83H34ZM38 80H39L40 82H39ZM28 81H31V82H30L31 84H30ZM181 81H182V84H181ZM1 83H2V82H1ZM24 83H23V84H24ZM183 83H184V84H183ZM186 83H187V82H186L184 79H179V84H180L179 86H181V85H182V86H183V85L186 86V85H185ZM187 86H188V83H187ZM210 100H211V99H208V101H205V100H204V101H199V102H197L196 105H193V106L191 107L192 110H190V111L188 112V116L191 117V118H196V117L198 116V118H202V117H203V119H206V117H207V118L210 120V123H213V121H214L215 118H217V117H222V118H223V117H227V116L230 117V116L233 115V114H230V113H232V112L229 113V111H230L231 109H230L229 111L225 110V111H227V112H225V111L222 109L224 112L221 110V113H219L220 116H219V115L217 116V115H216L217 112H215L216 107L214 106V102H213L212 100H211V101H210ZM243 101H245V99H244ZM201 102H203L204 104L202 105ZM211 105H212V106H211ZM214 107H215V108H214ZM227 107H229V106H226L225 108H227ZM182 108H183V109L186 108V105H185L184 103L182 104ZM199 109H200V110H199ZM231 111H232V110H231ZM66 112H67V110H66ZM222 112H223V114H222ZM193 113H195V115H193ZM228 113L230 114V116L227 115ZM242 113H243V112H242ZM244 113H246L247 115H246V114H242V115L240 114L239 116H240V117H243V115H244V117H245V116H248V115H249L248 112H244ZM189 114H190V115H189ZM224 114H226V115L224 116ZM191 115H193L194 117L191 116ZM207 115H208V116H207ZM182 116H183V114H182ZM216 116H217V117H216ZM239 116H238V117H239ZM210 117H211V119H210ZM213 117H214V119H213Z\"/></svg>",
	"mask_w": 264,
	"mask_h": 264
}]
</instances>
